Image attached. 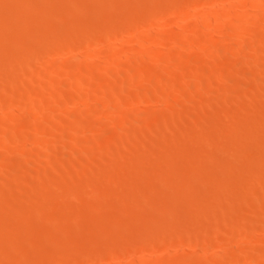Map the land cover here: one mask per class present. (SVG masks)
<instances>
[{
	"label": "rangeland",
	"instance_id": "rangeland-1",
	"mask_svg": "<svg viewBox=\"0 0 264 264\" xmlns=\"http://www.w3.org/2000/svg\"><path fill=\"white\" fill-rule=\"evenodd\" d=\"M3 1H4V4H2L3 3ZM12 1V2H11ZM22 1V2H21ZM42 1H43V3H42ZM42 1H39V0H0V24H1V29H0V33H1V35L3 34H5L4 36L2 35H0V53H2V54H4L5 56L6 55H8V56H6L5 58H3L2 57V59H1V54H0V99L1 100H3L2 102H1V100H0V102H1V104H0V106H5V108H6V103H8L9 104V102H11V100H12V97L13 98H15L16 96H18L19 94H17V95H15L14 93H12V92H15L16 93V91H19V89H21L22 88V86H23V82L25 81H29V79H30V77L31 76H27V74L25 75V76H27V78L26 77H24L25 79L22 81V78L20 77V75H17V73L18 74H20V73H22V71H23V69H24V67L26 66V68H28V66H30V67H32V69H30L31 71V75H32V73H33V77L32 78H34V75H35V79L33 80L32 78V80H31V82L30 83H32V85H33V82L35 83V80L37 79V80H39V75L41 76L42 75V73H43V75L41 76V78L43 77L44 78V76L46 75L47 76V79H48V75H50L49 77H51V78H53V77H56V76H52V73H57V72H55V69H57L55 66L56 65H61V64H63L64 63V65H65V67H66V71L67 72H63L64 74L61 76L60 75V78H59V80H60V82L61 83H63V84H61V86L62 87H64V88H62L63 89V92H64V94L63 93H61V94H63L64 96H62L61 94H59V95H61V96H59V97H57L56 98V96H52V95H50V94H48V92L49 91H47V92H45L44 91V95H45V100L46 101H44L43 100V108L42 109H40V110H42V111H40L39 110V112H42L43 114H37L36 112H35V114H37V116H36V118H35V116L33 115L34 114V111H33V114H31V111H29L30 109H31V107H28V111L26 112V109L24 108V107H26V106H24L23 107V105H21V107L20 108H18L19 106H20V104H18V107H16V104H13V102H15L14 101V99H13V102H11L12 103V106L14 107V108H12V110L13 109H16V108H18V110H20V111H18V115L16 116V118H15V120L13 121H10L11 120V118H9L10 120H7L8 118H5V116L7 117V114L4 112V110H2V109H4L3 107H0L1 109H0V127H1V129H2V126H4V125H1V121L2 120H4L3 121V123H5V125H6V122L5 121H8V122H12V126L10 125V124H8V125H10V128L12 129L13 128V130H15L16 129V131H14V133L16 132L17 134H21L20 136L23 138H18V137H11L10 139V142H11V144H10V142H9V146H10V151H13L12 152V154L10 155L11 157H8L7 159H6V157H5V159L4 160H2L1 159V162H0V167H1V169H0V174H1V172H2V177H0V191L2 192V194H3V196H4V194H5V196H4V198H1V197H3L2 196V194H0L1 195V199H0V252H2L1 254H0V264H53V263H55V264H68V263H70V264H83L82 262H84V264H88V262H92V263H89V264H102V263H104V264H136V263H138L139 261H141V262H144V263H142V264H148V263H150V264H167L168 262V264H173L174 263V261H177V264L179 263L178 261H183L182 259H180V257H181V255H182V257H183V259H185V256H191L192 255V258L195 256V257H197L199 260H200V262L202 261V264H205V262H206V260L208 261V259H211V257H212V255L211 254H213V255H218V256H216V257H214V259L215 258H218V261H217V259H215V261H213V263L212 264H214V262H215V264L217 263V264H227V262H228V264H236L237 263V261H238V263L237 264H250L249 263V261H248V256H249V252H250V254H253V252L256 254L258 251H259V249H260V247H261V249H260V251L258 252L259 253V255H258V253L256 254L257 256H259L258 257V262H260V263H258L257 262V264H262V262L264 263V252H263V254H262V251L261 250H263L264 251V226L262 225L263 223H264V217H263V220L261 221V219H260V217L257 219H255L254 217H256V215H257V217H258V215H264V203H263V201H264V186H262L261 185V183L264 185V175H262V174H260L261 172L262 173H264V170H262L261 169V171L259 170L260 168H263L264 169V113H261L262 111L264 112V89H262L264 86V78H261V77H264V63H263V65L261 64L263 61H264V53L262 52L263 50H264V48H263V45H261V44H264V42H261V40H259L258 39V46H256V44H255V38H256V40H257V36L255 37H250L251 38V40H248V39H250V38H248L246 41H248V43L246 42V41H244L243 43H239L238 41H237V39H238V37L241 35V32H239L238 30H240L239 28H236L235 29V27H236V25H235V27H232V23H234L235 22V19H234V17L232 16V18H231V11L230 10H232L233 9V7L230 5V3H232V5L234 6V4L236 3L237 5H238V3H239V5H241V3H243L240 7H238L237 5L236 6H234V8L236 9V10H240V13L243 11V12H245V11H247V10H251V11H253L254 9H253V4L255 3V0L253 1V0H247V1H240V2H232V1H234V0H232V1H229V0H224V1H222L221 0V2H220V0L215 4V2H216V0H214V2H212V0H203V2L200 0V2H199V0H198V2H195V1H197V0H138L139 2L138 3H140V1H141V3H140V5L142 6H139V5H137L138 3H137V0H135L136 1V3L135 2H133V0H122V1H120V0H100V1H102L101 3V6H98L99 4H100V2L98 1V0H96V1H94V0H91V2H89L88 0H77V1H80V2H76V0H71L72 2V4H68V1L66 2L65 0H42ZM50 1V2H49ZM63 1L64 2H66V3H63ZM94 1V2H93ZM127 2V3H124V5H126V7H128V8H124V5L122 4L123 2ZM156 1V2H155ZM162 3H161V2ZM169 1V2H168ZM173 1V2H172ZM183 1H184V3H183ZM210 1V2H209ZM230 3H229V2ZM251 1H253V2H251ZM263 1V0H262ZM2 2V3H1ZM14 2V3H13ZM31 2H33V3H31ZM44 2H45V4H44ZM70 2V1H69ZM75 2V3H74ZM92 2H93V4H92ZM96 2V3H95ZM149 2H154V3H149ZM165 2V3H164ZM172 2V3H171ZM190 2V3H189ZM207 2V3H206ZM209 2V3H208ZM219 2H220V4L223 6L222 7V9L221 10H224V12L223 11H219V13L221 12H223L224 13V15L225 16H228V17H226V18H224L225 16L223 15V14H217V18H215L212 14H211V12L212 13H216L217 11H213L214 9V7H216V6H218L219 5ZM224 2H228V3H224ZM252 3V4H250V3ZM25 3H27V4H29L30 3V5H26ZM85 3V4H84ZM107 3H112V6L114 5V11L113 10H109V7L110 8H113V7H111L110 6V4H107ZM115 3V4H114ZM169 5H167V4ZM175 3H176V5H175ZM205 5V7H203L204 5ZM211 3V4H210ZM264 3V1L262 2V4ZM5 4H8L7 6L5 5ZM55 4V5H54ZM107 4V5H106ZM129 4H130V6H129ZM135 4H136V6H135ZM151 4V5H150ZM159 4V5H158ZM180 4V6L181 7H179V6H177V5H179ZM183 4V5H182ZM189 4V5H188ZM249 4L251 5V6H249ZM2 5H3V7H2ZM44 5V6H43ZM72 5V6H71ZM85 5V6H84ZM116 5V6H115ZM132 5H134V6H132ZM161 5V6H160ZM165 5V6H164ZM166 5H167V7H166ZM195 5H196V7H195ZM203 5V6H202ZM207 5V6H206ZM225 5H227V6H225ZM247 5V6H246ZM264 5V4H263ZM262 5V6H263ZM6 6V7H5ZM13 6V7H12ZM31 8H30V7ZM33 6V7H32ZM53 6V7H52ZM75 6H77V7H75ZM109 6V7H108ZM132 6V7H131ZM157 6V7H156ZM176 6H177V8H176ZM211 8H210V7ZM82 7V8H81ZM85 7H86V9H85ZM96 8V10L94 9V10H92V8ZM119 8V10L121 9V8H124V10H120L119 12H117L118 11V8ZM159 7L160 8H162V9H159ZM165 7V8H164ZM171 7V8H170ZM193 7H195V8H193ZM201 7V8H200ZM225 7V8H224ZM227 7V8H226ZM238 9H237V8ZM249 7V8H248ZM264 7V6H263ZM263 7H261L260 9H258V10H256L257 11V13H259L258 11L260 10V14H263L262 12H264L263 11ZM2 8V9H1ZM41 8V9H40ZM108 8V9H107ZM146 8V9H145ZM164 8V9H163ZM173 8V9H172ZM174 8L176 9V11H177V13L179 12V15L177 14V13H175L176 11L174 10ZM184 8V9H183ZM196 8H198V9H196ZM208 8V9H207ZM229 8V9H228ZM232 8V9H231ZM248 8V9H247ZM251 8V9H250ZM12 9V10H11ZM19 9V10H18ZM27 9V10H26ZM32 10V12H30V10ZM34 9V10H33ZM35 9L38 11V13L37 12H33V11H35ZM44 9H46V10H44ZM52 9V10H51ZM74 9H76L75 11H74ZM79 9H81V10H83V9H85V10H83V11H81L80 10V12H84L85 13V15H81L82 17H80V13H77V14H79V15H77L76 14V12H78L77 10H79ZM92 11H91V10ZM99 9H101V11H99ZM131 9V10H130ZM134 9V10H133ZM169 9H171V10H169ZM181 9V10H180ZM195 9V10H194ZM205 10L204 12L203 11H201V10ZM210 9V10H209ZM227 9V10H226ZM244 9H245V11H244ZM7 10V11H6ZM9 10H11V13H9ZM59 10V11H58ZM105 10V11H104ZM117 10V11H116ZM138 10V11H137ZM150 12H149V11ZM160 10V11H159ZM163 10V11H162ZM173 10V11H172ZM179 10V11H178ZM184 10H186L187 12H185ZM195 11L196 13H194L193 11ZM207 10V11H206ZM13 11V12H12ZM44 11H46L45 13H43ZM58 11V12H57ZM67 11L69 12V14L67 13ZM93 11H95V13H94V15H92V13H93ZM97 11V12H96ZM103 11V12H102ZM108 11V12H107ZM130 11V12H129ZM170 11V12H169ZM175 11V12H174ZM226 11V12H225ZM3 12V13H2ZM5 12V13H4ZM7 12H8V14H7ZM30 12V13H29ZM62 12V13H61ZM92 12V13H91ZM133 12V13H132ZM138 12V13H137ZM159 13V15L160 14H163L162 15V17H158L159 19H157V21L154 23L155 25H152V27H150V26H147L146 24L148 23V22H146L145 23V21H148V15H150L151 13H152V15L154 14V13ZM200 12H202L201 14H199ZM230 12V13H229ZM239 11H237V13H238ZM13 13V17H14V19H16L18 22H14V24L12 23V21H14V19L12 18V16H11V14ZM24 13V14H23ZM26 13H28V14H26ZM33 13V14H32ZM37 13V14H36ZM43 13V14H42ZM46 13H47V15H46ZM70 13L72 14V16L70 15ZM83 13V14H84ZM91 13V14H90ZM103 13H106V14H103ZM110 13V14H109ZM124 13H127L128 15H129V17L127 16V14H124ZM157 13V14H158ZM169 13V14H168ZM172 13V14H171ZM198 13V14H197ZM204 13V14H203ZM208 13V14H207ZM227 13V14H226ZM256 12H255V14H257ZM4 16H3V15ZM6 14V15H5ZM43 16H42V15ZM86 14H88V15H86ZM132 14V15H131ZM139 14H142V15H139ZM229 14V15H228ZM239 14V13H238ZM31 16V19H30V16ZM33 15V16H32ZM35 15V16H34ZM40 15V16H39ZM46 15V16H45ZM51 15H55L57 18H60V20H58L56 17H54V18H52L51 17ZM58 15H59V17H58ZM70 15V16H69ZM77 15V16H76ZM91 15V16H90ZM106 17H105V16ZM121 16L120 17V19H119V16ZM125 15V16H124ZM131 15V16H130ZM135 15V16H134ZM139 17H138V16ZM173 17H172V16ZM178 15V16H177ZM194 15H196V17L194 16ZM201 15H204V17L205 18H207V19H210V16H212L211 17V19L212 20H208L207 21V19H205V21H207V22H209L210 21V23H212V24H214V22H215V25H216V23H217V25L218 24H220V23H222V24H226V22L228 21V24H226L228 27L231 25V30H228V31H226L227 33H226V35H228V36H226L225 34H222V35H220V34H216L215 32H214V30L212 31V29H213V27H207V28H205L204 30H205V32H203V33H201V34H199V33H197V34H199L198 36H197V34L195 33V34H193V33H191V31H192V29L194 28V27H196V26H198V25H200V24H202V23H200V17H201ZM218 15H220V17L218 16ZM259 15V14H258ZM19 16H21V17H19ZM26 16V17H25ZM37 16V17H36ZM42 16V17H41ZM48 16H49V18H48ZM64 17L66 20H64V18H61V17ZM66 16V17H65ZM89 16V17H88ZM101 16V17H100ZM142 16V17H141ZM161 16V15H160ZM223 16V17H222ZM260 16V15H259ZM257 17V16H255L254 18H253V21H254V19H255V21L253 22L252 21V19L248 22V26H249V24H251V26L253 27V26H255V29H256V25H258L259 24V27L257 26V28H258V31H260V29H261V27H263L262 29H263V31H264V24L262 23L263 22V20L261 21L260 19V17ZM263 16V15H262ZM6 17V18H5ZM33 17L35 18V20L33 19ZM88 17V18H87ZM92 17H99L97 20H96V18H95V20H94V18H92ZM147 17V18H146ZM149 17H151V15L149 16ZM165 17V18H164ZM167 17V18H166ZM169 17V18H168ZM172 17V19H171V21H170V18ZM179 17L181 18V17H183V18H181V19H179ZM21 18V19H20ZM27 18H29V19H27ZM51 18V19H50ZM101 18V19H100ZM108 18V19H107ZM117 19V20H114V22L111 20V19ZM133 19V20H127V19ZM146 18V20H144ZM202 19H203V16L201 17ZM220 18V19H219ZM232 20H230V19ZM22 19L24 20V21H27V26H26V28L28 27V30L26 29V28H24L23 26H25V22L23 21L22 22ZM50 19V20H49ZM63 19V20H62ZM85 19V20H84ZM90 19V20H89ZM122 19V20H121ZM140 19V20H139ZM166 21H165V20ZM202 19H201V22H202ZM204 19H203V21H204ZM213 19H216V20H213ZM225 19V20H224ZM258 19V20H257ZM5 20H7V21H5ZM8 20H9V22H8ZM47 20H48V25L49 26H52V27H49V28H47ZM52 20V21H51ZM57 20V22H55ZM62 20V21H61ZM68 20V21H67ZM144 20V21H143ZM168 20V21H167ZM222 20V21H221ZM29 21V22H28ZM31 21V22H30ZM36 21V22H38V24H35L34 22ZM59 21V22H58ZM70 21V22H69ZM74 21V22H73ZM76 21V22H75ZM99 21V22H98ZM110 21V22H109ZM119 21H121V22H119ZM125 21H127V22H125ZM158 21H159V23H158ZM161 21H162V23H161ZM211 21H213V22H211ZM226 21V22H225ZM230 21L232 22L230 25H229V23H230ZM260 21V22H259ZM3 22V23H2ZM45 22V24H43ZM52 23L53 22V24H50V23ZM63 22V23H62ZM81 22V23H80ZM83 22V23H82ZM93 22V23H92ZM131 22V23H130ZM134 22V23H133ZM165 22V23H164ZM258 22V23H257ZM5 23H7L6 25H4ZM23 23V24H22ZM42 23V24H41ZM58 23V24H57ZM59 23H61V24H64V25H60ZM67 25H66V24ZM102 23V24H101ZM119 23V24H118ZM120 23H121V25H120ZM142 23H143V25H142ZM145 23V24H144ZM157 23H158V25H157ZM204 23V22H203ZM252 23H255V25L254 24H252ZM261 23V24H260ZM15 24H17V25H15ZM35 24V25H34ZM40 24V25H39ZM76 24V25H75ZM80 24H82V25H80ZM97 24V25H96ZM114 24H116V25H114ZM127 24V25H126ZM131 24V25H130ZM135 24V25H134ZM163 24V25H162ZM235 24V23H234ZM11 25V26H10ZM21 25V27L20 28H18L19 26ZM23 25V26H22ZM60 25V26H59ZM68 25H69V27H68ZM94 25V26H93ZM103 25V26H102ZM109 25H112V27H110ZM124 25V26H123ZM130 25V26H129ZM133 25V26H132ZM137 25V26H136ZM143 27H141V26ZM162 27H164V29L163 28H161V26ZM194 25H196V26H194ZM263 25V26H262ZM5 26L7 27V28H9L8 30H6L5 29ZM10 26V27H9ZM12 26H14L13 28H11ZM30 26H32V27H30ZM34 26V27H33ZM44 26V27H43ZM46 26V27H45ZM63 26H65V28L63 27ZM84 26H85V28H84ZM89 26V27H88ZM102 26V27H101ZM127 26V27H126ZM137 27L136 28V30H138V34H139V32H142L143 30H144V32H146L147 30H149V31H147V32H149L150 33V31L152 32V30H153V32H155V34L157 35V31H166V34H167V36H169V34H171L172 32V34H176V35H178V34H180V32H181V36H184L187 32V35H185V39H186V43L183 45V46H181V47H183V49L181 48V47H179L180 45H178L175 41H170V40H172V39H170V38H168V37H163V36H166V35H163L162 37L160 36V35H155L156 37V39L154 38V42L152 41V42H149L150 44H147V45H145V44H142V43H140L141 42V40H140V38L137 36L136 37V35H135V37H133V39H136V41L134 40L133 41V39L131 38L130 39V37H131V33H129L131 30H128V29H130L131 27ZM139 26V27H138ZM144 26H146V27H144ZM226 26V27H227ZM234 26V25H233ZM17 27V28H16ZM37 27V28H36ZM55 27H57V28H55ZM75 27V28H74ZM103 27H105V28H103ZM118 27H120V28H118ZM126 27V28H125ZM130 27V28H129ZM148 27V28H147ZM156 27L157 28V30H155L154 28ZM161 29V30H159V28ZM228 27H227V29H228ZM30 28V29H29ZM52 28H53V31H51L52 30ZM55 28V29H54ZM61 29V30H58V29ZM64 28V29H63ZM67 28V29H66ZM72 28V29H71ZM88 28V29H87ZM122 28V29H121ZM141 28V29H140ZM150 28V29H149ZM151 28H152V30H151ZM190 28V29H189ZM192 28V29H191ZM232 28H233V30H232ZM2 29L4 30L3 31V33L1 32L2 31ZM12 29V30H11ZM27 30V32L25 31V30ZM57 29V30H56ZM81 29V30H80ZM105 31H104V30ZM107 29V30H106ZM127 29V30H126ZM186 29H188V30H186ZM210 29H211V31H210ZM261 29V30H262ZM39 30V32H40V34H38L37 33V31ZM46 30V31H45ZM54 30H56L55 31V33H56V35H54L55 33H54ZM69 32H68V31ZM89 30V31H88ZM203 30V31H204ZM207 30H208V32H207ZM257 30V29H256ZM18 31V32H17ZM43 31H45V32H43ZM48 31H50V32H48ZM59 31V32H58ZM61 31H63V33L61 32ZM71 31V32H70ZM77 32V35H76V32ZM103 31V32H102ZM108 31H110V32H108ZM124 31V32H123ZM184 31H186V32H184ZM232 31V32H231ZM10 32H13V34L12 33H10ZM26 32V33H25ZM46 32H48V34H50V35H48ZM66 32V33H65ZM74 32V33H73ZM88 32H90V33H88ZM158 32V33H159ZM168 32V33H167ZM171 32V33H170ZM210 32V33H209ZM32 33V34H31ZM45 33V34H44ZM58 33V34H57ZM69 33H70V35H69ZM79 33V34H78ZM82 33V34H81ZM116 33V34H115ZM182 33H183V35H182ZM191 34V36H192V38L194 37V41H195V43L193 44V43H191V41H189L190 39L192 40V38H190L189 39V37H190V35H188V34ZM204 33H205V35H204ZM206 33H209V34H211L212 36V39L213 38H216V39H213V40H217V42L215 41V44L217 45V43L218 44H226V45H228L227 47H224V49L222 50L223 52V54H216L218 51H215V50H217V49H215V47H213L215 50H213V48H212V45L211 44H214V41L211 39V37L209 36V34H206ZM240 33V34H239ZM8 34V35H7ZM11 34V35H10ZM27 34H29L28 36H27ZM53 34V35H52ZM88 34V35H87ZM90 34H91V36H90ZM106 34V35H105ZM109 34V35H108ZM152 34H154V33H152ZM165 34V33H164ZM203 34V35H202ZM216 34V36H214ZM239 34V35H238ZM27 36V37H30V38H27L26 40L28 41H25V42H27V43H29V45L28 44H22V43H19L18 45H23V46H21L20 45V47L17 45L16 46V49H17V47L19 48V49H17L16 51H15V47L13 48V47H11V44L12 45H15V44H13V42L12 41H15V40H12V39H15V36L17 37V36H19V40H21V38H20V36L22 37V36ZM36 35V36H35ZM59 35L61 36V37H59ZM66 35V36H65ZM208 35V37H210V39L212 40V42H211V40L209 39V38H207V39H204V38H206V36ZM224 35V36H223ZM237 35H238V37H237ZM6 36V37H5ZM13 36V37H12ZM23 36V37H24ZM25 36V37H26ZM45 36V37H44ZM49 36V37H48ZM50 36H52V37H50ZM56 36H58V37H56ZM62 36H63V39H61L62 38ZM65 36V37H64ZM69 36V37H68ZM72 36V37H71ZM78 36V37H77ZM80 36H81V39H80ZM90 36V37H89ZM98 36V37H97ZM105 36V37H104ZM108 36L110 37V38H108ZM133 36V35H132ZM171 36V35H170ZM218 36H220V38L218 37ZM31 37H34L36 40L35 41H37V44H34L35 43V41L33 42V40H34V38H33V40L31 39ZM75 37V38H74ZM77 37V38H76ZM114 39H113V38ZM159 37V38H158ZM198 39H197V38ZM204 37V38H203ZM224 38L223 40H222V38ZM9 38H11V39H9ZM51 38V39H50ZM53 38H54V41H53ZM90 38V39H89ZM102 38V39H101ZM161 38V39H160ZM163 38V39H162ZM199 38L200 39H202L203 38V42L204 43H206V46L207 47H209L210 45V47H211V51H210V48H206L207 49V53H206V51H204V49L205 48H203L202 46H204V44H200V41H202V40H199ZM231 38V39H230ZM5 39L7 40V41H5ZM24 39V38H23ZM30 39V40H29ZM39 39V40H38ZM47 39V40H46ZM77 39V40H76ZM78 39H80V40H78ZM111 39H113V40H111ZM166 39V40H165ZM195 39H197V41L195 40ZM229 39V40H228ZM8 40H10L9 42H8ZM18 39L16 40V41H18V42H20ZM61 40H62V42H61ZM72 40V41H71ZM84 40V41H83ZM110 40V41H109ZM138 40L140 41V42H138ZM156 40V41H155ZM158 40V41H157ZM159 40H163V41H165V42H163V43H166V44H163V43H161ZM205 40H207L206 42H205ZM221 40V41H220ZM226 40V41H225ZM228 40V41H227ZM22 41V40H21ZM47 41V42H46ZM50 41V42H49ZM52 41V42H51ZM66 41V42H65ZM87 41L88 42H92V45H93V48H94V50L93 51H91V52H93V55H95V54H97L98 55V59H99V56H100V58L102 59V55H100V54H103L106 50L105 49H107L110 45V47H112L113 45H116L117 44V42H118V46H119V44H120V47H121V45L124 47V48H122L121 50H123V52H125V50L126 51H128V53H129V56L127 57V54H126V57H125V55L123 56V57H120V58H118V60H120L121 59V61H118L117 60V62L116 63H118V64H115V66H113V68H114V71L112 70V72H114L113 74L111 73V75L108 77V85H107V90L108 89H110V90H108L109 91V93H110V96H109V94L108 93H106L107 95L106 96H104L106 99H102V104L101 105H97V104H95L94 102V100H93V98H92V94H94V93H96L95 92V90L96 89H99L98 88V86L97 85H102V83H101V81L103 82V79H102V75H103V72H102V74H101V72L99 73V74H101L100 75V77H101V80H100V78L99 77H97V76H95L94 77V79L92 78V79H90V78H88L87 79V82H85L84 81V83H82V84H80V81L78 80V78H77V80H76V76H74V77H72V75H71V72H69L70 70H69V68L70 69H72V73L73 72H75L74 71V67L78 64V62H80V61H87V60H92V62H95V60H93V59H96L94 56L92 57L91 55H86V54H92V53H90V50L89 49H87L88 47H86L87 45H88V43H87ZM189 41V42H188ZM236 41H237V43H236ZM249 41H251V43L249 44ZM12 42V43H11ZM44 42V43H43ZM53 42H54V44H53ZM57 42V43H56ZM84 42V43H83ZM85 42L87 43V44H85ZM111 42V43H110ZM156 42V43H155ZM175 42V43H174ZM196 42H198V43H196ZM209 42V43H208ZM245 42H246V44H245ZM253 42V43H252ZM256 42V43H257ZM40 43V44H39ZM41 43L42 44H44V45H42L41 46ZM64 43V44H63ZM68 43H70L69 45H68ZM140 43V44H139ZM168 43V44H167ZM39 44V45H38ZM49 44V45H48ZM52 44V45H51ZM57 44V45H56ZM66 44V45H65ZM74 44V45H73ZM79 44V45H78ZM153 44V45H152ZM198 44H200V45H198ZM222 45V46H225V45ZM4 45V46H3ZM26 45V46H25ZM61 45V46H60ZM72 45H73V48H72ZM178 45V46H177ZM188 45V47H186ZM202 45V46H201ZM209 45V46H208ZM32 46V47H31ZM44 46V47H43ZM80 46V47H79ZM97 48H96V47ZM105 46H107V47H105ZM143 46V48H140V47H142ZM148 46V47H147ZM175 46V47H174ZM189 46H191V48L189 47ZM197 46V47H196ZM206 46H204V47H206ZM221 46V47H222ZM254 46H255V48H254ZM6 47V48H5ZM22 47V48H21ZM38 47V48H37ZM42 47L44 48V49H46V50H44V49H42ZM57 47V48H56ZM62 47V48H61ZM139 47V48H138ZM200 47H202V48H200ZM228 47H229V49H228ZM261 47V48H260ZM2 48H4V49H2ZM12 48V49H11ZM52 48V49H51ZM82 48V49H81ZM101 48H102V50H101ZM126 48V49H125ZM174 48H175V50H174ZM190 48V49H189ZM192 48H194V49H192ZM197 48V49H196ZM226 48H227V51H226ZM7 49V50H6ZM13 49H14V51H13ZM30 52V51H34V53L32 54V52H30V53H28V51ZM32 49H34V50H32ZM59 49V50H58ZM71 49V50H70ZM100 49V50H99ZM129 49V50H128ZM138 49V50H137ZM258 49V50H257ZM259 49H261V50H259ZM3 50V51H2ZM6 50V51H5ZM52 50V51H51ZM55 50V51H54ZM75 50V51H74ZM78 50H79V52L81 53H79L78 54ZM86 50H88V52L86 51ZM132 50H134L136 53H137V55H136V53L134 52V51H132ZM172 50H174V51H172ZM180 50V51H179ZM191 50V51H190ZM213 50V51H212ZM13 53H15V57H16V55H17V61L15 60L16 58L14 57V56H12L13 58H14V60L15 61H13V60H9V59H7L8 57H9V55H11V54H13ZM19 51V52H18ZM77 51V52H76ZM85 51V52H84ZM99 51V53H97ZM130 51V52H129ZM172 51V52H171ZM178 51V52H177ZM183 51V53H181ZM195 51V52H194ZM209 51V52H208ZM221 51V50H220ZM220 51L218 52V53H220ZM232 52V54H229V53H231ZM258 53H257V52ZM263 53H261V52ZM7 52V53H6ZM8 52L10 53L11 52V54H8ZM19 53V54H21V55H18V54H16V53ZM56 52V53H55ZM101 52V53H100ZM170 52H171V55H168L167 56V54H170ZM173 52H175V53H173ZM185 52L186 53H188V52H192L193 54H186V55H182V54H185ZM215 52V53H214ZM255 52V53H254ZM260 52V53H259ZM58 53V54H57ZM60 53V54H59ZM73 53H75V54H77V55H79V58H80V61H79V59L78 60H73V59H71V56L73 55ZM95 53V54H94ZM132 53V54H131ZM199 54L198 56L196 55V54ZM210 53V54H209ZM215 54V56H216V58L213 56V54ZM23 54H26V55H24V57L23 58H25V60H26V58H27V56L28 57H30V58H34V56H35V54H36V58H37V60L36 59H33L31 62H34V65L32 66V64L33 63H31V64H29L28 62H26L25 60H23V62L25 63V64H27L28 63V66L27 65H25L23 62H22V60H21V58H19L18 56H23ZM28 54H30V55H28ZM152 54V55H151ZM172 54H173V56H172ZM203 54H205V55H203ZM212 54V55H211ZM229 54V57L227 56ZM253 54H257L256 56H253ZM259 54L262 56H259ZM96 55V56H97ZM132 55V56H131ZM149 55V56H148ZM178 56V59L180 60V58H182V60H184V58H185V60L187 61L189 58L191 59V60H189L188 62L189 63H191L192 65H188V66H186L185 67V65L184 66H182V68H180V66L182 65L181 64V60H180V62H179V60H178V63H180L179 65H178V63H177V61H176V63H174L175 62V60H173V61H169V63H167V61H165V60H167V59H169V57L170 58H172V57H174V56ZM179 55H181V57L179 56ZM190 55V56H189ZM196 55V56H195ZM213 56V59H217V60H215L216 61V64L218 65L220 62H221V64H219L218 65V67L220 66V67H222V68H224L227 64H228V66H229V64H230V66H232V68L230 67V68H228V69H230V71L229 72H227L226 74H224L223 72H222V68H220L219 67V69H218V67H217V71H216V73H214L213 72V69L212 68H214V66H212V64H210V63H212V58L210 59L211 60V62L207 59V58H209V57H207V56ZM236 55V56H235ZM26 56V57H25ZM32 56V57H31ZM69 56V57H68ZM86 56H89V57H86ZM139 58H137V57ZM142 56H144L145 57V60H146V64L148 63L147 61H149V63H150V65H151V61L152 60H154V57L156 58L155 59V62L153 61V65L154 66H156V62L158 63L159 62V64H158V66H156V67H154V69L152 68L153 67V65H149V66H147V65H143V66H141V71H138V70H140V69H137V68H134V69H137L136 71H133V67L134 66H136V64H138L139 62H141V63H143V62H145V61H143L144 60V58L142 57ZM152 56V57H151ZM156 56H158V57H156ZM166 56V57H165ZM183 56V57H182ZM191 56L192 57H194V58H197V59H195V61L196 60H198L197 62H194V58H191ZM206 57V59L204 58V59H202L203 57ZM217 56H219L218 58H217ZM225 57V58H223V57ZM259 56V57H258ZM65 57H67V58H65ZM136 57V58H135ZM147 57V58H146ZM150 59H149V58ZM164 57V58H163ZM188 57V59H186ZM236 57H238V58H236ZM253 57H255L256 59H254ZM260 57H261V59H262V62L260 63V61L261 60H259L260 59ZM11 58V57H10ZM19 58V59H18ZM39 58H41V59H39ZM44 58H46V60L44 59ZM61 58V59H60ZM62 58H63V60H65V61H62ZM68 58H70V59H68ZM104 58V57H103ZM142 58V59H141ZM163 58V59H162ZM167 58V59H166ZM177 58V57H176ZM175 57L173 58V59H176ZM227 58L228 59H230V58H232L234 61V64H236L237 62H241V63H239V64H241L240 66L242 67H244V69L247 71V73H245L244 74V72H246V71H244V70H239V72H242V73H239V72H237V71H235V70H237V69H239V68H241V67H239V65L236 67V66H234V64L232 63V61H231V59H230V62L231 63H229V61L227 60ZM248 60H247V59ZM4 59H6V60H4ZM50 59V60H49ZM58 59V60H57ZM82 59V60H81ZM105 59V61H106V58H104ZM103 59V60H104ZM157 59H159V60H157ZM165 59V60H164ZM193 59V60H192ZM199 59H201V61H200V63H203V62H208V64H207V67H211L212 66V68H209L210 70L212 69V71H211V73H210V70H207L206 69V71L209 73V74H207V72H206V74H201V76H200V78L198 79L197 77V72H195L196 71V68H197V65H196V68H195V64L194 63H197L198 64V62H199ZM226 59V60H225ZM240 59V60H239ZM250 59V60H249ZM257 59L259 60V61H257ZM35 60L37 61V62H35ZM42 62H41V61ZM49 61V63H47L48 61ZM205 60H208V61H205ZM222 60H223V63H222ZM237 60V62L235 63V61ZM244 60H246V61H244ZM256 62H255V61ZM8 61H11V63L10 62H8ZM20 61V62H19ZM73 61V62H72ZM97 61H99L98 63H100L101 62V65H103L102 66V68L100 67L101 65L99 64L98 65V63L96 64V62ZM96 62H95V64L98 66V68H100L102 71H104L105 69H106V66H108L107 65V63L106 62H104V63H106L105 65H104V63H102L103 61L102 60H97ZM161 61H165V62H161ZM193 63H192V62ZM226 61H228V63L226 64ZM244 61V62H243ZM251 61H254L255 63H253V65H252V63H251ZM4 62V64H2ZM16 62V63H15ZM40 62V64L41 65H39L38 63ZM51 62V63H50ZM69 62V63H68ZM75 62H77L76 64H75ZM88 62V61H87ZM91 62V61H90ZM108 62V61H107ZM121 62V63H120ZM134 62H136V63H134ZM171 62V63H170ZM174 63V66H175V64L179 67H173L172 68V66H173V63ZM224 62H225V64H224ZM251 63V64H249V63ZM9 63H10V66H12V68H13V70L10 68L9 69ZM19 63H21V64H19ZM45 63V64H44ZM161 63V64H160ZM167 63V64H166ZM213 63H215L214 61H213ZM247 63H248V65H247ZM257 63H260L261 65H262V67L260 68L259 66H261V65H258ZM13 64H15L14 66H15V68H14V66H13ZM18 64L21 66H18ZM36 64V65H35ZM48 64V65H47ZM132 64H135V65H133L132 66ZM188 64V63H187ZM186 64V65H187ZM210 64V65H209ZM223 64V65H222ZM232 64V65H231ZM2 65V66H1ZM3 65H4V67H3ZM23 65H24V67H23ZM47 65V66H46ZM69 65V66H68ZM165 65V66H164ZM168 65V66H167ZM172 65V66H171ZM222 65V66H221ZM250 65H252L253 66V68H250L251 66ZM256 65V66H255ZM258 65V66H257ZM44 68H43V67ZM72 66H73V68H72ZM160 66H162V67H160ZM227 66V67H228ZM2 67V68H1ZM5 67H7V68H5ZM23 67V68H22ZM34 67H37L35 70H34ZM47 67V68H46ZM50 67V68H49ZM53 67V68H52ZM54 67H55V69H54ZM69 67V68H68ZM77 67V66H76ZM75 67V68H76ZM147 67H150V68H148L147 69ZM166 67H168L169 69H166ZM183 67H184V70H183ZM189 67V68H188ZM239 67V68H238ZM243 67H242V69H243ZM254 67H256V68H254ZM20 68H22V70L20 69ZM40 68V69H39ZM52 68V69H51ZM162 68V69H161ZM173 69L174 70V72L176 71V73H174L173 72V70H172V72L170 71L171 69ZM187 68V69H186ZM225 68L223 69L224 70V72H225ZM258 68H259V70L261 71H259L258 70ZM6 69V70H5ZM14 69H18V71L17 70H15L14 71ZM43 69H45L46 70V72H43L44 70ZM104 69V70H103ZM144 69V70H143ZM159 71H158V70ZM220 69H221V71H220ZM235 69V70H234ZM248 69H250L251 71L249 72V70ZM255 69V70H254ZM11 70V71H10ZM25 70V69H24ZM37 70H38V74H37V76H36V73H37ZM40 70V71H39ZM48 70V71H47ZM52 70H53V72H52ZM100 70V71H101ZM148 70H150V71H148ZM181 70H182V74H181ZM187 70V71H186ZM193 70H194V74H195V76L194 75H187V73H188V71H192L191 73H193ZM19 71H20V73H19ZM34 71V72H33ZM138 71V72H137ZM254 71H256V74H255V78H258V79H256V81H253V76L251 75L252 73H254ZM8 72V73H7ZM10 72H11V74L12 73H15V75H17L18 77H16L17 78V80H16V78L13 80V76H15L14 74H12V76H11V74H10ZM17 72V73H16ZM28 72H29V70H28ZM36 72V73H35ZM48 72V73H47ZM131 72V73H130ZM137 74H136V73ZM179 72V73H178ZM214 74H213V73ZM218 72V73H217ZM222 72V73H221ZM23 73H24V71H23ZM134 73V74H133ZM161 73H165L164 75L163 74H161ZM191 73H188V74H191ZM251 73V74H250ZM105 74V73H104ZM132 74V75H131ZM159 74H161V75H159ZM172 74H175V76L174 75H171ZM183 74H184V76H183ZM240 74V75H239ZM249 74V75H248ZM260 74H262V76L260 75ZM2 75V76H1ZM5 75V76H4ZM6 75H9L8 76V79H7V76ZM53 75H55V74H53ZM57 75V74H56ZM75 75V74H74ZM77 75V74H76ZM121 75H123V76H121ZM132 76V78L134 79V81H135V78H136V80H138V81H135V83H134V85L133 86H128V88L127 87H122V89H124V91L122 92L121 90L122 89H119V88H121V87H119L118 88V86H117V88L118 89H116V78H117V81L118 80H120L119 78H123L124 76ZM135 75V76H134ZM168 76V75H170V76H168L169 77V80H172L171 82L169 81H167L168 83H166L165 85H163L164 83H162V87L160 88V87H158L157 85V87H152V86H154L156 83L158 84L159 82H156V83H152V82H155L156 80H160V78H161V76H162V78H164L165 76ZM203 75V76H202ZM223 75H225L224 77H223ZM244 77H243V76ZM246 75L248 76V78L246 77ZM259 75H260V77H259ZM45 76V77H46ZM104 76V75H103ZM113 76V77H112ZM119 76V77H118ZM121 76V77H120ZM210 76H213L212 78H210L209 79V77ZM249 76L251 77V78H249ZM11 77H13V78H11ZM28 77H29V79H28ZM112 77V78H111ZM116 77V78H115ZM158 77V78H157ZM168 77H166V79L168 78ZM176 79H175V78ZM193 77V78H192ZM203 77H207L205 80H204V78ZM236 77H238V78H236ZM242 77V78H241ZM1 78H3V79H1ZM115 78V79H114ZM161 78V79H162ZM171 78V79H170ZM173 78V79H172ZM213 78H215V79H213ZM233 78H235V79H237V81H235ZM240 78H241V80H240ZM21 79V80H20ZM46 78H44V79H40V80H46V81H48ZM54 79V78H53ZM111 79V80H110ZM175 79V80H174ZM178 79H179V81H181V82H179L178 81ZM191 80V81H189V80ZM202 79V80H201ZM213 79V80H212ZM223 79V80H222ZM232 79L234 80V81H232ZM242 79L244 80L243 82H242ZM4 80H5V82H4ZM13 80V81H12ZM17 81L18 83H14V81ZM52 80V79H51ZM100 80V81H99ZM115 80V81H114ZM153 80H155V81H153ZM158 80V81H159ZM173 80H174V82L175 83H173ZM220 80V81H219ZM262 80V81H261ZM2 81V82H1ZM10 81H11V83H10ZM22 81V82H21ZM33 81V82H32ZM77 81H78V83H77ZM177 81V82H176ZM183 81V82H182ZM187 81V82H186ZM189 81V82H188ZM211 81L213 82V84L211 83ZM216 81V82H215ZM218 81V82H217ZM260 83H259V82ZM16 85V88H17V90L14 88L15 86H14V84ZM25 82H24V86L26 85L25 84ZM73 82H75L74 83V85L72 86V83ZM144 82V83H143ZM145 82H146V84H145ZM203 82H206V83H203ZM215 82V83H214ZM239 82H241L240 84H239ZM250 82V83H249ZM255 82L257 83V84H255ZM86 83V84H85ZM140 83V84H139ZM148 83V84H147ZM177 83H179V84H177ZM196 83V84H195ZM232 83H234V84H236V86L233 84L232 85ZM2 84V85H1ZM10 84V85H9ZM28 84V83H27ZM136 84H138V85H136ZM144 86H143V85ZM150 84H152V85H150ZM160 84V83H159ZM173 84H175L177 87H179V88H176V86L175 85H173ZM181 84H183V86L185 87H183ZM190 86H189V85ZM194 84V85H193ZM197 84H198V86H197ZM204 84H205V86H206V84H208V86H206V87H204ZM251 84V85H250ZM253 84V85H252ZM259 84H262V86L261 85H259ZM12 85V86H11ZM75 85H77V87L75 86ZM84 87H82V86ZM109 85H111L109 88H108V86ZM142 86L143 87V89L141 88V87H139V86ZM146 85H149V86H146ZM172 85H173V87H172ZM201 85V86H200ZM226 87H225V86ZM253 86L256 90H257V93H256V90L255 89H253V87L251 88L250 86ZM255 85V86H254ZM23 86V87H24ZM47 86H50V84H47ZM78 86H81V87H79L78 88ZM113 86H114V88H113ZM191 86H192V88L194 87L195 88V86H196V90H197V87H198V89H200L201 87H203V88H201V89H204L205 88V90H206V88L208 87V91H204L203 90V95H199L198 96V93H197V91H195V90H193L192 88H191ZM200 86V87H199ZM235 86V87H234ZM6 87H7V89L9 90H7L6 89ZM12 87V88H11ZM19 87H21V88H19ZM71 87H74V88H76V89H72ZM94 87L96 88V89H94ZM145 87H148V89H146ZM168 89H167V88ZM221 87H225V89H227V90H225V89H220ZM234 87V88H233ZM261 87V88H260ZM1 88H2V90H1ZM81 88V89H80ZM144 88L146 89V90H149V92L150 91H152V93L150 92V94L152 95V94H156V96L154 97V95H152V98H153V100H151V101H147L146 102V100H143V98H140L139 96L142 94H140V92L142 91L143 92V90H144ZM150 88V89H149ZM167 89V91H166V89ZM190 88H191V90H193L192 92H191V90H190ZM12 89H15V90H12ZM23 89V88H22ZM84 90L83 92H85V96H83V97H81V98H79L80 96H79V91L80 90ZM88 89V90H87ZM141 89V90H140ZM154 89V90H153ZM161 89V90H160ZM187 89V90H186ZM232 89H233V91H232ZM250 89V90H249ZM252 89H253V91H252ZM46 90V89H45ZM48 90V89H47ZM50 90V89H49ZM89 90H90V95H91V98H92V100L93 101H91V98H90V95L88 94L89 93ZM161 91L160 92V94H162V96H163V93L164 92H168V94H170L171 92H172V90L174 91V94H175V96H174V94H170L169 96H168V98H169V100H168V102L167 101H165V100H163V99H168V98H166L165 96V98L164 97H162V96H159V93L157 92V91ZM162 90L164 91V92H162ZM189 90V91H188ZM221 90V91H220ZM225 90V91H224ZM2 91H4V92H2ZM10 91H12V92H10ZM21 92L23 91V90H20ZM20 91H19V93H20ZM88 91V92H87ZM99 91V90H98ZM111 91H113V92H111ZM114 91L116 92V93H114ZM154 91V92H153ZM194 91H195V93H194ZM200 91H202V90H200ZM199 91V92H200ZM230 92V94H229V92ZM232 91V92H231ZM247 91V92H246ZM10 92V93H9ZM66 92V93H65ZM67 92H69V93H67ZM78 92V93H77ZM206 92H208L209 94H206ZM219 92V93H218ZM225 92H227L228 94H226ZM245 92V93H244ZM250 92H251V94H250ZM112 93H114L115 95H113ZM117 93H118V96L120 97V99H119V97H116V95H117ZM225 94V96H227V98L225 97V96H223V98L225 97V100L222 98V96L221 95H223V94ZM10 94H12V96L10 95ZM14 94V95H13ZM86 94H88V95H86ZM139 94V95H138ZM186 94V95H185ZM200 94V93H199ZM216 94V95H215ZM218 94V95H217ZM250 96H249V95ZM255 96H253V95ZM258 94V95H257ZM3 95V96H2ZM43 95V96H44ZM95 95V94H94ZM121 95V96H120ZM171 95H173V96H171ZM197 95V96H196ZM240 95V96H239ZM248 97H247V96ZM11 96V97H10ZM75 96H76V98H75ZM108 96V97H107ZM157 96H159V98L157 97ZM186 96V97H185ZM200 96H202V98L204 97V99H202V98H200ZM205 96H209V99L207 98V97H205ZM218 96V97H217ZM252 96V97H251ZM9 97V98H8ZM89 99H88V98ZM122 97V98H121ZM139 99V100H137V98ZM175 97L177 98V99H175ZM197 97V98H196ZM211 97V98H210ZM213 97V98H212ZM239 97V98H238ZM244 97V98H243ZM250 97V100L248 99ZM253 97H254V99H253ZM110 98H112V100L110 99ZM158 98L159 100H161L160 98H162V100H163V102L165 101L166 103H168V104H166V103H163L162 101H158V99L156 100V99ZM171 98V99H170ZM181 99L182 98V100H183V103H181L182 102V100L180 101L179 99ZM185 98L186 99H188V100H185ZM207 98V99H206ZM214 98H216V99H214ZM219 98V99H218ZM228 98H231V99H228ZM252 98V99H251ZM16 99H17V97H16ZM15 99V100H16ZM77 99H81L80 101L79 100H77ZM85 99V100H84ZM110 99V100H109ZM115 99V100H114ZM142 99V100H141ZM145 99V98H144ZM201 99V100H200ZM221 99V100H220ZM227 99H228V101H229V103L227 102ZM240 99V100H239ZM246 99H248L247 101H246ZM10 100V101H9ZM106 100H108L106 103H105V101ZM114 100V101H113ZM176 100V101H175ZM180 102H179V101ZM184 100H185V102H184ZM207 100V101H206ZM218 100H220V102H221V104L220 105H218L219 103L217 102ZM252 100V101H251ZM9 101V102H8ZM17 101V100H16ZM104 101V102H103ZM111 103H110V102ZM113 101V102H112ZM203 101V102H202ZM206 101V102H205ZM225 101V102H224ZM235 101H237V102H235ZM241 101H242V103H241ZM243 101H245V102H243ZM5 102V103H4ZM85 102V103H84ZM109 102V103H108ZM118 102V103H117ZM170 102H171V104H170ZM173 102V103H172ZM201 102H202V104L204 105V106H202V104H201ZM252 102H254V103H252ZM2 103H4V104H2ZM82 103H84V104H82ZM95 105H94V104ZM98 103V104H99ZM115 105H114V104ZM117 103V104H116ZM175 103H176V106H175ZM192 103H194V104H192ZM231 103V104H230ZM245 103H247V107L245 106ZM250 103H251V105H250ZM56 104V105H55ZM81 104H82V106H83V109H82V107H81ZM113 104V105H112ZM172 104H174V106L172 107L171 105ZM210 104V105H209ZM214 104V105H213ZM240 105V106H238V105ZM51 105V106H50ZM60 105V106H59ZM110 105V107H108ZM169 105V106H168ZM179 105H181L182 107L180 108V106ZM185 105V106H184ZM189 105V108L188 107H186V106H188ZM241 105H244V107H246L245 109L241 106ZM9 106V105H8ZM7 106V107H8ZM45 106H47V107H45ZM54 106H55V108H54ZM57 106V107H56ZM64 107V109H63V107ZM91 106H92V108H91ZM97 106V107H96ZM183 106H184V108H183ZM206 106V107H205ZM209 106H210V108H209ZM226 106V107H225ZM255 106V107H254ZM16 107V108H15ZM23 107V109L21 110V108ZM52 107H53V109H52ZM66 107H69L68 109H66ZM80 107V108H79ZM88 107H90L89 109H87ZM168 107V108H167ZM174 108V109H172V108ZM193 107V108H192ZM233 107V108H232ZM254 107V108H253ZM261 107H263V108H261ZM10 108V109H11ZM27 108V107H26ZM62 108V109H61ZM169 108H170V110H169ZM180 108V109H179ZM197 108V109H196ZM225 108H228V112H229V114L227 113V112H225L226 111V109ZM239 108V109H238ZM252 108H253V112H252ZM258 109V111L256 110L255 111V109ZM262 110H261V109ZM8 109V108H7ZM10 109H8V110H10ZM66 109V110H65ZM71 109H73L74 111V113L73 114H75V115H77V111H76V109L77 110H79V109H81V110H79V112H78V114H80V116L82 115L81 113L83 112H85L84 113V115L85 114H88V115H86V116H84V115H82L81 117H82V119L84 120V118H87V119H89V121H88V123L85 125V124H83V122L82 123H80L81 122V120L79 121L77 118H79V117H76L75 115V117L76 118H74L75 119V121L76 120H78L79 121V123L76 121V123H78V124H80V126H81V124H83V127H81L79 130H81L82 128H84V130L82 131L81 130V132L79 133V134H77V135H74V136H76V137H71V135L69 136V135H67L66 133V135H64V133L63 134H60V135H56L55 137L54 136H52L51 134L49 135V134H47L48 136V138L46 137V132H43L44 133V135H43V137L41 138V136H40V139L43 141V142H45V143H43L44 145H45V147H46V151H45V153H44V145L42 144V143H39L40 145L42 144L43 146L41 147L39 144H36V142H32V140H29V139H31V138H33L32 137V135H31V133L29 134V132H27L25 135V137L24 136H22V129L24 128V130H26L27 129V126L26 125H29L30 123L32 124L34 121V119H35V123L37 122H39L40 121V123L42 122L43 123V121L45 120V121H47L46 119H48V121L46 122V124L48 123L49 124V120H50V122H53V121H55V119H56V122H58L57 120H59V123L60 122H62L61 123V125L63 126V127H65V129H66V127L68 126V123H67V121L68 120H72L73 121V118L72 117H70V115L71 114H69V112L71 111L72 112V110ZM110 109H112V110H110ZM138 109H139V112H138V114L140 115V116H143V117H139V115L137 114H133V111L136 113V111H138ZM142 111H141V110ZM171 109H172V113H174L173 112V110H175V113L173 114L174 116H172V114H170L171 113ZM179 109V110H178ZM190 111H189V110ZM221 109H225L224 111H222ZM243 109V110H242ZM249 110V111H247V110ZM33 110V109H32ZM61 110H63V111H61ZM69 110V111H68ZM87 110H88V113H86L87 112ZM184 110H185V112H184ZM204 110V111H203ZM209 110V112H206V111H208ZM233 110H234V112H233ZM239 110V111H238ZM247 112H246V111ZM250 110H251V113H250ZM64 111H66V113H64ZM93 111V112H92ZM96 111V113H94ZM221 111V112H220ZM254 111H255V113H254ZM4 112V113H3ZM70 112V113H71ZM142 114H141V113ZM190 112H192V113H190ZM195 112H197V113H195ZM218 112V120H216L217 122H215L214 120L216 119V117L217 116H215L216 114H213V113H217ZM220 112V113H219ZM231 112H233L232 114H231ZM241 112V113H240ZM246 112V113H245ZM256 112H258V113H256ZM19 113H20V115H22V117L19 115ZM26 113H28L29 114V116H26L27 114ZM127 113V114H126ZM182 114L183 113V116H182V118H180L179 119V117H180V115L179 114ZM203 113V114H202ZM261 113V114H260ZM5 114V115H4ZM64 114H66V115H68L70 118H72V119H70V118H68L66 115H64ZM109 114V115H108ZM125 114V117L127 118L126 120H125V118H124V115ZM178 114V115H177ZM198 114H199V116H198ZM211 114V115H210ZM222 114V115H221ZM236 114H237V118H236ZM240 114V115H239ZM241 114H242V116H241ZM247 114L249 115V116H247ZM3 115H4V117H3ZM94 115V117H92ZM111 115H112V118H110L111 117ZM113 115H114V117H113ZM176 115V116H175ZM209 115V116H208ZM232 115H235V117L234 116H232ZM256 115V116H255ZM259 115V116H258ZM31 116V118H29L28 119V117H30ZM32 116H34V117H32ZM44 116V117H43ZM45 116H46V118H45ZM51 116V117H50ZM71 116H73V115H71ZM109 116V117H108ZM120 116H122V120L123 121H120ZM135 116H137V117H139V118H143V120L144 121H142L141 120V122H138L137 123V121L139 120L140 121V119L139 118H137V119H133ZM164 116V118H165V121H162V117ZM172 116V118H170ZM178 116V117H177ZM190 116H192L193 118H191ZM214 116H215V118H214ZM225 116H227V117H225ZM246 116V117H245ZM254 116V118H252ZM25 117H27V118H25ZM41 117V118H40ZM58 117V118H57ZM60 117V118H59ZM67 117V118H66ZM91 119H90V118ZM96 117H98V118H96ZM130 117V118H129ZM156 117V118H155ZM159 117V118H158ZM173 117H175V120H177V121H175V120H173L174 118ZM177 117V118H176ZM195 117V118H194ZM229 117H234L235 119H231L233 122H231V121H229ZM45 118V119H44ZM62 118V120H64L65 121V123H64V121H60V119ZM115 118V119H114ZM129 118V119H128ZM155 118V119H154ZM161 118V119H160ZM200 118V119H199ZM202 118V119H201ZM211 118H213V119H211ZM222 119V120H220V119ZM229 118V119H228ZM240 118V119H239ZM250 118H251V120H250ZM17 119V120H16ZM29 120V122H28V120ZM38 119H41V120H43V121H41V120H39L38 121ZM52 119V120H51ZM86 119V120H87ZM96 120L95 122H94V120ZM113 119H114V121H115V123H114V121H113ZM160 119V120H159ZM183 120V122H182V120ZM189 119V120H188ZM238 119V120H237ZM243 119V120H242ZM246 119H247V121H246ZM254 119V120H253ZM67 120V121H66ZM91 120H93V122L91 121ZM127 120H129V121H127ZM146 120V121H145ZM164 120V119H163ZM168 122H167V121ZM192 120V121H191ZM199 120V121H198ZM209 120H211V122H209ZM213 120V121H212ZM224 120H225V123H224ZM235 120H236V122H235ZM241 120H242V122H241ZM257 120V121H256ZM260 120V121H259ZM71 121V122H72ZM75 121L74 122H72V123H74V124H76L75 123ZM118 121H120L119 122V126H118ZM126 121V122H125ZM190 123H189V122ZM195 121L198 123V122H200V123H198L199 125H200V127H199V125L197 126V124H195ZM204 121H205V123H204ZM221 121V122H220ZM244 121H246V122H244ZM7 122V123H8ZM14 122V123H13ZM16 122V123H15ZM28 122V123H27ZM69 122V121H68ZM92 122V124H90ZM97 122V123H96ZM103 122H106L105 124L103 123ZM135 122V123H134ZM155 122H157L158 124H160V125H158L157 123V125H158V127H159V129H160V132L163 134V136L165 135V137H164V139L162 138V134L159 132V130H158V127L156 128L155 126H156V124H155ZM165 122H166V124H167V126H169V127H166L165 126ZM174 122H176V123H174ZM179 122V123H178ZM186 122V123H185ZM188 122V123H187ZM240 122V123H239ZM250 122V123H249ZM253 122V123H252ZM261 122L263 123V124H261ZM35 123H33L34 124V126H35ZM72 123H69V125L71 124L72 125ZM103 123V124H102ZM107 123H108V125H107ZM123 123V124H122ZM128 123V124H127ZM137 123V124H136ZM139 123H141L140 125H139ZM204 123V124H203ZM207 123V124H206ZM214 123L216 124L217 123V125H214ZM219 123H221V124H219ZM247 123V124H246ZM14 124H16V125H14ZM44 125H45V123H43ZM89 124V125H88ZM102 124V125H101ZM121 124H122V127H121ZM178 124L180 125V126H178ZM185 124V125H184ZM192 124V125H191ZM210 124V125H209ZM223 124V125H222ZM224 124H226V125H224ZM227 124H229V125H227ZM233 124H234V127H238L237 129L236 128H232L231 126H233ZM70 125V126H71ZM84 125L86 126V127H84ZM103 125H105V128H106V130H105V128H104V130L102 129L104 126ZM124 125H127L126 127H129V128H125V126ZM131 125V126H130ZM178 126V128H177V126ZM193 127V128H191V126ZM202 125V126H201ZM219 125V126H218ZM231 125V126H230ZM236 125V126H235ZM239 125H241V126H239ZM248 125V126H247ZM252 127H251V126ZM14 126H15V128H14ZM26 126V127H25ZM33 126V125H32ZM33 126V127H34ZM79 126V127H80ZM102 126V127H101ZM141 126V127H140ZM185 126V127H184ZM195 126V127H194ZM213 126V127H212ZM254 126H255V128H254ZM28 127H31L30 125L28 126ZM48 127H50V126H48ZM108 127H109V129H108ZM116 127H119V129L121 128H123V130L121 131V129L119 130V132H118V129L116 128ZM135 127V128H134ZM138 127V128H137ZM161 127V128H160ZM203 127V128H202ZM227 127V128H226ZM228 127H230V128H228ZM242 129H241V128ZM262 127V128H261ZM9 127H8V130H11ZM19 128V129H18ZM69 128V127H68ZM67 128V130H70V129H68ZM141 128V129H140ZM170 128H172V129H170ZM182 128V129H181ZM187 128V129H186ZM202 128V129H201ZM217 128V129H216ZM222 128V129H221ZM30 128H28L27 130H29ZM117 129V130H116ZM130 129V130H129ZM133 129H136V130H133ZM165 131H163V130ZM178 129H180V130H178ZM193 129H196V130H193ZM211 129V130H210ZM225 129H229V130H226V132L227 133H224L225 132ZM236 129V130H235ZM251 129H252V131H251ZM258 129H260V130H258ZM18 130H22L21 131V133H18L19 131ZM73 130V129H72ZM78 130V129H77ZM78 130V131H79ZM128 131V133L126 132V131ZM131 130H132V132H131ZM156 132H155V131ZM172 130V131H171ZM176 130V131H175ZM188 130V131H187ZM201 130V131H200ZM255 130V131H254ZM262 130V131H261ZM12 131V130H11ZM78 131H74L73 130V132H74V134H76ZM102 131L103 132H105V134L103 133L102 134ZM112 131V132H111ZM163 131V132H162ZM209 131V132H208ZM234 131V132H233ZM245 131V132H244ZM248 131V132H247ZM13 132V131H12ZM12 132H10L11 134H13ZM24 132V131H23ZM65 132H67V131H65ZM69 132V131H68ZM72 132V131H71ZM83 132V133H82ZM156 133V134H158L157 135V137H156V134H153V133ZM187 132H188V134H187ZM193 134H192V133ZM196 132V133H195ZM208 132V133H207ZM216 132V133H215ZM219 132V133H218ZM230 132H232V134L233 135H230ZM236 132V133H235ZM259 132V133H258ZM15 133V134H16ZM32 133H33V131H32ZM48 133V132H47ZM82 133V134H81ZM111 133V134H110ZM135 133V134H134ZM141 133V134H140ZM143 133H145V135L143 134ZM149 135H147V134ZM165 133V134H164ZM184 133H185V135H184ZM189 133H191V134H189ZM203 133H205V135L203 134ZM241 133H242V135H241ZM255 135H254V134ZM258 133V134H257ZM16 134V135H17ZM120 134V138H119V135ZM124 136H122V135ZM128 136H127V135ZM173 135V136H171V135ZM219 134V135H218ZM227 134V135H226ZM78 135H81V136H78ZM106 137H105V136ZM185 137H184V136ZM194 135V136H193ZM212 135H213V138H212ZM218 135V136H217ZM246 135V136H245ZM254 135V136H253ZM256 135H258V136H256ZM263 137H262V136ZM28 136H29V139L27 140V138H28ZM73 136V135H72ZM77 136H78V138H77ZM96 136H99V138H97ZM104 136V137H103ZM113 136H115V138L117 139V140H115V138L113 139ZM123 138H122V137ZM137 136V137H136ZM138 136H139V138H138ZM144 136V137H143ZM158 136H159V138H158ZM220 136H221V138L222 139H219L220 138ZM240 136V137H239ZM252 136V137H251ZM259 136H261V137H259ZM47 138V140H46V138ZM96 138V139H94V141L97 143H95V142H93L92 141V139L93 138ZM127 137H129V139L127 138ZM152 137H155V138H152ZM175 139H174V138ZM192 137V138H191ZM208 139H206V138ZM234 137V138H233ZM239 139H238V138ZM248 137V138H247ZM251 137V138H250ZM0 138H1V136H0ZM16 138H18V140L16 139ZM26 138V139H25ZM75 139L74 141H73V143H72V139ZM106 138H107V142H106ZM109 138V139H108ZM138 138V139H137ZM150 138V139H149ZM157 138V139H156ZM174 140H173V139ZM226 138V139H225ZM227 138H228V140H227ZM235 138H236V140H235ZM258 138V139H257ZM22 139V140H21ZM43 139H45V140H43ZM80 139H81V141H80ZM100 139V140H99ZM120 139V140H119ZM187 139V140H186ZM215 139H217V141L215 140ZM255 139H257V142H256V140ZM77 140V141H76ZM88 142H87V141ZM103 140V141H102ZM115 140V141H114ZM124 141V143H123V141ZM127 140V141H126ZM130 140V141H129ZM136 142H135V141ZM140 140V141H139ZM146 140H147V144H146ZM153 140V141H152ZM156 140V141H155ZM158 140V141H157ZM163 140V141H162ZM202 140H204L202 143H201V141ZM242 140V141H241ZM251 140V141H250ZM30 141V142H29ZM42 141H40V142H42ZM46 141L48 142V143H46ZM97 141H99L100 142V144L97 142ZM105 141V142H104ZM134 143H133V142ZM143 142V143H140V142ZM145 141V142H144ZM150 141V142H149ZM160 141V142H159ZM167 143H166V142ZM174 141H176V142H174ZM181 141V142H180ZM215 141H216V143H215ZM223 141H225V142H223ZM231 141H232V143H233V147H232V143H231ZM239 141H241V142H239ZM262 141H263V143H262ZM13 142H14V144H13ZM80 142V143H79ZM91 142V143H90ZM121 144H124V145H121V146H119L120 145V143ZM128 143V145H127V143ZM164 142V143H163ZM168 142H171V145H170V143H168ZM185 142H186V144H185ZM210 144H209V143ZM217 142H220V144L219 143H217ZM247 142H248V144H247ZM261 142V143H260ZM74 143H75V145H74ZM87 143H89V144H87ZM119 143V144H118ZM136 143H138V144H136ZM155 144V146H154V144ZM158 145H157V144ZM162 143V144H161ZM165 143H166V145H165ZM182 143H184V144H182ZM189 143V144H188ZM195 143H198V144H195ZM226 143V144H225ZM250 143V144H249ZM35 144V145H34ZM47 144V145H46ZM100 146H99V145ZM130 144V145H129ZM217 144V145H216ZM221 144H223V145H221ZM242 146H241V145ZM245 144V145H244ZM70 145H71V147H70ZM74 147H76L74 150H73V146ZM103 145V146H102ZM108 145V148H104V146H107ZM110 145H112V146H110ZM118 145V146H117ZM133 145V146H132ZM138 147L137 149V151H136V146ZM143 145H145L146 147H149L150 148V150H149V148H147L146 149V147H144ZM180 145V146H179ZM217 147H216V146ZM226 145H228V147L226 146ZM236 145H238V147L239 148H237V146ZM240 145V146H239ZM48 146V147H47ZM97 146L98 147H100L99 149L97 148ZM122 146H123V148H122ZM164 146H166V147H164ZM176 146V147H175ZM182 146V147H181ZM216 148H215V147ZM231 146V147H230ZM88 147H90V149H92V150H90ZM122 148L121 150L122 151H124L123 153H122V151H120V153H118L119 152V150L117 151V148ZM161 147H162V149H164V150H162L161 149ZM204 147V148H203ZM211 147V148H210ZM244 147V148H243ZM247 147H248V149H247ZM256 147L258 148V149H256ZM32 148H34V150H31ZM39 148V149H38ZM85 148H88V149H85ZM131 150H130V149ZM144 148L147 150L146 151V154L144 153ZM154 148V149H153ZM180 148V149H179ZM195 148V149H194ZM210 148V149H209ZM222 148V149H221ZM236 148V149H235ZM241 148V149H240ZM27 149H30L29 151L27 150ZM48 149V150H47ZM96 149V150H95ZM100 149H101V151H100ZM105 149H108V150H105ZM178 149L180 150V151H178ZM194 149V150H193ZM198 149V150H197ZM214 149V150H213ZM253 149H254V151H253ZM14 150H16V151H14ZM17 150H18V152H17ZM25 150L27 151V152H25ZM38 152H37V151ZM77 150H79V152L77 151ZM87 150H90V151H88L87 152ZM129 150V151H128ZM144 150V151H143ZM153 150H154V152H153ZM173 150V151H172ZM202 150V151H201ZM204 150H205V152H207V155H206V153L204 152ZM208 150V151H207ZM217 150H220V151H217ZM230 150V152H228ZM233 150V151H232ZM235 150V151H234ZM242 150V151H241ZM248 151L247 153L248 154H246V151ZM41 151V152H40ZM86 151V152H85ZM106 151V152H105ZM110 151H112V153H114V154H116V155H114V154H112ZM116 151V152H115ZM134 153H133V152ZM156 151V152H155ZM160 151V152H159ZM194 151H195V155L194 154H192V153H194ZM244 151V152H243ZM30 152V153H29ZM33 154H32V153ZM36 152H37V154L39 153L40 155H35L36 154ZM43 152V153H42ZM49 152V153H48ZM88 153V155L87 154H85V153ZM89 152H90V154H89ZM130 152V153H129ZM135 152L136 153H138V155H139V157H137L138 155L137 154H135ZM151 152V153H150ZM168 152V153H167ZM189 152V153H188ZM240 152V153H239ZM260 152V153H259ZM21 153V154H20ZM59 153V154H58ZM66 155H65V154ZM76 153V156H77V158H78V156H79V158L78 159H81L82 161H80V160H78L77 158H75L76 156H74V154ZM97 153V154H96ZM100 153H102V154H100ZM110 153V154H109ZM130 154V156L128 155V154ZM153 153V154H152ZM217 153V154H216ZM238 153V154H237ZM245 153V154H244ZM252 153H254V155H252ZM257 155H256V154ZM9 154H10V152H9ZM14 154V155H13ZM47 154V155H46ZM79 154V155H78ZM120 154V155H119ZM147 154H150V155H148V156H145V155H147ZM171 154V155H170ZM199 154L201 155V157H199ZM223 154V155H222ZM229 154H231V155H229ZM262 154V155H261ZM24 157V158H28L29 160L27 161V159H25L24 161H23V159L24 158H22V156ZM24 155H26V157L24 156ZM29 155V156H28ZM92 155V156H91ZM96 155V156H95ZM98 155L99 156H101V158H99L98 157ZM191 155V156H190ZM194 155V156H193ZM221 155V156H220ZM233 155H235V157L233 156ZM240 155V156H239ZM260 155V156H259ZM31 156V157H30ZM66 156H69V157H71V158H69V157H66ZM82 156H85L86 158L88 157V161L86 160V158L84 159ZM95 156V157H94ZM103 156V157H102ZM116 156H117V158H116ZM122 156H124V158H122ZM132 156V157H131ZM133 156H135V157H133ZM141 156V157H140ZM172 156V157H171ZM192 156H193V158H192ZM212 156V157H211ZM234 158H236V159H234ZM242 156V157H241ZM257 156H259V158L257 157ZM19 157V158H18ZM34 157H36V159L34 158ZM38 157V158H37ZM40 157V158H39ZM108 157V158H107ZM178 157V158H177ZM222 157V158H221ZM243 157L244 158H246V157H248V158H246V159H243ZM251 157H253V159L251 158ZM21 158V159H20ZM59 158V159H58ZM83 158V159H82ZM111 158H112V160H111ZM117 160H116V159ZM131 158H132V160H131ZM140 159V161H139V159ZM163 158V159H162ZM166 158V159H165ZM173 158V159H172ZM181 158V159H180ZM188 158H189V160H190V162H189V160H188ZM196 158V159H195ZM199 158H200V161H199ZM219 158V159H218ZM227 158V159H226ZM21 160V161H19V163L21 164V165H17V164H19L18 163V160ZM65 159V160H64ZM68 159H70V161L71 162H69L68 161ZM75 159V160H74ZM103 159V160H102ZM124 159V160H123ZM129 159H130V161H129ZM213 159V160H212ZM218 161H217V160ZM238 159V160H237ZM261 159H262V161H261ZM55 160V161H54ZM73 160V161H72ZM76 160H78V162H76ZM84 160V161H83ZM105 160V161H104ZM153 160V161H152ZM164 162H166V163H164ZM173 160V161H172ZM197 160V161H196ZM229 160V161H228ZM246 160V161H245ZM250 160V161H249ZM64 163H63V162ZM68 161V162H67ZM80 161V162H79ZM108 161H110V162H108ZM115 161V162H114ZM119 161V162H118ZM126 161H128V163L127 164H125V162ZM180 161V162H179ZM193 161V162H192ZM206 161V162H205ZM238 161V162H237ZM239 161H240V163H239ZM251 161H253V162H251ZM257 162V166H256V162ZM261 161V162H260ZM62 162V163H61ZM72 162H75L76 164H77V166L75 165V163H73L75 166H73V164H72ZM98 162V163H97ZM106 163V165H105V163ZM117 162V163H116ZM120 162H121V164H120ZM132 162H134V163H132ZM176 162V163H175ZM181 162H183V163H181ZM199 162L200 163H202V164H199ZM209 162V164H207ZM32 165H31V164ZM64 164V166L67 168H65L66 170H64L63 169V167H61V166H63V165H61L60 167L62 168V169H60V170H63V172H58L59 171V169H58V167H59V164ZM88 163H89V165H88ZM97 165H96V164ZM108 163V164H107ZM114 163V164H113ZM123 163V164H122ZM132 164V166H131V164ZM167 163H168V165H167ZM175 163V164H174ZM197 163V164H196ZM212 165H211V164ZM221 163V164H220ZM250 163H252L251 164V166H250ZM16 164V165H15ZM34 164V165H33ZM83 164V165H82ZM98 164L100 165V169L98 170ZM110 164V165H109ZM115 164H117V165H115ZM148 164V165H147ZM150 164V165H149ZM153 164V165H152ZM162 164V165H161ZM165 164V165H164ZM188 164V165H187ZM193 164V165H192ZM196 164V165H195ZM218 164V165H217ZM232 164H234V165H232ZM236 164H238V165H236ZM243 166H242V165ZM260 164V165H259ZM263 166H262V165ZM44 165V166H43ZM47 165V166H46ZM90 165H92L91 167H90ZM104 165V166H103ZM134 165V166H133ZM147 165V166H146ZM157 165V166H156ZM179 165H180V167H179ZM185 165V166H184ZM200 165V166H199ZM205 165H206V167H205ZM208 165H210L211 166V168L212 169H214V170H212ZM219 165H222V166H219ZM252 165H253V167H252ZM22 166V167H21ZM23 166H25V170L26 171H23V170H20L21 168L22 169H24V167ZM34 166H36V168L39 170L40 169V172H38V171H35L36 170V168L34 167ZM56 166V169H53L54 167ZM137 166H138V168H137ZM140 166V167H139ZM143 166V167H142ZM174 166V167H173ZM193 166V167H192ZM228 166V167H227ZM232 168H231V167ZM234 166V167H233ZM18 167H20V169H18ZM34 167V168H33ZM77 167V168H76ZM91 169H90V168ZM109 167V168H108ZM114 169H113V168ZM153 167V168H152ZM166 167V168H165ZM168 167V168H167ZM188 167V168H187ZM200 167V168H199ZM203 167H205V168H203ZM209 167V168H208ZM219 167L221 168V167H223V168H221V169H219ZM237 167V168H236ZM2 168H4V170H2ZM77 170H76V169ZM118 168V169H117ZM132 168V169H131ZM137 168V169H136ZM140 168V169H139ZM154 170V174H153V170ZM160 168V169H159ZM163 168V169H162ZM195 168V169H194ZM200 169V171H199V169ZM229 168H230V170H229ZM245 168H247V169H245ZM255 168H257L256 169V172H259L258 174L259 175H256V176H252L253 175V173H252V171L254 172V170H255ZM7 169V170H6ZM11 169V170H10ZM14 169V170H13ZM15 169H17V170H19V171H17V170H15ZM45 169H47V170H50V171H48V174H47V172H45ZM124 169V170H123ZM145 169H147V170H145ZM174 169H176V171H174ZM189 169V170H188ZM202 169V170H201ZM207 169V170H206ZM219 169V170H218ZM223 169V173L222 172H220V170H222ZM227 169V170H226ZM240 171H239V170ZM244 171H243V170ZM252 169V170H251ZM13 170V171H12ZM54 170V171H53ZM92 170H94L93 172H94V174L92 173ZM116 170H118V172H119V174H118V172L116 171ZM131 170H133V171H131ZM137 170V171H136ZM158 170V171H157ZM163 170H165V171H163ZM177 170H178V172H177ZM181 170V171H180ZM194 170H198L199 172H196V171H194ZM226 170V171H225ZM229 170V171H228ZM241 170H242V172H241ZM249 170H250V172H249ZM259 170V171H258ZM9 171V172H8ZM15 171V172H14ZM44 171V172H43ZM77 171V173H75ZM128 171V172H127ZM129 171H131V173L132 174H130V172ZM180 171V172H179ZM188 171H189V173H188ZM202 171V172H201ZM206 171V172H205ZM228 171V172H227ZM234 171L235 172H237V173H234ZM38 172V173H37ZM97 172V173H96ZM106 172V173H105ZM124 172V173H123ZM139 172V173H138ZM157 172V173H156ZM170 172V173H169ZM185 172V173H184ZM212 172L214 173V174H212ZM218 172V173H217ZM231 172H233V173H231ZM240 172V173H239ZM5 173V174H4ZM13 173V174H12ZM18 173V174H17ZM24 173V174H23ZM79 173V174H78ZM109 173V174H108ZM138 173V174H137ZM176 173V174H175ZM177 173H179V175L177 174ZM195 173V174H194ZM201 173H203L204 175L202 176V174ZM220 173V174H219ZM223 175H222V174ZM230 173V174H229ZM247 173H250L249 175H247ZM7 174V175H6ZM38 174H39V176H38ZM56 174V175H55ZM81 174V175H80ZM99 174V175H98ZM126 174V175H125ZM163 175V176H161V175ZM168 174H170V175H168ZM182 174V175H181ZM187 174V175H186ZM192 174V175H191ZM201 174V175H200ZM206 174V175H205ZM209 174V175H208ZM211 174V175H210ZM237 174H239V175H237ZM241 174V175H240ZM243 174V175H242ZM254 174H256L255 172H254ZM3 175H4V177H3ZM9 175V176H8ZM15 175V176H14ZM20 175V176H19ZM48 175H49V177H48ZM53 175H55V176H53ZM80 175V176H79ZM104 175V176H103ZM110 175V176H109ZM118 175H119V179H118ZM138 175V176H137ZM155 175H156V177H155ZM189 175V176H188ZM195 175V176H194ZM233 175V177L234 178H232L231 176ZM245 175V176H244ZM31 176H35V178L34 177H31ZM100 176V177H99ZM165 176H166V178H165ZM200 176V177H199ZM210 176V177H209ZM211 176H213V177H211ZM219 176L221 177V178H219ZM247 176V177H246ZM19 177V178H18ZM24 177H25V179H24ZM27 177V178H26ZM37 177V178H36ZM39 177V178H38ZM48 177V178H47ZM86 177V178H85ZM152 177V178H151ZM158 177V178H157ZM215 177H217V178H215ZM230 177V179H228ZM254 177H256V178H254ZM261 177V178H260ZM15 178V179H14ZM21 178V179H20ZM63 178L65 179V181L63 180ZM73 178V179H72ZM85 178V179H84ZM88 178V179H87ZM98 178V179H97ZM106 178V179H105ZM179 178V179H178ZM182 178V179H181ZM184 178V179H183ZM188 178V179H187ZM194 178V179H193ZM195 178H196V181H195ZM202 178H203V181H202ZM209 180H208V179ZM243 178V179H242ZM246 178V179H245ZM259 178H260V180L262 181H260L259 180ZM33 179V180H32ZM48 179L50 180V182L51 183H49V182H47L46 183V181L45 180H47L48 181ZM87 179V181H85ZM115 180V181H113V180ZM123 179V180H122ZM130 179V180H129ZM139 179H140V181H139ZM145 179V180H144ZM148 179V180H147ZM193 179V180H192ZM205 179V180H204ZM206 179H207V181H206ZM214 179L217 183L215 184V181L212 180ZM219 179V180H218ZM227 179H228V181H227ZM255 179V180H254ZM256 179L257 180H259L260 181V184H259V182L257 183L256 182ZM16 180H17V182H16ZM119 180H120V182H119ZM135 180V181H134ZM153 180V181H152ZM160 180H162V181H160ZM165 180H166V183H165ZM171 180V181H170ZM183 180H184V182H183ZM251 180H252V182H251ZM22 181H26L25 183V187H22ZM28 181V182H27ZM40 181V182H39ZM45 181V183H43ZM58 181V182H57ZM75 181V182H74ZM79 181V182H78ZM92 181V182H91ZM94 181V182H93ZM101 181H102V183L103 184H106V185H103L102 183H101ZM133 181V182H132ZM179 181V182H178ZM187 181V182H186ZM202 181V185L201 184H198V183H200ZM240 181H243V184H240L241 182ZM248 181V182H247ZM4 182V183H3ZM66 184H65V183ZM109 182V183H108ZM115 182V183H114ZM117 182V183H116ZM125 182H126V184H125ZM137 182V183H136ZM148 183V184H146V183ZM156 182H157V184H156ZM198 182V183H197ZM209 182V183H208ZM221 182V183H220ZM231 182V183H230ZM251 182V183H250ZM59 183V184H58ZM69 183V184H68ZM83 183V184H82ZM91 183V184H90ZM162 183V184H161ZM171 183V184H170ZM180 183H181V185H180ZM184 183H185V185H184ZM205 183V184H204ZM211 183V184H210ZM223 183H225V184H223ZM239 183V184H238ZM5 184V185H4ZM9 184V185H8ZM16 184L18 185L17 187H16ZM40 184H41V186H40ZM45 184H47V185H45ZM56 184V185H55ZM77 184V185H76ZM96 184V185H95ZM118 184V185H117ZM128 184V185H127ZM132 184H133V186H132ZM137 184V185H136ZM153 184V185H152ZM173 184H175V185H173ZM220 184V185H219ZM232 184V185H231ZM246 184H248V185H246ZM3 185H4V187H3ZM21 187H20V186ZM30 185L32 186V187H30ZM62 185H64V186H62ZM68 185V186H67ZM127 185V186H126ZM135 185V186H134ZM148 185V186H147ZM157 185H158V187H157ZM163 185H165V186H167V187H164ZM170 185V186H169ZM179 185V186H178ZM187 185V186H186ZM191 185V186H190ZM194 185V186H193ZM206 186L205 188H204V186ZM219 185V186H218ZM228 188V191H226V187ZM235 185V186H234ZM238 185V186H237ZM244 185V186H243ZM45 186H47V188L45 187ZM48 186H49V188H48ZM67 186V187H66ZM141 187V188H139V187ZM168 186H169V188H168ZM174 188H173V187ZM182 186V187H181ZM193 186V187H192ZM198 186H200V187H198ZM213 186H214V188H213ZM221 186V187H220ZM229 186H231V187H229ZM237 186V188L236 189H234L235 187ZM243 186V187H242ZM249 186V187H248ZM10 187V188H9ZM19 187V188H18ZM62 187V188H61ZM76 187V188H75ZM91 187L93 188V189H91ZM113 187V188H112ZM120 187H122V188H124V189H121ZM187 187H189V188H187ZM196 187V188H195ZM211 187L213 188V190H211ZM217 187V188H216ZM246 187H248V189L246 188V190H248V191H246L245 190V188ZM251 187H253V188H251ZM262 187V188H261ZM2 188V189H1ZM8 188V189H7ZM18 188V189H17ZM22 188V189H21ZM34 190H33V189ZM37 188H38V190H37ZM55 188V189H54ZM56 188H57V191H56ZM65 188V189H64ZM85 188V189H84ZM97 188H98V190H97ZM105 188V189H104ZM108 188V189H107ZM115 188V189H114ZM132 188H135L134 189V191H133V189ZM149 188H152V189H149ZM172 188V191L170 190ZM192 188H195V189H192ZM200 188V189H199ZM204 188V189H203ZM210 188V189H209ZM221 188H223L222 190H221ZM232 188V189H231ZM242 189V190H240V189ZM249 188H251V191H249L250 189ZM261 188V189H260ZM20 189V190H19ZM132 189V190H131ZM143 189H145V191H143ZM165 191H164V190ZM189 189H191V191H189ZM209 189V190H208ZM225 189V190H224ZM244 189V190H243ZM253 189H255V190H253ZM10 190V191H9ZM33 190V191H32ZM79 190H81L80 192H79ZM103 190V191H102ZM111 190V191H110ZM118 190V191H117ZM123 190L126 192H123ZM154 190V191H153ZM160 190V191H159ZM178 190V191H177ZM183 190H185V192L183 191ZM197 190H199V191H197ZM203 190V191H202ZM224 190V191H223ZM234 190H235V192H234ZM12 191V193H10ZM42 191H44V192H42ZM56 191V192H55ZM63 191V192H62ZM78 191V192H77ZM102 191V192H101ZM146 191H148V192H146ZM188 191V192H187ZM197 191V192H196ZM205 191V192H204ZM210 191V192H209ZM211 191H213V192H211ZM223 191V192H222ZM253 191H255V193L253 192ZM0 192V193H1ZM40 192H42V194H44V195H41V193ZM48 192V193H47ZM65 192V193H64ZM92 192H94V193H92ZM98 192V193H97ZM131 192V193H130ZM134 192V194H133V197H132V193ZM181 192V194H179V193ZM192 192H194L195 194L194 195H196V196H193V199H192V195H193V193ZM198 192H199V194H201L200 196H199V194H198ZM209 192V193H208ZM229 194H227V193ZM232 192V193H231ZM245 192V193H244ZM249 192V193H248ZM250 192L251 193H253L254 194V196H260L259 198L261 199V196H262V199L260 200V199H257V197H255V199H257V201H255L254 199H253V194L251 195L250 194ZM9 194V195H7L6 196V194ZM28 193H29V195H28ZM36 193V194H35ZM52 193H54V194H52ZM59 193V194H58ZM141 195H140V194ZM149 193H150V196H149ZM154 193H156V194H154ZM169 193V194H168ZM171 193L173 194L174 193V195H171ZM244 193V194H243ZM248 193V194H247ZM46 194V195H45ZM79 194V195H78ZM90 194V195H89ZM96 194V195H95ZM99 194H101V195H99ZM115 194V195H114ZM117 194V195H116ZM136 194V195H135ZM142 194H143V196H142ZM159 194V195H158ZM179 194V195H178ZM218 194V195H217ZM225 194L227 195V196H229L228 198H227V196H225ZM236 194H237V196H236ZM255 194H257V195H255ZM39 195V196H38ZM49 195V196H48ZM52 195V196H51ZM61 195V196H60ZM67 195V196H66ZM78 195V196H77ZM118 195H119V198H117L118 197ZM146 195V196H145ZM148 195V196H147ZM185 195H187V196H185ZM208 195V196H207ZM223 195V196H222ZM232 195V196H231ZM244 195V196H243ZM9 196V197H8ZM14 196V197H13ZM56 196V197H55ZM70 196H72V197H70ZM88 196L90 197V199L88 198ZM101 196H102V198L104 197H106L107 198V200L105 199V201H103L104 200V198L102 199L101 198ZM110 196H111V198H110ZM154 196V197H153ZM165 196V197H164ZM172 199H170L169 197ZM180 196V197H179ZM182 196V197H181ZM190 196V197H189ZM206 196V197H205ZM30 197V198H29ZM52 197V198H51ZM94 197H97V198H94ZM98 197H100V199L98 198ZM140 197V198H139ZM145 197H146V200H145ZM168 197V198H167ZM178 197H179V199H178ZM196 199H199V200H197V201H194V200H196ZM199 197V198H198ZM211 197V198H210ZM231 197V198H230ZM240 197V198H239ZM16 198V199H15ZM36 198V199H35ZM51 198V199H50ZM65 198V199H64ZM69 198H72V199H69ZM77 198V199H76ZM79 198V199H78ZM85 198H86V200H85ZM121 198V199H120ZM127 198H129V199H127ZM135 198V199H134ZM139 198V199H138ZM152 198H154V199H156L155 201H154V199H152ZM174 198V199H173ZM176 198V199H175ZM202 198V199H201ZM206 198V199H205ZM208 198V199H207ZM230 198V199H229ZM234 198H238V200H235ZM247 199L246 201L245 200H243V199ZM248 198H251V199H249V200H251V201H249L248 202ZM8 199V200H7ZM41 199V200H40ZM64 199V200H63ZM68 199V200H67ZM112 199V200H111ZM151 199H152V201H151ZM177 199H178V201H177ZM190 199V200H189ZM192 199V200H191ZM216 199V200H215ZM233 199V200H232ZM6 200V201H5ZM46 200H48V202L46 201ZM51 200V201H50ZM85 200V201H84ZM90 200V201H89ZM102 200V201H101ZM109 200H111V201H109ZM127 202H125V201ZM142 200H144V202H141ZM239 200H241V202L239 201ZM243 200V201H242ZM258 200H259V202H262L263 204L262 205H259V204H261V203H259L258 202ZM60 201V202H59ZM73 201V202H72ZM89 203H88V202ZM93 201V203H91ZM124 201V202H123ZM129 201V202H128ZM150 201V202H149ZM154 201V202H153ZM160 201V202H159ZM172 201H176L175 203L174 202H172ZM182 201V202H181ZM190 201V203L189 204H187V202H189ZM192 201V202H191ZM204 201V202H203ZM205 201H207V202H205ZM209 201V202H208ZM39 202V203H38ZM47 202V203H46ZM63 202V203H62ZM114 202V203H113ZM133 204H132V203ZM137 202H139V203H137ZM185 204H184V203ZM248 202V203H247ZM253 202V203H252ZM28 203V204H27ZM42 203V204H41ZM50 203V204H49ZM53 203V204H52ZM58 203V204H57ZM69 203V204H68ZM72 203V204H71ZM83 203V204H82ZM113 203V204H112ZM125 203H126V206L125 207H122V206H124L125 205ZM131 203V204H130ZM162 203V204H161ZM174 204V205H172V204ZM191 203H193V204H191ZM216 203V204H215ZM248 204V206L247 205H245V204ZM252 205H251V204ZM256 203V204H255ZM259 203V204H258ZM31 204H33V205H31ZM53 206H52V205ZM66 204V205H65ZM68 204V205H67ZM90 204V205H89ZM97 204V205H96ZM108 204V205H107ZM112 204V205H111ZM119 204H120V206H119ZM130 204V205H129ZM143 204H144V206H143ZM146 204V205H145ZM147 204H149L150 206H147ZM154 204V205H153ZM157 204V205H156ZM161 204V205H160ZM163 204H164V207H163ZM198 204H200V206H198ZM206 204H207V206H209V207H207L206 206ZM234 204L236 205V206H234ZM242 204V205H241ZM257 206V205H259L260 206V208L257 206V208L255 207V205ZM11 205V206H10ZM22 205V206H21ZM44 205V206H43ZM65 205V206H64ZM89 205V206H88ZM96 205V206H95ZM103 207H102V206ZM136 205H137V210L135 209V207H136ZM170 205V206H169ZM191 205V207H189ZM213 206V208H212V206ZM52 206V207H51ZM65 207V209L63 208V207ZM84 206V207H83ZM131 206V207H130ZM143 207V210H140V209H138V207ZM153 207V208H150V207ZM159 208L160 207V210L162 211V214L160 215L159 213H158V211H160L159 209H157V207ZM182 206V207H181ZM193 206H195V207H193ZM36 207V208H35ZM58 209H57V208ZM80 207V208H79ZM96 207V208H95ZM99 209H98V208ZM139 207V208H140ZM149 207V208H148ZM180 207V208H179ZM186 207H187V209H186ZM197 207V208H196ZM202 207V208H201ZM204 207V208H203ZM211 207V208H210ZM215 207V208H214ZM235 207V208H234ZM243 207V208H242ZM250 207H252V208H250ZM253 207H254V210H253ZM15 210H14V209ZM56 208V209H55ZM91 208V209H90ZM120 208V209H119ZM130 210H129V209ZM132 208V209H131ZM157 209L158 211H156L155 209ZM162 208V209H161ZM189 208H190V210H189ZM233 208V209H232ZM246 208V209H245ZM256 208V209H255ZM7 209V210H6ZM52 209H54V212L52 211ZM69 209V210H68ZM77 209V210H76ZM85 209V210H84ZM95 211H94V210ZM124 209V210H123ZM133 209H134V211H133ZM147 211H146V210ZM152 209V210H151ZM155 210V212H154V210ZM170 209V210H169ZM171 209L174 211H171ZM176 209V210H175ZM182 209V211H180V210ZM197 209V210H196ZM202 209V210H201ZM236 209V210H235ZM9 210V211H8ZM49 210V211H48ZM57 210H59V211H57ZM79 210H81V211H79ZM123 210V211H122ZM132 210V211H131ZM139 210V211H138ZM167 210V211H166ZM189 210V211H188ZM214 210V211H213ZM223 210V211H222ZM234 210L238 213V214H240V215H238L236 212H234ZM249 210H253L252 212H253V214H251V211H249ZM258 212H257V211ZM259 210H260V212L261 211H263V213L261 212H259ZM26 211H28V212H26ZM52 211V212H51ZM91 213H90V212ZM99 211V212H98ZM145 211V212H144ZM160 211V212H161ZM176 211V212H175ZM178 211H180V212H178ZM184 211V212H183ZM186 211V212H185ZM200 212V213H198V212ZM208 211V212H207ZM215 211H217V212H215ZM221 211H222V213H223V215H224V218L222 217V213H221ZM227 211V212H226ZM21 214H20V213ZM39 214H38V213ZM59 212H61V213H59ZM63 212V213H62ZM69 212V213H68ZM76 212H77V215H76ZM117 212H119V213H117ZM129 213V216L127 215L128 213ZM131 212H132V216H135V217H133V218H131L132 216H131ZM134 212V213H133ZM139 212V213H138ZM147 212V213H146ZM153 212V213H152ZM158 214H157V213ZM204 212V213H203ZM213 212H214V215H213ZM226 212V213H225ZM230 212V214H227V213H229ZM257 212V213H256ZM28 213H29V215H28ZM81 213V214H80ZM93 213H94V215H93ZM107 213V214H106ZM108 213H109V216H111V217H108ZM117 213V214H116ZM123 213H125V215L128 217H126V216H124V215H122ZM143 214V215H140V214ZM145 213V214H144ZM156 213V214H155ZM165 213V214H164ZM169 213H171V216L169 215ZM178 213V214H177ZM184 213H186V214H184ZM191 213H193V215L191 214ZM197 213L199 214V215H197ZM206 213V214H205ZM243 213V214H242ZM42 214V215H41ZM61 214V215H60ZM79 214V215H78ZM100 214H102V215H100ZM114 214H116V215H114ZM153 216H152V215ZM177 214V215H176ZM201 214V215H200ZM236 214L238 215V217H236ZM242 214V215H241ZM249 214H251V216H253V223L252 224H254V222H256L255 223V225H251V226H246V229H245V227L244 228H237L238 226H234V221H237V219L236 218H239L240 219V217L242 216H246V217H248V218H251L252 219V217H249ZM12 215V216H11ZM28 215V216H27ZM35 215H36V217H35ZM37 215H40V217L39 216H37ZM62 215H63V217H62ZM73 215H74V217H73ZM76 215V216H75ZM98 215V216H97ZM136 215H139V216H136ZM146 215V216H145ZM149 215V216H148ZM151 215V216H150ZM179 215V216H178ZM206 215V217H204ZM230 215L232 216V215H234V216H232V218H230ZM48 216V217H47ZM92 217V218H90V217ZM96 216V217H95ZM100 216V217H99ZM106 216H107V218H106ZM118 216H119V219H120V221H121V225H120V221H119V219H118ZM141 216V217H140ZM143 216H144V218L146 219V217H148V219H144L143 218ZM161 216V217H160ZM164 216V217H163ZM172 216H174V217H172ZM178 216V217H182V219H181V217L180 218H178L177 217V220H175L176 219V217ZM186 218H185V217ZM202 216V217H201ZM214 216H215V218H214ZM217 216V217H216ZM227 216V217H226ZM37 217H38V219H37ZM75 217H78V219H76ZM80 217V218H79ZM85 217V218H84ZM115 217H117V218H115ZM122 217V218H121ZM137 217V218H136ZM188 217H190V218H188ZM196 217V218H195ZM201 219H200V218ZM208 217V218H207ZM226 217V218H225ZM262 217V216H261ZM31 218V219H30ZM41 218V219H40ZM54 220H53V219ZM56 218V219H55ZM71 218V219H70ZM90 218V220H88ZM96 218H98V219H100V220H96L95 221V219ZM110 218V219H109ZM115 218V219H114ZM157 218V219H156ZM160 218H161V221L162 222H164L163 224H162V222H160ZM169 218V219H168ZM191 218H193V219H191ZM206 218V219H205ZM210 218V219H209ZM218 218V219H217ZM5 219V220H4ZM19 219V220H18ZM37 221H36V220ZM42 219H44V220H42ZM73 219H75V221L76 222H74L73 221ZM101 219H103V221L101 220ZM105 219H106V221H105ZM109 219V220H108ZM128 220L129 222L127 223V221H125V220ZM130 219H132L133 221H131ZM135 219H136V221H135ZM140 219V220H139ZM141 219H144V220H141ZM153 219V220H152ZM155 219V220H154ZM167 219H168V223H170V224H168L167 223ZM197 219V220H196ZM215 219V220H214ZM222 219H226L225 220V222L227 223V224H229V227H228V225L226 224H224L225 222H223V220ZM236 219V220H235ZM238 219V220H239ZM4 220V221H3ZM22 220V221H21ZM42 220V221H41ZM62 220V221H61ZM70 222H68V221ZM125 222H123V221ZM139 220V221H138ZM164 220V221H163ZM175 220V221H174ZM179 220V221H178ZM183 220V222L181 223V221ZM193 220V221H192ZM202 221L201 223H200V221ZM203 220H204V224H203ZM220 220V221H219ZM234 220V221H233ZM257 220H260L259 222L257 221ZM3 221V222H2ZM12 221V222H11ZM53 221H55V223H53ZM88 223H87V222ZM92 221H94V222H92ZM99 221H101V222H99ZM137 221H138V223H137ZM142 221H144L143 223H142ZM174 221V222H173ZM195 221V222H194ZM211 223H210V222ZM216 221L218 222V224L216 225V226H218L221 222V224H223L224 225V227L225 228H228V232H231L230 230H232V234L231 233H229L228 234V232H225V234L223 235V237H224V239L226 240V242H227V244H229V246L230 245H233L232 247L230 246V247H227V245L225 246V240L223 239V243H220V248L219 247H216V249H218V250H216L214 247H210V244L208 245V242H206L207 240L205 239V237H206V235H210V237H211V235H213L214 236V234H216L215 233V231L217 230L216 229V227H214L215 226V223H216ZM20 222V223H19ZM48 222H50V224L48 223ZM52 222V223H51ZM104 223V225H103V223ZM146 222V223H145ZM166 222V223H165ZM179 222H180V224H179ZM186 222H187V224H186ZM189 222V223H188ZM193 222L196 224V225H194L193 226ZM205 222H207V223H205ZM220 222V223H219ZM228 222H230V223H228ZM234 224H233V223ZM263 222V223H262ZM31 225H30V224ZM60 223V224H59ZM68 223V224H67ZM74 223V224H73ZM75 223H78V227H79V229L77 228L76 229V225L77 224H75ZM82 223V224H81ZM98 223V224H97ZM111 223V224H110ZM126 223H127V225H126ZM142 223V224H141ZM150 224V225H148V224ZM154 223V224H153ZM156 223V224H155ZM171 223H172V226H171ZM173 223H174V225H173ZM184 223V224H183ZM191 223H192V225H191ZM197 223H198V225H197ZM200 223V224H199ZM53 224V225H52ZM57 224V225H56ZM63 224H65V225H63ZM100 224H102V226L100 225ZM106 224H107V226H106ZM112 224H115L114 226H117V228H114L113 227V225ZM131 226H130V225ZM177 224V225H176ZM208 224V225H207ZM233 226H232V225ZM13 225V226H12ZM20 225V226H19ZM44 225V226H43ZM46 225V226H45ZM55 225V226H54ZM59 225H61V226H59ZM81 225L83 226V228L81 227ZM98 225V226H97ZM112 225V226H111ZM123 225H125L126 226V229H127V236L125 235L126 233V231L124 230V232L122 231V226ZM132 225H133V227H132ZM137 225V226H136ZM141 225V226H140ZM143 225V226H142ZM170 226V227H167V226ZM190 226V228H189V226ZM203 225V226H202ZM212 225V226H211ZM22 226V227H21ZM102 228H101V227ZM103 226H106L107 227V230L103 227ZM120 226V227H119ZM125 226H124V228H125ZM129 226V227H128ZM146 226V227H145ZM165 226H166V228H165ZM179 226V227H178ZM197 226V227H196ZM200 226V227H199ZM38 227V228H37ZM65 227V228H64ZM87 227H88V229H87ZM99 227V228H98ZM138 227V228H137ZM145 227V228H144ZM152 227L155 229H152ZM156 227V228H155ZM175 227H176V231H174V233H173V230H175ZM185 227H186V230H185ZM231 227H233V228H235V229H233V228H231ZM12 230H10V229ZM16 228H18V229H16ZM21 228V229H20ZM25 228V229H24ZM47 228V229H46ZM57 229V230H55V229ZM97 228H98V230H97ZM129 228V229H128ZM164 228L166 229V231H164ZM169 228H171V229H169ZM184 228V229H183ZM199 228V229H198ZM213 228V229H212ZM218 228V227H217ZM229 228H230V230H229ZM237 228V229H236ZM8 229V230H7ZM51 229V230H50ZM67 229V230H66ZM71 229V230H70ZM93 229H94V231H93ZM105 229V230H104ZM108 229H109V232H108ZM120 229V230H119ZM157 229V230H156ZM173 229V230H172ZM177 229H179V230H177ZM211 230V231H208V230ZM238 229H241L242 231V233L241 232H239L240 230H238ZM59 230V231H58ZM65 232H64V231ZM70 230V231H69ZM76 230V231H75ZM90 230V231H89ZM112 230V231H111ZM119 230V231H118ZM134 232H133V231ZM139 230H141V232H139ZM183 230V231H182ZM189 230V231H188ZM191 230H194V231H191ZM196 230V231H195ZM202 232H201V231ZM225 230V231H226ZM236 230H238V231H236ZM27 231V232H26ZM50 231H51V233H50ZM67 231V232H66ZM88 231V232H87ZM97 231H98V233H97ZM107 231V233H105ZM153 235H151L149 232ZM153 233H152V232ZM157 231H159L158 233H157ZM163 231V232H162ZM178 231V232H177ZM186 231V232H185ZM244 231V232H243ZM34 232V233H33ZM46 232V233H45ZM48 232V233H47ZM55 232V233H54ZM80 232H81V234H80ZM115 232H116V234H115ZM122 232H123V234H122ZM131 232H133L134 234H132ZM196 232V233H195ZM198 232V233H197ZM200 232H201V234H200ZM207 232V234H205ZM214 232V233H213ZM237 232H238V234H237ZM29 233V234H28ZM56 233H57V236H54V235H56ZM66 234V238H65V235L64 236H62L63 234ZM69 233V234H68ZM77 233V234H76ZM88 233H89V235H88ZM91 233V234H90ZM100 233V235H98ZM105 233V237L107 238H104V239H106L105 241L103 240V241H101L102 240V238L104 237V236H102V238H98V237H101V235H103ZM119 233V234H118ZM144 234L145 236H143L142 234ZM157 233V235H154V234H156ZM183 233V234H182ZM190 233V234H189ZM193 233V234H192ZM209 233V234H208ZM211 233H213V234H211ZM35 234V235H34ZM47 234V236H45ZM49 234V235H48ZM53 234V235H52ZM60 234V235H59ZM75 234V235H74ZM97 236H96V235ZM112 234V235H111ZM115 234V235H114ZM141 234V235H140ZM159 234V235H158ZM195 234V235H194ZM199 234V235H198ZM204 234V235H203ZM246 234V235H245ZM31 235V236H30ZM40 235V236H39ZM68 235H70V236H68ZM91 235V236H90ZM93 235V236H92ZM95 235V236H94ZM107 235V236H106ZM122 235V236H121ZM147 235V236H146ZM189 235V236H188ZM191 235V236H190ZM197 235V236H196ZM227 236V238H226V236ZM231 235V236H230ZM12 236V237H11ZM74 236V237H73ZM118 236H120V237H118ZM132 236H134V237H132ZM137 236V237H136ZM143 236V237H142ZM184 238H183V237ZM199 236V237H198ZM207 236V237H208ZM230 236V237H229ZM233 236V237H232ZM22 237H23V239H22ZM45 237L47 238V239H45ZM87 237V238H86ZM93 238L92 240H91V238ZM111 237L113 238L112 240H111ZM129 237H131V239L129 238ZM140 237V238H139ZM152 237H155V238H152ZM180 237H182V238H180ZM190 237H192V238H190ZM202 237H203V239H202ZM206 237V238H207ZM8 238H10V239H8ZM14 238V239H13ZM16 238V239H15ZM83 238H84V240H83ZM97 238V239H96ZM137 238V239H136ZM139 238V239H138ZM189 238L191 239V240H189ZM196 238H198V240L196 239ZM232 238H234V239H232ZM8 239V240H7ZM29 239H31V240H29ZM54 239V240H53ZM66 239V240H65ZM69 239V240H68ZM75 239V240H74ZM121 239H124V240H121ZM127 239L130 241H127ZM147 239H149V241H147ZM151 239V240H150ZM182 239V240H181ZM196 239V242H194V240ZM206 241H205V240ZM235 239L237 240V242L235 241ZM18 240V241H17ZM26 240V241H25ZM53 240V241H52ZM60 240H62V241H60ZM78 240V241H77ZM91 242V243H93L94 245H92L91 246V243L89 244V242ZM91 240V241H90ZM154 241V243H153V241ZM184 240H186V241H184ZM235 242H234V241ZM48 241V242H47ZM67 241V242H66ZM72 241V242H71ZM93 241V242H92ZM111 241H112V243H111ZM120 241V242H119ZM123 241V242H122ZM155 241H156V243H155ZM184 241V242H183ZM188 241V242H187ZM191 241V242H190ZM199 241V242H198ZM231 241V242H230ZM12 242V243H11ZM26 242V243H25ZM27 242H30V244L29 243H27ZM38 242V243H37ZM54 243L55 242V246H53V244H52V246H53V248H52V246H49V244H51V243ZM79 242V243H78ZM107 244H106V243ZM152 244H151V243ZM180 242H182V243H180ZM230 242V243H229ZM232 242H233V244H232ZM20 243V244H19ZM43 243H44V245H43ZM47 243H49V244H47ZM60 243V244H59ZM65 244V246H64V244ZM73 244V245H69V246H67L68 244ZM128 243V244H127ZM140 244V245H138V244ZM149 245H148V244ZM186 243V244H185ZM191 243V244H190ZM236 243V244H235ZM22 244H23V246H22ZM29 244V245H28ZM31 244H33L32 246H34V247H31ZM98 244V245H97ZM105 246H104V245ZM190 244V245H189ZM192 244H194L193 246H192ZM206 244V245H205ZM253 244V245H252ZM14 245V246H13ZM82 245V246H81ZM90 245V246H89ZM103 245V246H102ZM122 245V246H121ZM128 245V246H127ZM142 245H143V248H142ZM146 245V246H145ZM224 245V246H223ZM255 245V246H254ZM21 248H20V247ZM42 246V247H41ZM59 246L60 247H62V248H59ZM76 246V247H75ZM101 246V248L99 249V247ZM109 246H110V248H109ZM147 246L149 247H151V248H149V250H151L152 249V251L151 252H149V250L148 249H146L147 248ZM154 246V247H153ZM185 246V247H184ZM192 247V249H191V247ZM207 246V247H206ZM208 246L210 247V248H208ZM12 247H13V251H12ZM23 247V248H22ZM32 249H31V248ZM39 247H41V248H39ZM66 248V249H63V248ZM75 247V248H74ZM114 247V248H113ZM223 247V248H222ZM248 247H251V248H248ZM254 247H256V248H258V251H256V249L254 250L253 248ZM24 248H26V249H24ZM71 248V250H69V249ZM113 250H112V249ZM118 248V249H117ZM132 248V249H131ZM141 248V249H140ZM37 249H39V250H37ZM54 249V250H53ZM73 249H74V251H73ZM115 249V250H114ZM123 249V250H122ZM139 249V250H138ZM189 249V250H188ZM241 250V251H239V250ZM253 249V250H252ZM21 250V251H20ZM57 250V251H56ZM97 250H99V251H97ZM110 250V251H109ZM129 251V253L130 254H127L128 253V251ZM148 250V251H147ZM243 250H244V252H243ZM250 250H252V251H250ZM44 251V252H43ZM49 251H51V252H49ZM66 251V252H65ZM69 251V252H68ZM73 251V252H72ZM100 251H101V253H100ZM104 251V252H103ZM133 251H136V252H133ZM197 251H198V253H199V251L200 252H202L203 253V255L200 253L199 255H201V256H199V255H197ZM214 251V252H213ZM216 251H218L217 253H216ZM234 251H236V252H234ZM8 252V253H7ZM18 252V253H17ZM34 252V253H33ZM36 252V253H35ZM72 252V253H71ZM99 253V255H98V253ZM106 252V253H105ZM122 252V253H121ZM127 252V253H126ZM131 252H133L134 254H132ZM193 252H195V254L193 253ZM21 253V256L19 255ZM37 253H38V257H37ZM103 253V254H102ZM118 253V254H117ZM192 253V254H191ZM234 253H235V255H234ZM237 253V254H236ZM239 253V254H238ZM243 253H245V254H243ZM7 254V255H6ZM69 254V255H68ZM109 254H110V256H109ZM117 254V255H116ZM191 254V255H190ZM194 254V255H193ZM3 255V256H2ZM11 255V256H10ZM14 255V256H13ZM22 255H24V258H26V259H22L21 257H22ZM26 255V256H25ZM36 255V256H35ZM57 255H58V257H57ZM95 255V257H97V258H95V257H93ZM102 255V256H101ZM177 257H176V256ZM204 255H209V257L210 258H208V256H204ZM211 255V256H210ZM231 255H233V256H231ZM241 255V256H240ZM261 255H262V257H261ZM2 256V257H1ZM20 256V257H19ZM53 256V257H52ZM69 256V257H68ZM76 256V257H75ZM82 256V257H81ZM105 256H106V258H105ZM143 256H145V257H143ZM199 256V257H198ZM239 257L238 258V260L236 259V257ZM245 256V257H244ZM6 257V258H5ZM74 257V258H73ZM93 257V258H92ZM104 257V258H103ZM138 257V258H137ZM139 257H140V259H139ZM149 259H148V258ZM205 257H207V259L205 260ZM235 257V258H234ZM243 257V259H242V261H240L239 262V260L241 259ZM256 257V256H255ZM16 258V259H15ZM31 258V259H30ZM37 258H39L38 259V261H37ZM68 258V259H67ZM71 258V259H70ZM75 258H77V259H75ZM92 258V259H91ZM143 258V259H142ZM176 258H178V259H176ZM202 260H201V259ZM7 259V260H6ZM9 259V260H8ZM10 259H12V260H10ZM18 259V260H17ZM43 259V260H42ZM47 259H49V260H47ZM67 259V260H66ZM90 259H91V261H90ZM103 259V260H102ZM142 259V260H141ZM145 259V260H144ZM220 259V260H219ZM227 261H226V260ZM235 259V260H234ZM247 259V260H246ZM261 259V260H260ZM24 260V261H23ZM35 260V261H34ZM47 260V261H46ZM60 260H62V263H61V261ZM66 260V261H65ZM79 260H80V262H79ZM146 260H148V263H146L147 261ZM170 260H172L173 261V263H171L170 262ZM212 260H213V258H212ZM232 260V261H231ZM7 261V262H6ZM18 261V262H17ZM57 261V262H56ZM70 261V262H69ZM102 263H101V262ZM205 261V262H204ZM211 261V260H210ZM219 261H222V263L220 262L219 263ZM225 263H224V262ZM231 263H230V262ZM3 262V263H2ZM12 262V263H11ZM25 262V263H24ZM28 262V263H27ZM66 262V263H65ZM86 262V263H85ZM200 262H198V263H200ZM233 262V263H232ZM236 262V263H235ZM243 262V263H242ZM248 262V263H247ZM195 264H196V262H194ZM193 263V264H194ZM208 264H210L209 263V261L207 262ZM138 264H141V263H138ZM176 264V263H175ZM191 264V263H190Z\"/></svg>",
	"mask_w": 264,
	"mask_h": 264
},
{
	"label": "bare ground",
	"instance_id": "bare-ground-1",
	"mask_svg": "<svg viewBox=\"0 0 264 264\" xmlns=\"http://www.w3.org/2000/svg\"><path fill=\"white\" fill-rule=\"evenodd\" d=\"M33 1H34V0H33ZM39 1H42V0H39ZM50 1H51V0H50ZM50 1H49V2H50ZM65 1H66V2L68 1V4H69V3L72 4V3H71V2H72L71 0H65ZM69 1H70V2H69ZM88 1L91 2V0H88ZM94 1H96V0H94ZM94 1H93V2H94ZM98 1L100 2V4H99L98 6H101V4H102L101 2H102V1H100V0H98ZM108 1H109V0H108ZM115 1H116V0H115ZM120 1H122V0H120ZM125 1H126V0H125ZM125 1L122 3L123 5H124V3H127V2H125ZM158 1H159V0H158ZM166 1H167V0H166ZM169 1H170V0H169ZM169 1H168V2H169ZM201 1L203 2V0H201ZM218 1H219V0H216L215 4H216ZM222 1H224V0H222ZM229 1H232V0H229ZM229 1H228V2H229ZM240 1L243 2L244 0H234V1H232V2H234V3L237 2V3H238V2H240ZM245 1H247V0H245ZM253 1H254V0H253ZM253 1H251V2H253ZM263 1H264V0H263ZM263 1H262V0H255V3L253 4V9H254L253 11H251V10H247V11H245V9H244L245 12L242 11L241 13H240V10H239L237 7H236V8H237L238 10H236V9L234 8V6L237 5L236 3H235L234 6H233L232 3L229 2L230 5L233 7V9L231 8L232 10H230L231 13H230V12H229V13L231 14V18H232V16H233L234 19H235V22H234L235 24H234V23L231 22L232 20L229 18V19L231 20L230 23H229V25L232 23V27H235V25H236L235 29H236V28H239V29H240V30H238V31L241 32V35H240L239 37H238V35H239L240 33L237 35V37H238L237 41H238L239 43H243V42L246 41L248 38H250V37L253 38L254 36H255V37H256V36L258 37L257 40H256V38H255V44H256V46H258V45H257V44H258V42H257L258 39L261 40V42H264V31H263V29H262L263 27H261L262 30L260 29V31H258L257 26L259 27V24L256 25V29H257V30L255 29V26L252 27L251 24H249V26H248V22H249L251 19H252V21H253V18H254L255 16L258 17L259 15H260L259 17L261 18L260 20H261V21L263 20L262 23L264 24V12H262L263 14H260V10H261L260 8L264 6V5H263L264 3L262 4ZM11 2H12V1H11ZM21 2H22V1H21ZM66 2L63 1V3H66ZM76 2H80V1H77V0H76ZM93 2H92V4H93ZM109 2H110V1H109ZM133 2L136 3L135 0H133ZM138 2H139V1L137 0V3H138ZM155 2H156V1H155ZM160 2H161V1H160ZM172 2H173V1H172ZM172 2H171V3H172ZM195 2H198V0L195 1ZM199 2H200V0H199ZM209 2H210V1H209ZM209 2H208V3H209ZM212 2H214V0H212ZM220 2H221V0H220ZM220 2H219V5H218V6H216V7L213 8V9H214L213 11H217V12H216V13H212V12H211V14H212L213 16H214V15L216 16V17L214 16L215 18H217V14L219 13V11H223V12H224V10H221L222 7H223V6H222L223 4L221 5ZM228 2H224V3H228ZM247 2H248V1H247ZM1 3H2V2H1ZM13 3H14V2H13ZM31 3H33V2H31ZM42 3H43V1H42ZM74 3H75V2H74ZM95 3H96V2H95ZM137 3H136V4H137ZM140 3H141V1H140ZM140 3H138L137 5L141 6ZM149 3H154V2H149ZM161 3H162V2H161ZM164 3H165V2H164ZM183 3H184V1H183ZM189 3H190V2H189ZM203 3H204V2H203ZM203 3H202V4H203ZM206 3H207V2H206ZM229 3H228V4H229ZM249 3H250V2H249ZM2 4H4V1H3ZM25 4H26V5H30V3H29V4L25 3ZM44 4H45V2H44ZM84 4H85V3H84ZM107 4H110V3H107ZM107 4H106V5H107ZM114 4H115V3H114ZM136 4H135V6H136ZM166 4H167V3H166ZM210 4H211V3H210ZM242 4H243V3H241V5H242ZM250 4H252V3H250ZM250 4H249V6H251ZM5 5L7 6L8 4H5ZM54 5H55V4H54ZM150 5H151V4H150ZM158 5H159V4H158ZM167 5H168V4H167ZM167 5H166V7H167ZM175 5H176V3H175ZM182 5H183V4H182ZM188 5H189V4H188ZM203 5H204V4H203ZM203 5H202V6H203ZM241 5H239V3H238L237 6L240 7ZM262 5H263V6H262ZM0 6H1V5H0ZM6 6H5V7H6ZM43 6H44V5H43ZM71 6H72V5H71ZM84 6H85V5H84ZM110 6L113 7V8H110V7L108 6V7H109V10H113V11H114V10H115V9H114V5L112 6V3H111ZM115 6H116V5H115ZM129 6H130V4H129ZM132 6H134V5H132ZM132 6H131V7H132ZM160 6H161V5H160ZM164 6H165V5H164ZM168 6H169V5H168ZM177 6L181 7L180 4L177 5ZM177 6H176V8H177ZM206 6H207V5H206ZM225 6H227V5H225ZM246 6H247V5H246ZM2 7H3V5H2ZM12 7H13V6H12ZM29 7H30V6H29ZM32 7H33V6H32ZM52 7H53V6H52ZM75 7H77V6H75ZM141 7H142V6H141ZM156 7H157V6H156ZM195 7H196V5H195ZM195 7H193V8H195ZM203 7H205V5H204ZM209 7H210V6H209ZM30 8H31V7H30ZM81 8H82V7H81ZM117 8H118V7H117ZM124 8H128V7H126V5H124ZM124 8H121L120 10H124ZM164 8H165V7H164ZM164 8H163V9H164ZM170 8H171V7H170ZM200 8H201V7H200ZM210 8H211V7H210ZM224 8H225V7H224ZM226 8H227V7H226ZM248 8H249V7H248ZM248 8H247V9H248ZM263 8H264V7H263ZM1 9H2V8H1ZM40 9H41V8H40ZM85 9H86V7H85ZM85 9H83V10H85ZM94 9L96 10V8L93 7L92 10H94ZM107 9H108V8H107ZM145 9H146V8H145ZM159 9H162V8L159 7ZM172 9H173V8H172ZM183 9H184V8H183ZM196 9H198V8H196ZM207 9H208V8H207ZM228 9H229V8H228ZM250 9H251V8H250ZM258 9H260V10L258 11L259 13H257V11H256V10H258ZM11 10H12V9H11ZM11 10H9V13H11ZM18 10H19V9H18ZM26 10H27V9H26ZM29 10H30V9H29ZM33 10H34V9H33ZM44 10H46V9H44ZM51 10H52V9H51ZM75 10H76V9H74V11H75ZM80 10H81V9L77 10L78 12H76V14H77V13H80V17H82L83 15H85V13H84V12H80ZM83 10H81V11H83ZM90 10H91V9H90ZM92 10H91V11H92ZM120 10H119V8H118V11H117V10H116V11L119 12ZM130 10H131V9H130ZM133 10H134V9H133ZM169 10H171V9H169ZM174 10L176 11L175 8H174ZM180 10H181V9H180ZM194 10H195V9H194ZM200 10H201V9H200ZM209 10H210V9H209ZM226 10H227V9H226ZM6 11H7V10H6ZM58 11H59V10H58ZM58 11H57V12H58ZM99 11H101V9H99ZM104 11H105V10H104ZM137 11H138V10H137ZM148 11H149V10H148ZM159 11H160V10H159ZM162 11H163V10H162ZM172 11H173V10H172ZM175 11H174V12H175ZM178 11H179V10H178ZM184 11L187 12L186 10H184ZM192 11H193V10H192ZM201 11H203V10H201ZM204 11H205V10H204ZM204 11H203V12H204ZM206 11H207V10H206ZM237 11H239V12H238L239 14L237 13ZM263 11H264V9H263ZM12 12H13V11H12ZM30 12H32V10H30ZM30 12H29V13H30ZM33 12H34V13H35V12L38 13V11H37L36 9H35V11H33ZM45 12H46V11H44L43 13H45ZM96 12H97V11H96ZM102 12H103V11H102ZM107 12H108V11H107ZM129 12H130V11H129ZM149 12H150V11H149ZM169 12H170V11H169ZM179 12H180V11H179ZM179 12L177 13V11H176L175 13H177V14L179 15ZM193 12L196 13L195 11H193ZM223 12H222V13L220 12L219 14H223V15H224ZM225 12H226V11H225ZM255 12H256L257 14H255ZM2 13H3V12H2ZM4 13H5V12H4ZM37 13H36V14H37ZM43 13H42V14H43ZM61 13H62V12H61ZM67 13L69 14L68 11H67ZM83 13H84V14H83ZM91 13H92V12H91ZM91 13H90V14H91ZM94 13H95V11H93L92 15H94ZM132 13H133V12H132ZM137 13H138V12H137ZM157 13H158V12H157ZM157 13H154L153 15H152V13H151V14H150L151 17H149L150 15L147 16V17H148V21H145V23L148 22V23L146 24L147 26H150V25H151L150 27H152V25H155L154 23L157 21V19H159L160 17H162L163 14H160V15H161V16H160V15H159L160 12H159L158 14H157ZM201 13H202V12H200L199 14H201ZM7 14H8V12H7ZM23 14H24V13H23ZM26 14H28V13H26ZM32 14H33V13H32ZM42 14H41V15H42ZM103 14H106V13H103ZM109 14H110V13H109ZM124 14H127V13H124ZM168 14H169V13H168ZM171 14H172V13H171ZM197 14H198V13H197ZM203 14H204V13H203ZM207 14H208V13H207ZM226 14H227V13H226ZM258 14H259V15H258ZM2 15H3V14H2ZM5 15H6V14H5ZM8 15H9V14H8ZM46 15H47V13H46ZM46 15H45V16H46ZM70 15L72 16L71 13H70ZM70 15H69V16H70ZM77 15H79V14H77ZM77 15H76V16H77ZM81 15H82V16H81ZM86 15H88V14H86ZM131 15H132V14H131ZM131 15H130V16H131ZM139 15H142V14H139ZM178 15H177V16H178ZM228 15H229V14H228ZM262 15H263V16H262ZM0 16H1V15H0ZM3 16H4V15H3ZM11 16H12V18L14 19L15 16L13 17V13L11 14ZM29 16H30V15H29ZM32 16H33V15H32ZM34 16H35V15H34ZM39 16H40V15H39ZM42 16H43V15H42ZM42 16H41V17H42ZM90 16H91V15H90ZM104 16H105V15H104ZM118 16H119V15H118ZM121 16H122V15H121ZM121 16H119V19H120ZM124 16H125V15H124ZM127 16L129 17L128 14H127ZM134 16H135V15H134ZM137 16H138V15H137ZM171 16H172V15H171ZM194 16L196 17V15H194ZM202 16H203V19H204V18H205L204 15H201V17H202ZM218 16L220 17V15H218ZM224 16H225V15H224ZM19 17H21V16H19ZM25 17H26V16H25ZM36 17H37V16H36ZM36 17H35V18H36ZM51 17L54 18V17H56V16H55V15H51ZM58 17H59V15H58ZM60 17H61V16H60ZM65 17H66V16H65ZM88 17H89V16H88ZM88 17H87V18H88ZM100 17H101V16H100ZM105 17H106V16H105ZM138 17H139V16H138ZM141 17H142V16H141ZM147 17H146V18H147ZM158 17H159V18H158ZM172 17H173V16H172ZM172 17L170 18V21H171ZM201 17H200V23H202V24H200V25H198V26L194 25V26H196V27H194L193 29L191 28V29H192L191 33H193V34H195V33H196V34H197V33L201 34V33L205 32V30H204L205 28H207V27L209 28L210 26L213 27L212 31L214 30V32H215L216 34H220V35H222V34H225V35H226V33H227L226 31L231 30V25H230L229 27L226 25V24H228V21H227V22L225 21L226 24H222V23H220V24L217 25V23H216V25H215V22H216V21L214 22V24L210 23V21L207 22L208 20H212V19H211L212 16H210V19L205 18V19H207V21H205V19H204V21H203V19H202ZM222 17H223V16H222ZM226 17H228V16H225L224 18H226ZM5 18H6V17H5ZM35 18L33 17L34 20H35ZM48 18H49V16H48ZM56 18H57V17H56ZM61 18H64V17H61ZM92 18H94V20H95V18H96V20H97L99 17H98V18H97V17H92ZM146 18H145L144 20H146ZM162 18H163V17H162ZM164 18H165V17H164ZM166 18H167V17H166ZM168 18H169V17H168ZM181 18H183V17H181ZM181 18L179 17V19H181ZM20 19H21V18H20ZM27 19H29V18H27ZM30 19H31V16H30ZM30 19H29V20H30ZM50 19H51V18H50ZM50 19H49V20H50ZM57 19L60 20V18H57ZM100 19H101V18H100ZM107 19H108V18H107ZM201 19H202V22H201ZM219 19H220V18H219ZM62 20H63V19H62ZM62 20H61V21H62ZM64 20H66V19L64 18ZM84 20H85V19H84ZM89 20H90V19H89ZM111 20L114 22V20H117V19H114V18H113V19H111ZM121 20H122V19H121ZM127 20H130V21H131V20H133V19L131 18V19H127ZM139 20H140V19H139ZM144 20H143V21H144ZM164 20H165V19H164ZM213 20H216V19H213ZM224 20H225V19H224ZM257 20H258V19H257ZM5 21H7V20H5ZM15 21L18 22L16 19H14V21H12V23L14 24ZM23 21H24V20L22 19V22H23ZM51 21H52V20H51ZM67 21H68V20H67ZM165 21H166V20H165ZM167 21H168V20H167ZM221 21H222V20H221ZM254 21H255V19H254ZM254 21H253V22H254ZM8 22H9V20H8ZM24 22H25V26H23V25H22V26H23L24 28H26V26H27V21H24ZM28 22H29V21H28ZM30 22H31V21H30ZM33 22H34V21H33ZM35 22H36V21H35ZM35 22H34V23H35ZM55 22H57V20H56ZM58 22H59V21H58ZM69 22H70V21H69ZM73 22H74V21H73ZM75 22H76V21H75ZM98 22H99V21H98ZM109 22H110V21H109ZM119 22H121V21H119ZM125 22H127V21H125ZM203 22H204V23H203ZM211 22H213V21H211ZM259 22H260V21H259ZM2 23H3V22H2ZM49 23H50V22H49ZM62 23H63V22H62ZM80 23H81V22H80ZM82 23H83V22H82ZM92 23H93V22H92ZM130 23H131V22H130ZM133 23H134V22H133ZM145 23H144V24H145ZM158 23H159V21H158ZM158 23H157V25H158ZM161 23H162V21H161ZM164 23H165V22H164ZM249 23H250V22H249ZM257 23H258V22H257ZM6 24H7V23H5L4 25H6ZM22 24H23V23H22ZM35 24H38V22H36ZM35 24H34V25H35ZM41 24H42V23H41ZM43 24H45V22H44ZM50 24H53V22L50 23ZM57 24H58V23H57ZM59 24H60V25H64V24H61V23H59ZM65 24H66V23H65ZM67 24H68V23H67ZM67 24H66V25H67ZM101 24H102V23H101ZM118 24H119V23H118ZM252 24L255 25V23H252ZM260 24H261V23H260ZM15 25H17V24H15ZM39 25H40V24H39ZM47 25H48V20H47ZM60 25H59V26H60ZM75 25H76V24H75ZM80 25H82V24H80ZM96 25H97V24H96ZM114 25H116V24H114ZM120 25H121V23H120ZM126 25H127V24H126ZM130 25H131V24H130ZM130 25H129V26H130ZM134 25H135V24H134ZM142 25H143V23H142ZM162 25H163V24H162ZM233 25H234V26H233ZM0 26H1V24H0ZM10 26H11V25H10ZM10 26H9V27H10ZM82 26H83V25H82ZM93 26H94V25H93ZM102 26H103V25H102ZM102 26H101V27H102ZM109 26L112 27V25H109ZM123 26H124V25H123ZM132 26H133V25H132ZM136 26H137V25H136ZM136 26H135V27H131V28L129 27L130 29H128V30H131L129 33H131V34L133 35V36L131 35L130 39H131V38L133 39V37H135V35H136V37L138 36V37L140 38V40H141V42H140L139 40H138V42H140V43H142V44L147 45V44H150L149 42H152V41L154 42V38H155L157 35H160L161 37H162L163 35H166V36H163V37H164V38H165V37H168V38L172 39V40H170V41H172V42L175 41L178 45H180L179 47L183 46V45L186 43V39H185L184 37H185V35H187L188 32H187L184 36H181V35H180L182 31H181L180 34H178V35H176V34H172L173 32H172V33L170 32L171 34H169V36H167L166 31L164 32V31L162 30V31H160V32L157 31V35H156L155 32H153V30H152V28H151L152 32L150 31V33L147 32V31H149V30H147L146 32H144V30H143L142 32H139V34H138V33H137L138 30H136V28H137ZM140 26H141V25H140ZM160 26H161V25H160ZM226 26L228 27V29H227ZM262 26H263V25H262ZM7 27H8V26H7ZM7 27L5 26V29H6ZM13 27H14V26H12L11 28H13ZM20 27H21V25H20L18 28H20ZM30 27H32V26H30ZM33 27H34V26H33ZM43 27H44V26H43ZM45 27H46V26H45ZM49 27H52V26H49V25H48L47 28H49ZM63 27L65 28V26H63ZM68 27H69V25H68ZM88 27H89V26H88ZM126 27H127V26H126ZM126 27H125V28H126ZM138 27H139V26H138ZM141 27H142V26H141ZM144 27H146V26H144ZM16 28H17V27H16ZM36 28H37V27H36ZM55 28H57V27H55ZM55 28H54V29H55ZM64 28H63V29H64ZM74 28H75V27H74ZM84 28H85V26H84ZM103 28H105V27H103ZM118 28H120V27H118ZM142 28H143V27H142ZM147 28H148V27H147ZM153 28H154V27H153ZM155 28H156V27H155ZM155 28H154V29H155ZM158 28H159V27H158ZM161 28L164 29V27H162V26H161ZM0 29H1V27H0ZM8 29H9V28H7L6 30H8ZM26 29L28 30V27H27ZM29 29H30V28H29ZM66 29H67V28H66ZM71 29H72V28H71ZM87 29H88V28H87ZM121 29H122V28H121ZM140 29H141V28H140ZM149 29H150V28H149ZM189 29H190V28H189ZM9 30H10V29H9ZM11 30H12V29H11ZM24 30H25V29H24ZM27 30H25V31L27 32ZM56 30H57V29H56ZM56 30H54V33H55ZM58 30H61V29L59 28ZM80 30H81V29H80ZM103 30H104V29H103ZM106 30H107V29H106ZM126 30H127V29H126ZM155 30H157V28H156ZM159 30H161V29L159 28ZM186 30H188V29H186ZM203 30H204V31H203ZM232 30H233V28H232ZM3 31H4V30L2 29L1 32L3 33ZM45 31H46V30H45ZM45 31H43V32H45ZM51 31H53V28H52ZM67 31H68V30H67ZM88 31H89V30H88ZM104 31H105V30H104ZM188 31H189V30H188ZM210 31H211V29H210ZM17 32H18V31H17ZM26 32H25V33H26ZM38 32H39V30L37 31V33H38ZM48 32H50V31H48ZM48 32H46V33L48 34ZM58 32H59V31H58ZM61 32L63 33V31H61ZM68 32H69V31H68ZM70 32H71V31H70ZM75 32H76V31H75ZM102 32H103V31H102ZM108 32H110V31H108ZM123 32H124V31H123ZM158 32H159V33H158ZM184 32H186V31H184ZM207 32H208V30H207ZM231 32H232V31H231ZM10 33L13 34V32H10ZM65 33H66V32H65ZM73 33H74V32H73ZM88 33H90V32H88ZM110 33H111V32H110ZM152 33H154V34H152ZM164 33H165V34H164ZM167 33H168V32H167ZM209 33H210V32H209ZM209 33H206V34H209ZM31 34H32V33H31ZM38 34H40V32H39ZM44 34H45V33H44ZM57 34H58V33H57ZM63 34H64V33H63ZM78 34H79V33H78ZM81 34H82V33H81ZM115 34H116V33H115ZM199 34H197V36H198ZM216 34H215L214 36H216ZM227 34H228V33H227ZM0 35H1V33H0ZM2 35H3V34H2ZM2 35H1V36H2ZM4 35H5V34H4ZM4 35H3V36H4ZM7 35H8V34H7ZM10 35H11V34H10ZM13 35H14V34H13ZM28 35H29V34H27V36H28ZM48 35H50V34H48ZM52 35H53V34H52ZM54 35H56V33H55ZM69 35H70V33H69ZM76 35H77V32H76ZM87 35H88V34H87ZM105 35H106V34H105ZM108 35H109V34H108ZM155 35H156V36H155ZM170 35H171V36H170ZM182 35H183V33H182ZM188 35H190L189 39L192 38V36H191L190 33H189ZM202 35H203V34H202ZM204 35H205V33H204ZM23 36H24V35H23ZM23 36H22V37L20 36V38H21L22 41L19 40V36H17V37L15 36V39H12V40H15V41H12L13 44H15V45H12V44H11V47L14 46V47H15V51H16L17 49H19L18 47H17V49H16V46H17L19 43H22V44L24 43V44H28V45H29V43H27L28 41H27L26 39H27V38H30V37H27L26 35H25L26 37H25V36L23 37ZM29 36H30V35H29ZM35 36H36V35H35ZM65 36H66V35H65ZM65 36H64V37H65ZM90 36H91V34H90ZM90 36H89V37H90ZM209 36L211 37L212 35L209 34ZM223 36H224V35H223ZM226 36H228V35H226ZM5 37H6V36H5ZM12 37H13V36H12ZM44 37H45V36H44ZM48 37H49V36H48ZM50 37H52V36H50ZM56 37H58V36H56ZM59 37H61V36L59 35ZM68 37H69V36H68ZM71 37H72V36H71ZM77 37H78V36H77ZM77 37H76V38H77ZM97 37H98V36H97ZM104 37H105V36H104ZM198 37H199V36H198ZM210 37H208V35H207L206 38H204V37H203V38H204V39H207V38L210 39ZM216 37H217V36H216ZM218 37L220 38V36H218ZM23 38H24V39H23ZM33 38H34V37H31L32 40H33ZM74 38H75V37H74ZM108 38H110V37L108 36ZM112 38H113V37H112ZM158 38H159V37H158ZM196 38H197V37H196ZM203 38H202V39L199 38V40H202V41H200V44L202 43V44H204V46H206V43L203 42V41H204ZM221 38H222V37H221ZM9 39H11V38H9ZM17 39H18L20 42L16 41ZM50 39H51V38H50ZM61 39H63V36H62ZM80 39H81V36H80ZM80 39H78V40H80ZM89 39H90V38H89ZM101 39H102V38H101ZM113 39H114V38H113ZM113 39H111V40H113ZM155 39H156V38H155ZM160 39H161V38H160ZM162 39H163V38H162ZM197 39H198V38H197ZM197 39H195V40L197 41ZM211 39H212V37H211ZM211 39H210V40H211ZM213 39H216V38H213ZM213 39H212V40H213ZM223 39H224V38H222V40H223ZM230 39H231V38H230ZM29 40H30V39H29ZM35 40H36V39L34 38L33 42H34ZM38 40H39V39H38ZM46 40H47V39H46ZM76 40H77V39H76ZM134 40L136 41V39H133V41H134ZM165 40H166V39H165ZM212 40H211V42H212ZM217 40H218V39H217ZM217 40H213V41H214V44H211V45H212V48L215 47V49H217V50H215V49L213 48V50L218 51V52L221 50L220 53H218V52L216 53V54H220V55H221V54H223V53H222V52H223L222 50L224 49V47H227L228 45H226L227 43H226V44L223 43L225 46H222L223 44L221 45V44H218V43H217V45H216V44H215V41L217 42ZM228 40H229V39H228ZM228 40H227V41H228ZM248 40H251V38L248 39ZM0 41H1V40H0ZM5 41H7V40L5 39ZM9 41H10V40H8V42H9ZM25 41H27V42H25ZM53 41H54V38H53ZM71 41H72V40H71ZM83 41H84V40H83ZM109 41H110V40H109ZM155 41H156V40H155ZM157 41H158V40H157ZM159 41H160L161 43L165 42V41H163V40H162V41L159 40ZM189 41H191V43H193V42L195 43V41H194V37L192 38V40L190 39ZM189 41H188V42H189ZM192 41H193V42H192ZM206 41H207V40H205V42H206ZM220 41H221V40H220ZM223 41H224V40H223ZM225 41H226V40H225ZM237 41H236V43H237ZM12 42H11V43H12ZM46 42H47V41H46ZM49 42H50V41H49ZM51 42H52V41H51ZM61 42H62V40H61ZM65 42H66V41H65ZM175 42H174V43H175ZM246 42L248 43V41H246ZM246 42H245V44H246ZM256 42H257V43H256ZM43 43H44V42H43ZM56 43H57V42H56ZM83 43H84V42H83ZM87 43H88V45H87L86 47H88L87 49H89V50H90V53H92V54H86V55H91L92 57L94 56V57L96 58V59H93V60H95V62H96L97 60H99V59L103 61L102 63L106 62L107 65H108V66H106V69H105V70L103 69L104 71H102L100 68H98V66H97L96 64H97L99 61H97L96 64H95V62H92V60H87L88 62H87V61H86V62H85V61H84V62H83V61H80V58H81V57L79 58V55H77V54H75V53H73V55L71 56V59H73V60H78V59H79L80 62H78V64L76 65L77 67L75 66L76 68L74 67V71H75V72L72 73V69H70L69 67H68V68H69V70H70L69 72H71L72 77L76 76V80H77V78H78V80L80 81V84L84 83V81L87 82V79H88V78H90V79L93 78V79H94V77L97 76V75H98L97 77H99L100 80H101L100 75H101L102 72H103V75H104V76L102 75V79H103V82L101 81L102 85H100V86L97 85L99 89H96V88L94 87V89H96V90H95L96 93H94L95 95L92 94V98H93V100L95 101L94 103L97 104V105L99 106V105L102 104V102H101L102 99H103V100L106 99V98L104 97V96L107 95L106 93H108L109 96H110V93H109V91H108V90H110V89L107 90L106 87H107V85L109 84V83H108V81H109V80H108V77L111 75V73H112V74L114 73V72H112V70L114 71L113 66H115V64H118V63H116L117 60H118V58L123 57L124 55H125V57H126V54L128 53V51L125 50V52H123V50H121V49L124 48V47L121 45V47H122V48H121V47H120V44H119V46H118V42H117L116 45H113L112 47H110V46H111V45H110L107 49H105L106 51H105L103 54H100V55H102V56H101L102 59L100 58V56H99V59H98V55L95 54V53H94L95 55H93V52H91V51L94 50V48H93V45H94V44L92 45V42H88V41H87ZM87 43L85 42V44H87ZM110 43H111V42H110ZM140 43H139V44H140ZM155 43H156V42H155ZM194 43H193V44H194ZM196 43H198V42H196ZM208 43H209V42H208ZM250 43H251V41H249V44H250ZM252 43H253V42H252ZM16 44H17V45H16ZM24 44H23V45H24ZM34 44H37V41H35ZM39 44H40V43H39ZM39 44H38V45H39ZM53 44H54V42H53ZM63 44H64V43H63ZM69 44H70V43H68V45H69ZM163 44H166V43H163ZM167 44H168V43H167ZM200 44H198V45H200ZM243 44H244V43H243ZM20 45H21V44H20ZM20 45H18V46L20 47ZM23 45H21V46H23ZM42 45H44V44L41 43V46H42ZM48 45H49V44H48ZM51 45H52V44H51ZM56 45H57V44H56ZM65 45H66V44H65ZM73 45H74V44H73ZM73 45H72V48H73ZM78 45H79V44H78ZM150 45H151V44H150ZM152 45H153V44H152ZM178 45H177V46H178ZM211 45H210V46H211ZM261 45H263V48H264V44H261ZM3 46H4V45H3ZM25 46H26V45H25ZM60 46H61V45H60ZM201 46H202V45H201ZM204 46H202V47L205 48L204 51H206V53H207V49H206V48H210V51H211V47H210L209 45H208L209 47H207V46L204 47ZM221 46H222V47H221ZM14 47H13V48H14ZM23 47H24V46H23ZM31 47H32V46H31ZM43 47H44V46H43ZM43 47H42V49H44ZM79 47H80V46H79ZM95 47H96V46H95ZM105 47H107V46H105ZM147 47H148V46H147ZM174 47H175V46H174ZM186 47H188V45H187ZM189 47L191 48V46H189ZM196 47H197V46H196ZM202 47H200V48H202ZM5 48H6V47H5ZM21 48H22V47H21ZM37 48H38V47H37ZM56 48H57V47H56ZM61 48H62V47H61ZM96 48H97V47H96ZM138 48H139V47H138ZM140 48H143V46L140 47ZM181 48L183 49V47H181ZM190 48H189V49H190ZM254 48H255V46H254ZM260 48H261V47H260ZM2 49H4V48H2ZM11 49H12V48H11ZM51 49H52V48H51ZM81 49H82V48H81ZM125 49H126V48H125ZM192 49H194V48H192ZM196 49H197V48H196ZM228 49H229V47H228ZM6 50H7V49H6ZM6 50H5V51H6ZM26 50H27V49H26ZM28 50H29V49H28ZM28 50H27V51H28ZM32 50H34V49H32ZM44 50H46V49H44ZM58 50H59V49H58ZM70 50H71V49H70ZM99 50H100V49H99ZM101 50H102V48H101ZM128 50H129V49H128ZM137 50H138V49H137ZM174 50H175V48H174ZM174 50H172V51H174ZM213 50H212V51H213ZM257 50H258V49H257ZM259 50H261V49H259ZM2 51H3V50H2ZM13 51H14V49H13ZM15 51H14V52H15ZM46 51H47V50H46ZM51 51H52V50H51ZM54 51H55V50H54ZM74 51H75V50H74ZM86 51L88 52V50H86ZM94 51H95V50H94ZM132 51H134V50H132ZM172 51H171V52H172ZM179 51H180V50H179ZM190 51H191V50H190ZM226 51H227V48H226ZM228 51H229V50H228ZM228 51H227V52H228ZM261 51H262V50H261ZM261 51H260V52H261ZM11 52H12V51H11ZM11 52H10V53L8 52V54H11ZM18 52H19V51H18ZM18 52H17L16 54L21 55V54H19ZM30 52H32V51H30ZM30 52L28 51V53H30ZM76 52H77V51H76ZM84 52H85V51H84ZM126 52H127V53H126ZM129 52H130V51H129ZM134 52H135V51H134ZM171 52H170V54H167V56H168V55H171ZM177 52H178V51H177ZM194 52H195V51H194ZM208 52H209V51H208ZM230 52H231V51H230ZM256 52H257V51H256ZM260 52H259V53H260ZM262 52L264 53V50H263ZM262 52H261V53H262ZM6 53H7V52H6ZM12 53H13V52H12ZM33 53H34V51L32 52V54H33ZM55 53H56V52H55ZM79 53H80V52H79V50H78V54H79ZM81 53H82V52H81ZM81 53H80V54H81ZM97 53H99V51H98ZM100 53H101V52H100ZM135 53H136V52H135ZM173 53H175V52H173ZM181 53H183V51H182ZM214 53H215V52H214ZM254 53H255V52H254ZM257 53H258V52H257ZM263 53H262V54H263ZM0 54L2 55V56H1V59H2L3 56H4L3 58H5L6 56H8V55L5 56V55L2 54V53H0ZM57 54H58V53H57ZM59 54H60V53H59ZM82 54H83V53H82ZM131 54H132V53H131ZM186 54H187V55H188V54L191 55V54H193V53H192V52H191V53H190V52H188V53L185 52V54H182V55H186ZM209 54H210V53H209ZM212 54H213V53H212ZM212 54H211V55H212ZM229 54H232V52L229 53ZM229 54L227 55L228 57H229ZM14 55H15V53L9 55V57H8L7 59H9V60H13V61H15V60L17 61V58H16L17 55H16V57H15ZM24 55H26V54H23V56H18V57H19V58L22 57L21 60H22V59L25 60V58H23ZM28 55H30V54H28ZM96 55H97V56H96ZM136 55H137V53H136ZM151 55H152V54H151ZM190 55H189V56H190ZM196 55L198 56L199 54L197 53ZM196 55H195V56H196ZM203 55H205V54H203ZM211 55H210V56H207V57H209V58H207V59H208L210 62H211V60H212V63H210V64H212V66L215 65L214 68H212V66H211V67H207L208 62L200 63L201 59H199L198 64H197V63H194V64H195V65H194L195 68H196V65H197V68H196V71H195V72H197L196 75L198 76V77H197L198 79L200 78L201 74H206V72H207L206 69H207V68H208L207 70H210L209 68H212L214 73H216V71L219 69L220 66L218 67V65L221 64V62L217 65V64H216V61H215V60H217V59H213V56L216 58L215 54H213V56H211ZM256 55H257V54H253V56H256ZM12 56H14L16 59L14 60V58H13ZM128 56H129V53L127 54V57H128ZM131 56H132V55H131ZM137 56H138V55H137ZM137 56H136V57H137ZM148 56H149V55H148ZM172 56H173V54H172ZM179 56L181 57V55H179ZM235 56H236V55H235ZM259 56H261V55L259 54ZM259 56H258V57H259ZM10 57H11V58H10ZM25 57H26V56H25ZM31 57H32V56H31ZM68 57H69V56H68ZM86 57H89V56H86ZM103 57L106 58V61H105V59H104ZM129 57H130V56H129ZM136 57H135V58H136ZM142 57L144 58L143 61H145V62H143V63L139 62L138 64H136V66H134V67L132 68L133 71H136L137 69H140L141 66H143V65H144V66H145V65H147V66L150 65L149 61H147L148 63L146 64L145 57H144V56H142ZM151 57H152V56H151ZM151 57H150V58H151ZM156 57H158V56H156ZM165 57H166V56H165ZM174 57H175V58L177 57V58H176V59H173ZM174 57H172V58L169 57V59L166 58L167 60H165V59H164V60L167 61V63H169V61H173V60H175L174 63H176V61H177V63H178V60H179V59H178V56L176 55V56H174ZM182 57H183V56H182ZM202 57H203V56H202ZM218 57H219V56H217V58H218ZM222 57H223V56H222ZM261 57H262V56H261ZM261 57H260V59H259V60H261L260 63L262 62ZM19 58H18V59H19ZM65 58H67V57H65ZM137 58H138V57H137ZM146 58H147V57H146ZM148 58H149V57H148ZM150 58H149V59H150ZM158 58H159V57H158ZM163 58H164V57H163ZM163 58H162V59H163ZM191 58H194V57L191 56ZM204 58L206 59V57H203L202 59H204ZM211 58H212V59H211ZM223 58H225V57H223ZM236 58H238V57H236ZM253 58L256 59L255 57H253ZM33 59H36V60H37V58H36V54H35V56H34ZM33 59L27 56V58H26L25 61L28 62L29 64L33 63V64H32V66H33V65H34V62H31ZM39 59H41V58H39ZM44 59L46 60V58H44ZM60 59H61V58H60ZM68 59H70V58H68ZM103 59H104V60H103ZM138 59H139V58H138ZM141 59H142V58H141ZM155 59H156V58L154 57V60L151 61V62H152L151 65H153V61L155 62ZM177 59H178V60H177ZM186 59H188V57H187ZM195 59H197V58H194V62H197L198 60L195 61ZM210 59H211V60H210ZM230 59H231L232 63L234 64V62H233L234 60H233L232 58H230ZM230 59L227 58V60L229 61V63H231V62H230ZM246 59H247V58H246ZM4 60H6V59H4ZM23 60H22V62H23ZM36 60H35V62H37ZM49 60H50V59H49ZM57 60H58V59H57ZM81 60H82V59H81ZM157 60H159V59H157ZM168 60H169V61H168ZM180 60H181V64H182V65L180 66V65H179L180 63H178V65L180 66V68H182V66H184V65H185V67L188 66V65H192L191 63H189V62H190L189 60H191L190 58H189L187 61L185 60V58H184V60H182V58H180ZM180 60H179V62H180ZM192 60H193V59H192ZM208 60H205V61H208ZM225 60H226V59H225ZM239 60H240V59H239ZM247 60H248V59H247ZM249 60H250V59H249ZM259 60L257 59V61H259ZM6 61H7V60H6ZM40 61H41V60H40ZM47 61H48V60H47ZM62 61H65V60H63V58H62ZM90 61H91V62H90ZM107 61H108V62H107ZM118 61H121V59L118 60ZM159 61H160V60H159ZM165 61H161V62H165ZM188 61H189V62H188ZM213 61H214L215 63H213ZM217 61H218V60H217ZM219 61H220V60H219ZM219 61H218V62H219ZM228 61H226V64L228 63ZM244 61H246V60H244ZM244 61H243V62H244ZM254 61H255V60H254ZM254 61H251V63H252V62H253V63L256 62V61H255V62H254ZM8 62L11 63V61H8ZM19 62H20V61H19ZM41 62H42V61H41ZM72 62H73V61H72ZM191 62H192V61H191ZM236 62H237V60L235 61V63H236ZM10 63H9V66H10ZM15 63H16V62H15ZM23 63H24V62H23ZM28 63H27V64L24 63V64L28 66ZM47 63H49V61H48ZM50 63H51V62H50ZM68 63H69V62H68ZM76 63H77V62H75V64H76ZM106 63H104V65H105ZM120 63H121V62H120ZM134 63H136V62H134ZM167 63H166V64H167ZM170 63H171V62H170ZM172 63H173V62H172ZM174 63H173V66L171 65L172 68L175 67V66L178 67L176 64H175V66H174ZM187 63H188V64H187ZM192 63H193V62H192ZM222 63H223V60H222ZM239 63H241V62H237L236 64H234V66H236V65L238 66V65H239V67H241L240 65H241L242 63H241V64H239ZM248 63H249V62H248ZM248 63H247V65H248ZM251 63H249V64H251ZM253 63H252V65H253ZM260 63H257V64H258V65H261V64L263 65L264 61H263L261 64H260ZM2 64H4V62H3ZM11 64H12V63H11ZM19 64H21V63H19ZM19 64H18V66H20ZM38 64L41 65L40 62H39ZM44 64H45V63H44ZM99 64L101 65V62L98 63V65H99ZM155 64H156V66H158L159 62H158V63L156 62ZM160 64H161V63H160ZM186 64H187V65H186ZM210 64H209V65H210ZM224 64H225V62H224ZM14 65H15V64H13V66H14ZM35 65H36V64H35ZM47 65H48V64H47ZM47 65H46V66H47ZM133 65H135V64H132V66H133ZM151 65H150V66H151ZM222 65H223V64H222ZM222 65H221V66H222ZM231 65H232V64H231ZM252 65H250V66H251L250 68H253ZM258 65H257V66H258ZM262 65L259 66V67L261 68ZM1 66H2V65H1ZM68 66H69V65H68ZM102 66H103V65H101L100 67L102 68ZM156 66L153 65L152 68L154 69V67H156ZM164 66H165V65H164ZM167 66H168V65H167ZM227 66H228V64L225 66L227 69L230 68V67L232 68V66H230V64H229L228 67H227ZM237 66H236V67H237ZM255 66H256V65H255ZM3 67H4V65H3ZM20 67H21V66H20ZM23 67H24V65H23ZM23 67H22V68H23ZM42 67H43V66H42ZM44 67H45V66H44ZM44 67H43V68H44ZM55 67H56L57 69H55ZM55 67H54V69H55V72H57V73H52V76H56V77H53L54 79L51 78V77H49L50 75H48V79H47V76H46L47 74H46V75H45L46 77L44 76V78H46L48 81H46V80H40V79H44L43 77L41 78V76L43 75V73H42L41 76L39 75V77H40L39 80L36 79V80H35V83L32 81V82H33V85H32V83H30L32 79H33V80L35 79V75H34V78H32V77H33V73H32V75L30 74V73H31V72H30V71H31L30 69H32V67L28 66V68H26V66H25V67H24L25 70L23 69L24 73H23V71H22V73H20V71H19L20 74H18V73L16 72L17 75H20V77L23 75V76H22L23 78L21 77V78H22V81L25 79L24 77L27 78L28 75L31 76V77H30V79H29V77H28L29 81H26V82L24 81L25 84H26L25 86H24V82H23V86H24V87L22 86L23 89H22L21 87H19V88H21V89H19V91H20V90H23L22 92L20 91V93H19V91H16V93H15V92L10 91V92L14 93L15 95L19 94L18 96H16L17 99H16V97H15V98L12 97L11 102H13V99H14L15 102H13V104H16V107H18V104H20V106H19L18 108H20L21 105H23V107L26 106L27 108L24 107V108L26 109V112L28 111V110H27L28 107H31V109H30L29 111H31V114H33V111H34V114H33V115L35 116V118H36V116H37L38 113H39V114H43L42 112H39V110L42 109L43 106H44V105H43V103H44L43 100L46 101V100L44 99V98H45L44 91H45V92L49 91L48 94L51 93L50 95H52V96H56V98L59 97V96H61V95L64 96V95H63L64 92H63V89H62V88H64V87L61 86V84H63V83L60 82L59 78H60V75H61V74H62V75L64 74V73H63L64 71L67 72V71H66V67H65L64 63L61 64V65H60V64H59V65H56ZM103 67H104V66H103ZM158 67H159V66H158ZM160 67H162V66H160ZM206 67H207V68H206ZM217 67H218V69H217ZM225 67H224V68H225ZM239 67H238V68H239ZM242 67H243V66H242ZM242 67L239 68V69H237V70H235V69H234V70L237 71V72H239V70H240V71H241V70H244V71L247 70V69L245 70L244 67H243V69H242ZM1 68H2V67H1ZM5 68H7V67H5ZM10 68L13 70L12 66H10L9 69H10ZM14 68H15V66H14ZM22 68H20V69L22 70ZM29 68H30V69H29ZM36 68H37V67H34V70H35ZM46 68H47V67H46ZM49 68H50V67H49ZM52 68H53V67H52ZM52 68H51V69H52ZM72 68H73V66H72ZM104 68H105V67H104ZM134 68H137V69H134ZM148 68H150V67H147V69H148ZM156 68H157V67H156ZM178 68H179V67H178ZM188 68H189V67H188ZM220 68H222V67H220ZM224 68H222V72H223L224 74H226L227 72L230 71V69H228V70H229V71H228V70L225 68V72H224V70H223ZM254 68H256V67H254ZM39 69H40V68H39ZM161 69H162V68H161ZM166 69H169V68L166 67ZM170 69H171V68H170ZM186 69H187V68H186ZM212 69L210 70V73H211ZM5 70H6V69H5ZM15 70L18 71V69H14V71H15ZM28 70H29V72H28ZM43 70H44L43 72H46L45 69H43ZM100 70H101V71H100ZM143 70H144V69H143ZM157 70H158V69H157ZM172 70H173V69H171L170 71L172 72ZM183 70H184V67H183ZM215 70H216V71H215ZM248 70H249V72L251 71L250 69H248ZM254 70H255V69H254ZM258 70H259V68H258ZM10 71H11V70H10ZM35 71H36V70H35ZM39 71H40V70H39ZM47 71H48V70H47ZM138 71H141V69L138 70ZM138 71H137V72H138ZM148 71H150V70H148ZM158 71H159V70H158ZM186 71H187V70H186ZM220 71H221V69H220ZM259 71H260V70H259ZM33 72H34V71H33ZM52 72H53V70H52ZM100 72H101V74H99ZM141 72H142V71H141ZM173 72H174V70H173ZM191 72H192V71H191ZM191 72L188 71V73H191ZM213 72H212V73H213ZM222 72H221V73H222ZM242 72H243V71H242ZM242 72H239V73H242ZM260 72H261V71H260ZM7 73H8V72H7ZM35 73H36V72H35ZM47 73H48V72H47ZM104 73H105V74H104ZM130 73H131V72H130ZM135 73H136V72H135ZM174 73H176V71H175ZM178 73H179V72H178ZM188 73H187V75H189V76H190V75H191V76H192V75L195 76V74H194V70H193V73H191V74H188ZM214 73H213V74H214ZM217 73H218V72H217ZM245 73H247V71L244 72V74H245ZM10 74H11V72H10ZM12 74L15 75V73H12ZM12 74H11V76H12ZM21 74H22V75H21ZM26 74H27V76H25ZM37 74H38V70H37L36 76H37ZM53 74H55V75H53ZM56 74H57V75H56ZM74 74H75V75H74ZM76 74H77V75H76ZM133 74H134V73H133ZM136 74H137V73H136ZM161 74L164 75L165 73H161ZM161 74H159V75H161ZM181 74H182V70H181ZM207 74H209V73L207 72ZM250 74H251V73H250ZM255 74H256V71H254V73L251 74V75L253 76V78H254L253 81H256V79H258V78H255V77L257 76V75L255 76ZM17 75L13 76L14 78H13V77H11V78H13V80H14L16 77H18ZM62 75H61V76H62ZM131 75H132V74H131ZM131 75H130V76H127V75H126V76H124L123 78L121 77V76H123V75H121V76H120L121 78H119L120 80H118V81H117V78L115 77V78H116V82H117V83H116L117 85L115 86L116 89H118L119 87H121V88H119V89H122V87H127V88H128V86H133L134 83H135V81H138V80H136V78H135V81H134V79L132 78ZM170 75H171V74H170ZM170 75H168V76H170ZM172 75L175 76V74H172ZM172 75H171V76H172ZM239 75H240V74H239ZM248 75H249V74H248ZM260 75L262 76V74H260ZM260 75H259V77H260ZM1 76H2V75H1ZM4 76H5V75H4ZM6 76H7V79H8V76H9V75H6ZM134 76H135V75H134ZM168 76L166 75L164 78H162V76H161L162 79H161V78H160V80L158 79L159 81H158V80H156V81L153 80V81H155V82H152V83L159 82L160 84H159V83H158V84L156 83V84H155L154 86H152V87H157V86H158V87L161 88V87H162V83H164L163 85H165V84L168 83L169 81L171 82L172 80H169V77H168ZM183 76H184V74H183ZM202 76H203V75H202ZM224 76H225V75H223V77H224ZM242 76H243V75H242ZM37 77H38V76H37ZM112 77H113V76H112ZM112 77H111V78H112ZM118 77H119V76H118ZM166 77H168V78L166 79ZM175 77H176V76H175ZM175 77H174V78H175ZM184 77H185V76H184ZM195 77H196V76H195ZM212 77H213V76H210L209 79L212 78ZM243 77H244V76H243ZM246 77L248 78L247 75H246ZM31 78H32V79H31ZM74 78H75V77H74ZM109 78H110V77H109ZM115 78H114V79H115ZM157 78H158V77H157ZM192 78H193V77H192ZM203 78H204V80H205L207 77H206V78L203 77ZM236 78H238V77H236ZM241 78H242V77H241ZM241 78H240V80H241ZM249 78H251V77L249 76ZM261 78H264V77H261ZM1 79H3V78H1ZM51 79H52V80H51ZM170 79H171V78H170ZM172 79H173V78H172ZM175 79H176V78H175ZM175 79H174V80H175ZM207 79H208V78H207ZM207 79H206V80H207ZM213 79H215V78H213ZM213 79H212V80H213ZM233 79H234L235 81H237V79H235V78H233ZM233 79H232V81H234ZM13 80H12V81H13ZM16 80H17V78H16ZM16 80L14 81V83H18ZM20 80H21V79H20ZM100 80H99V81H100ZM110 80H111V79H110ZM174 80H173V83H175ZM188 80H189V79H188ZM191 80H192V79H191ZM191 80H189V81H191ZM201 80H202V79H201ZM210 80H211V79H210ZM222 80H223V79H222ZM258 80H259V79H258ZM22 81H21V82H22ZM114 81H115V80H114ZM167 81H168V82H167ZM178 81H179V79H178ZM189 81H188V82H189ZM219 81H220V80H219ZM243 81H244V80L242 79V82H243ZM261 81H262V80H261ZM1 82H2V81H1ZM4 82H5V80H4ZM176 82H177V81H176ZM179 82H181V81H179ZM182 82H183V81H182ZM186 82H187V81H186ZM215 82H216V81H215ZM215 82H214V83H215ZM217 82H218V81H217ZM237 82H238V81H237ZM258 82H259V81H258ZM258 82H257V83H258ZM263 82H264V81H263ZM10 83H11V81H10ZM12 83H13V82H12ZM14 83H13V84H14ZM27 83H28V84H27ZM60 83H61V84H60ZM74 83H75V82L72 83V86L74 85ZM77 83H78V81H77ZM143 83H144V82H143ZM203 83H206V82H203ZM211 83L213 84L212 81H211ZM240 83H241V82H239V84H240ZM249 83H250V82H249ZM257 83L255 82V84H257ZM259 83H260V82H259ZM47 84H50V86H47ZM85 84H86V83H85ZM106 84H107V85H106ZM139 84H140V83H139ZM145 84H146V82H145ZM147 84H148V83H147ZM177 84H179V83H177ZM195 84H196V83H195ZM233 84H234V83H232V85H233ZM236 84H237V83H236ZM236 84H234V85L236 86ZM1 85H2V84H1ZM9 85H10V84H9ZM136 85H138V84H136ZM142 85H143V84H142ZM150 85H152V84H150ZM156 85H157V86H156ZM166 85H167V84H166ZM166 85H165V86H166ZM173 85H175V84H173ZM173 85H172V87H173ZM179 85H180V84H179ZM181 85L183 86V84H181ZM188 85H189V84H188ZM193 85H194V84H193ZM237 85H238V84H237ZM250 85H251V84H250ZM250 85H249V86H250ZM252 85H253V84H252ZM259 85L262 86V84H259ZM11 86H12V85H11ZM14 86H15L14 88L17 90L15 84H14ZM75 86L77 87V85H75ZM81 86H82V85H81ZM81 86H78V88L81 87ZM83 86H84V85H83ZM83 86H82V87H83ZM110 86H111V85H109L108 88H109ZM117 86H118V88H117ZM143 86H144V85H143ZM146 86H149V85H146ZM175 86H176V85H175ZM189 86H190V85H189ZM197 86H198V84H197ZM200 86H201V85H200ZM200 86H199V87H200ZM206 86H208V84H206ZM206 86H205V84H204V87H206ZM224 86H225V85H224ZM235 86H234V87H235ZM254 86H255V85H254ZM263 86H264V85H263ZM139 87H141V88L143 89V87H142L141 85H140ZM183 87H184V86H183ZM225 87H226V86H225ZM225 87H224V88L221 87L220 89H221V90H222V89H225ZM234 87H233V88H234ZM250 87L252 88L253 86H250ZM256 87H257V86H256ZM256 87H255V88H256ZM11 88H12V87H11ZM71 88L73 89L74 87H71ZM83 88H84V87H83ZM110 88H111V87H110ZM113 88H114V86H113ZM145 88L148 89V87H145ZM145 88H144L143 92H142V91L140 92V94H141V93H142V94H141L139 97H140V98H143V100H146V102H147V101L149 102V101L153 100L152 95H154L155 93L151 95L150 92L152 93V91L149 92V90H146ZM166 88H167V87H166ZM166 88H165V89H166ZM176 88H179V87L176 86ZM184 88H185V87H184ZM191 88H192V86H191ZM191 88H190V90H191ZM193 88H194V87H193ZM193 88H192V89H193ZM201 88H203V87H201ZM201 88L198 89V87H197V90H196V86H195V88L193 89V90L197 91L198 96H199V95H203V94H202V93H203V90H204V91H208V87L206 88V90H205V88H204V89H201ZM255 88L253 87V89H255ZM260 88H261V87H260ZM6 89H7V87H6ZM15 89H12V90H15ZM45 89H46V90H45ZM47 89H48V90H47ZM49 89H50V90H49ZM74 89H76V88H74ZM80 89H81V88H80ZM124 89H125V88H124ZM124 89H122L121 91L123 92ZM149 89H150V88H149ZM167 89H168V88H167ZM167 89H166V91H167ZM253 89H252V91H253ZM262 89H264V87H263ZM1 90H2V88H1ZM7 90H8V89H7ZM87 90H88V89H87ZM98 90H99V91H98ZM140 90H141V89H140ZM153 90H154V89H153ZM160 90H161V89H160ZM186 90H187V89H186ZM193 90H191V92H192ZM200 90H202V91H200ZM221 90H220V91H221ZM225 90H227V89H225ZM225 90H224V91H225ZM249 90H250V89H249ZM255 90H256V89H255ZM8 91H9V90H8ZM83 91H84L83 89L79 91V96H80L79 98L85 96V92H83ZM156 91H157V90H156ZM164 91H165V90H164ZM164 91L162 90V92H164ZM188 91H189V90H188ZM195 91H194V93H195ZM199 91H200V92H199ZM222 91H223V90H222ZM232 91H233V89H232ZM232 91H231V92H232ZM2 92H4V91H2ZM10 92H9V93H10ZM87 92H88V91H87ZM111 92H113V91H111ZM153 92H154V91H153ZM157 92L159 93V96H162V94H160L161 91H157ZM201 92H202V93H201ZM228 92H229V91H228ZM246 92H247V91H246ZM61 93H63V94H61ZM65 93H66V92H65ZM67 93H69V92H67ZM77 93H78V92H77ZM114 93H116V92L114 91ZM114 93H112V94L115 95ZM171 93L174 94V91L172 90ZM171 93H170V94H171ZM199 93H200V94H199ZM218 93H219V92H218ZM225 93L228 94L227 92H225ZM244 93H245V92H244ZM256 93H257V90H256ZM14 94H13V95H14ZM59 94H61V95H59ZM88 94L90 95V90H89V93H88ZM88 94H86V95H88ZM170 94H168V92H164L162 97H164V96L166 95L167 97H166V96H165V97L168 98V96H169ZM206 94H209V93L206 92ZM222 94H223V93H222ZM229 94H230V92H229ZM229 94H228V95H229ZM250 94H251V92H250ZM10 95L12 96V94H10ZM43 95H44V96H43ZM138 95H139V94H138ZM185 95H186V94H185ZM215 95H216V94H215ZM217 95H218V94H217ZM248 95H249V94H248ZM252 95H253V94H252ZM257 95H258V94H257ZM2 96H3V95H2ZM11 96H10V97H11ZM62 96H61V97H62ZM120 96H121V95H120ZM155 96H156V94L154 95V97H155ZM159 96H157V97L159 98ZM171 96H173V95H171ZM174 96H175V94H174ZM196 96H197V95H196ZM221 96H222V98H223V96H225V94H223V95H221ZM239 96H240V95H239ZM246 96H247V95H246ZM249 96H250V95H249ZM253 96H254V95H253ZM43 97H44V98H43ZM107 97H108V96H107ZM116 97H119V96H118V93H117ZM139 97H138V98H139ZM165 97H164V98H165ZM169 97H170V96H169ZM185 97H186V96H185ZM205 97H207V98L209 99V96H205ZM217 97H218V96H217ZM225 97L227 98V96H225ZM225 97L223 98L224 100H225ZM247 97H248V96H247ZM251 97H252V96H251ZM254 97H255V96H254ZM254 97H253V99H254ZM8 98H9V97H8ZM75 98H76V96H75ZM87 98H88V97H87ZM90 98H91V95H90ZM92 98H91V101H93ZM121 98H122V97H121ZM136 98H137V97H136ZM138 98H137V100H139ZM144 98H145V99H144ZM158 98H157V99H158ZM196 98H197V97H196ZM200 98H202V96H200ZM207 98H206V99H207ZM210 98H211V97H210ZM212 98H213V97H212ZM238 98H239V97H238ZM243 98H244V97H243ZM15 99H16L17 101H16ZM81 99H82V98H81ZM81 99H80V100H81ZM88 99H89V98H88ZM110 99L112 100V98H110ZM110 99H109V100H110ZM119 99H120V97H119ZM150 99H151V100H150ZM155 99H156V98H155ZM157 99H156V100H157ZM160 99H161V100L158 99V101H162V102H163V100H165V101L168 102V100H169V98H168V99H163V100H162V98H160ZM170 99H171V98H170ZM175 99H177V98L175 97ZM178 99H179V98H178ZM202 99H204V97H203ZM214 99H216V98H214ZM218 99H219V98H218ZM228 99H231V98H228ZM228 99H227V102L229 103ZM248 99L250 100V97H249ZM248 99H246V101H247ZM251 99H252V98H251ZM0 100H1V99H0ZM3 100H4V99H3ZM3 100H1V102H2ZM77 100H79V99H77ZM80 100H79V101H80ZM84 100H85V99H84ZM114 100H115V99H114ZM114 100H113V101H114ZM141 100H142V99H141ZM179 100L181 101L182 98L179 99ZM179 100H178V101H179ZM185 100H188V99L185 98ZM185 100H184V102H185ZM200 100H201V99H200ZM220 100H221V99H220ZM220 100L217 101V102L219 103L218 105L221 104ZM239 100H240V99H239ZM9 101H10V100H9ZM9 101H8V102H9ZM107 101H108V100H106L105 103H106ZM113 101H112V102H113ZM165 101H164L163 103H166ZM175 101H176V100H175ZM180 101H179V102H180ZM206 101H207V100H206ZM206 101H205V102H206ZM251 101H252V100H251ZM1 102H0V104H1ZM11 102H9V104L6 103L7 106L9 105L8 107L6 106V108H5V106H4V107H3V106H0V107H3L4 109H2V110H4V112L7 114V117L5 116V118H8L7 120H10L9 118H11L10 121H12V120L14 121L15 118H16V116L18 115V111H20V110H18V108H16V107H15L16 109H13V110H12V108H14V107H13L14 105L12 106V103H11ZM99 102H100L101 104H100ZM103 102H104V101H103ZM109 102H110V101H109ZM109 102H108V103H109ZM202 102H203V101H202ZM202 102H201V104H202ZM224 102H225V101H224ZM235 102H237V101H235ZM243 102H245V101H243ZM4 103H5V102H4ZM4 103H2V104H4ZM84 103H85V102H84ZM84 103H82V104H84ZM94 103H93V104H94ZM98 103H99V104H98ZM110 103H111V102H110ZM117 103H118V102H117ZM117 103H116V104H117ZM172 103H173V102H172ZM181 103H183V100H182ZM241 103H242V101H241ZM252 103H254V102H252ZM82 104H81V107H82V109H83ZM95 104H94V105H95ZM106 104H107V103H106ZM113 104H114V103H113ZM113 104H112V105H113ZM166 104H168V103H166ZM170 104H171V102H170ZM192 104H194V103H192ZM230 104H231V103H230ZM242 104H243V103H242ZM55 105H56V104H55ZM114 105H115V104H114ZM209 105H210V104H209ZM213 105H214V104H213ZM221 105H222V104H221ZM237 105H238V104H237ZM250 105H251V103H250ZM50 106H51V105H50ZM59 106H60V105H59ZM168 106H169V105H168ZM171 106L173 107L174 104H172ZM175 106H176V103H175ZM175 106H174V107H175ZM179 106H180V108L182 107L181 105H179ZM184 106H185V105H184ZM184 106H183V108H184ZM202 106H204V105L202 104ZM238 106H240V105H238ZM241 106L245 109V108L247 107V103H245V106H246V107H244V105H241ZM11 107H12V108H11ZM23 107L21 108V110L23 109ZM45 107H47V106H45ZM56 107H57V106H56ZM62 107H63V106H62ZM96 107H97V106H96ZM108 107H110V105H109ZM172 107H171V108H172ZM186 107L189 108V105L186 106ZM205 107H206V106H205ZM225 107H226V106H225ZM254 107H255V106H254ZM254 107H253V108H254ZM7 108H8V109L11 108V109L8 110ZM54 108H55V106H54ZM68 108H69V107H66V109H68ZM79 108H80V107H79ZM89 108H90V107H88L87 109H89ZM91 108H92V106H91ZM167 108H168V107H167ZM180 108H179V109H180ZM192 108H193V107H192ZM209 108H210V106H209ZM232 108H233V107H232ZM253 108H252V112H253ZM261 108H263V107H261ZM261 108H260V109H261ZM0 109H1V108H0ZM32 109H33V110H32ZM52 109H53V107H52ZM61 109H62V108H61ZM63 109H64V107H63ZM66 109H65V110H66ZM172 109H174V108H172ZM172 109H171V113H170V114H172V116H174L173 114L175 113V110H173L174 113H172ZM179 109H178V110H179ZM196 109H197V108H196ZM225 109H226L225 112H227V113L229 114V112L227 111L228 108H225ZM225 109H224V110H225ZM238 109H239V108H238ZM23 110H24V109H23ZM71 110H72V112L70 111L71 113L69 112V114H71V115H73V116L70 115V117H72V118H73V117H74V118L79 117V118H77L79 121L82 119L81 116L84 115V113H85V112H84V113L82 112V113H81L82 115L80 116V114H78V112H79V110H81V109H79V110L76 109V111H77V115H75V114H73V113H74V112H73L74 110H73V109H71ZM110 110H112V109H110ZM140 110H141V109H140ZM169 110H170V108H169ZM188 110H189V109H188ZM221 110L224 111L223 109H221ZM242 110H243V109H242ZM246 110H247V109H246ZM246 110H245V111H246ZM256 110L258 111L257 108L255 109V111H256ZM261 110H262V109H261ZM40 111H42V110H40ZM61 111H63V110H61ZM68 111H69V110H68ZM81 111H82V110H81ZM141 111H142V110H141ZM189 111H190V110H189ZM203 111H204V110H203ZM238 111H239V110H238ZM247 111H249V110H247ZM247 111H246V112H247ZM255 111H254V113H255ZM4 112H3V113H4ZM35 112H36L37 114H35ZM92 112H93V111H92ZM138 112H139V109H138V111H136V113L133 111V114H136V115H137ZM184 112H185V110H184ZM206 112H209V110L206 111ZM220 112H221V111H220ZM220 112H219V113H220ZM233 112H234V110H233ZM233 112H231V114H232ZM246 112H245V113H246ZM64 113H66V111H64ZM79 113H80V112H79ZM86 113H88V110H87ZM94 113H96V111H95ZM140 113H141V112H140ZM190 113H192V112H190ZM195 113H197V112H195ZM209 113H210V112H209ZM240 113H241V112H240ZM250 113H251V110H250ZM256 113H258V112H256ZM261 113H264V112L262 111ZM261 113H260V114H261ZM26 114H27L26 116H29L28 113H26ZM39 114H38V115H39ZM66 114H67V113H66ZM66 114H64V115H66ZM126 114H127V113H126ZM141 114H142V113H141ZM192 114H193V113H192ZM202 114H203V113H202ZM213 114H216L215 116H217V117H216V119H215L214 121L217 122L216 120H218V119H217V118H218V115H217L218 112H217V113H213ZM233 114H234V113H233ZM4 115H5V114H4ZM4 115H3V117H4ZM19 115H20V113H19ZM74 115H75L76 117H75ZM86 115H88V114H85L84 116H86ZM108 115H109V114H108ZM138 115H139V114H138ZM177 115H178V114H177ZM179 115H180V117H179V119H180V118H182L183 113H182V114L180 113ZM181 115H182V116H181ZM193 115H194V114H193ZM210 115H211V114H210ZM221 115H222V114H221ZM239 115H240V114H239ZM20 116L22 117V115H20ZM34 116H32V117H34ZM66 116H67L68 118H70L68 115H66ZM123 116H124V118H125V120H126L127 118L125 117V114H124ZM172 116H171L170 118H172ZM175 116H176V115H175ZM198 116H199V114H198ZM208 116H209V115H208ZM215 116H214V118H215ZM232 116L235 117V115H232ZM241 116H242V114H241ZM247 116H249V115L247 114ZM255 116H256V115H255ZM258 116H259V115H258ZM37 117H38V116H37ZM43 117H44V116H43ZM50 117H51V116H50ZM67 117H66V118H67ZM86 117H87V116H86ZM92 117H94V115H93ZM108 117H109V116H108ZM113 117H114V115H113ZM120 117H121V118H120V121H123V120H122V116H120ZM139 117H143V116H140V115H139ZM139 117L135 116L133 119H137V118H139ZM177 117H178V116H177ZM177 117H176V118H177ZM190 117L193 118L192 116H190ZM225 117H227V116H225ZM234 117H232V118L235 119ZM237 117H238V116H237V114H236V118H237ZM245 117H246V116H245ZM25 118H27V117H25ZM29 118H31V116L28 117V119H29ZM40 118H41V117H40ZM45 118H46V116H45ZM45 118H44V119H45ZM57 118H58V117H57ZM59 118H60V117H59ZM72 118H70V119H72ZM74 118H73V121H72V120H68V121H69V122H68V121L66 120L67 123H68V126L66 127V129H65V127L62 126L63 124L61 125L62 122L59 123V120H57L58 122H56V119H55V121H53V122H50V120H49V124H48V123L46 124V122L48 121V119H46L47 121H45V120L43 121V120H41V119H38V121H39V120L43 121V123H45V125H44L42 122L40 123V121H39L38 123H37V122L35 123V119H34V120H33V121H34L33 123H35V126H34L33 123H32V124L30 123L29 125H30L31 127H28L29 125H26V126H27V129L30 128L29 130H27V129L24 130V128H23L22 130H23L24 132H23L22 130H18V131H19L18 133H21V131H22V136L25 137V136L28 134L27 132L30 131L29 134L31 133V135H32L33 138L29 139V136H28L27 140H28V139H29V140H32V139H33L32 142L34 141V142H36V144H39V143H42V144H43V143H45V142H43V141L40 139V136H41V138H42L43 135H44L43 132H46V137L48 136L47 134H49V135L51 134L52 136L55 137L56 135L58 136V135L63 134V133H64V135L67 134V135H69V136L72 134L73 136L71 135V137H76V136H74V135H77V134H79V133L81 132V130H82V131L84 130V128H82L81 130H79V129H80L81 127H83V124H85V123L87 124L88 121H89V119H87V118H84V120L82 119L80 123L83 122V124H81V126H80V124H78L79 121L76 120V121L78 122V123H76V121H75ZM89 118H90V117H89ZM94 118H95V117H94ZM96 118H98V117H96ZM110 118H112V115H111ZM129 118H130V117H129ZM129 118H128V119H129ZM155 118H156V117H155ZM155 118H154V119H155ZM158 118H159V117H158ZM162 118L164 119V120L162 119V121H165L164 116H163ZM173 118H174L173 120H175V117H173ZM194 118H195V117H194ZM229 118H230V119H229ZM229 118H228L229 121L233 122V121L231 120L232 118H231V117H229ZM252 118H254V116H253ZM28 119H27V120H28ZM86 119H87V120H86ZM90 119H91V118H90ZM114 119H115V118H114ZM114 119H113V121H114ZM139 119H140V121L138 120L137 123H138V122H141V120L144 121L143 118H142V119L139 118ZM160 119H161V118H160ZM160 119H159V120H160ZM199 119H200V118H199ZM201 119H202V118H201ZM211 119H213V118H211ZM219 119H220V118H219ZM239 119H240V118H239ZM16 120H17V119H16ZM51 120H52V119H51ZM93 120H94V119H93ZM93 120H91V121L93 122ZM181 120H182V119H181ZM188 120H189V119H188ZM220 120H222V119H220ZM237 120H238V119H237ZM242 120H243V119H242ZM242 120H241V122H242ZM250 120H251V118H250ZM253 120H254V119H253ZM3 121H4V120L1 121V122H2L1 125H4V126H2V129H1V127H0V136H1V138H0V162H1V159H2V158H3L2 160H4L5 157H6V159H7L8 157H11L10 155L12 154L13 151H10V150H11V149H10V146H11V145L9 146V142H10V140H11L10 138H11L12 136H13V137L22 138V137L20 136L21 134H17V133H16V132H17L16 129L13 130V128H12V129L10 128V125H11V126L13 125L12 122L5 121V122H6V125H5V123H3ZM60 121H64V120H62V118H61ZM71 121H72V122L75 121L76 124L72 123ZM95 121H96V120H94V122H95ZM120 121H118V123H117L118 126H119V122H120ZM127 121H129V120H127ZM145 121H146V120H145ZM166 121H167V120H166ZM175 121H177V120H175ZM191 121H192V120H191ZM198 121H199V120H198ZM212 121H213V120H212ZM246 121H247V119H246ZM246 121H244V122H246ZM256 121H257V120H256ZM259 121H260V120H259ZM7 122H8V123H7ZM28 122H29V120H28ZM28 122H27V123H28ZM92 122H91L90 124H92ZM125 122H126V121H125ZM167 122H168V121H167ZM182 122H183V120H182ZM188 122H189V121H188ZM188 122H187V123H188ZM209 122H211V120H209ZM220 122H221V121H220ZM235 122H236V120H235ZM13 123H14V122H13ZM15 123H16V122H15ZM64 123H65V121H64ZM69 123H72V125L70 124V125H71V126H70ZM96 123H97V122H96ZM103 123L105 124L106 122H103ZM103 123H102V124H103ZM114 123H115V121H114ZM134 123H135V122H134ZM137 123H136V124H137ZM156 123H157V122H155V124H156ZM174 123H176V122H174ZM178 123H179V122H178ZM185 123H186V122H185ZM189 123H190V122H189ZM198 123H200V122H198ZM198 123L195 121V124H197V126L199 125ZM204 123H205V121H204ZM204 123H203V124H204ZM224 123H225V120H224ZM233 123H234V122H233ZM236 123H237V122H236ZM239 123H240V122H239ZM249 123H250V122H249ZM252 123H253V122H252ZM8 124H10V125H8ZM86 124H85V125H86ZM102 124H101V125H102ZM122 124H123V123H122ZM122 124H121V127H122ZM127 124H128V123H127ZM140 124H141V123H139V125H140ZM157 124H158V123H157ZM157 124H156V126H155L156 128L158 127V125H160V124H158V125H157ZM176 124H177V123H176ZM206 124H207V123H206ZM219 124H221V123H219ZM246 124H247V123H246ZM261 124H263V123L261 122ZM14 125H16V124H14ZM32 125H33L34 127H33ZM85 125H84V127H86ZM88 125H89V124H88ZM107 125H108V123H107ZM184 125H185V124H184ZM191 125H192V124H191ZM191 125H190V126H191ZM209 125H210V124H209ZM214 125H217V123H216V124L214 123ZM222 125H223V124H222ZM224 125H226V124H224ZM227 125H229V124H227ZM26 126H25V127H26ZM48 126H50V127H48ZM79 126H80V127H79ZM103 126H104V127H103L102 129L104 130L105 125H103ZM124 126H125V128H129V127H126L127 125H124ZM130 126H131V125H130ZM165 126H166V127H169V126H167L166 122H165ZM176 126H177V125H176ZM178 126H180V125L178 124ZM178 126H177V128H178ZM201 126H202V125H201ZM218 126H219V125H218ZM230 126H231V125H230ZM235 126H236V125H235ZM239 126H241V125H239ZM247 126H248V125H247ZM250 126H251V125H250ZM252 126H253V125H252ZM252 126H251V127H252ZM8 127H9L13 132H12L11 130H8ZM68 127H69V128H68ZM101 127H102V126H101ZM140 127H141V126H140ZM184 127H185V126H184ZM194 127H195V126H194ZM199 127H200V125H199ZM212 127H213V126H212ZM231 127H232V128H236V127H234V124H233V126H231ZM14 128H15V126H14ZM67 128H68V129L71 128V129H70V130H67ZM116 128L118 129V132H119V130L121 129V128L119 129V127H116ZM134 128H135V127H134ZM137 128H138V127H137ZM160 128H161V127H160ZM191 128H193V127L191 126ZM202 128H203V127H202ZM202 128H201V129H202ZM226 128H227V127H226ZM228 128H230V127H228ZM237 128H238V127H237ZM237 128H236V129H237ZM240 128H241V127H240ZM254 128H255V126H254ZM261 128H262V127H261ZM18 129H19V128H18ZM72 129H73L74 131H78V130H79V131H78L76 134H74V132H73ZM77 129H78V130H77ZM108 129H109V127H108ZM117 129H116V130H117ZM140 129H141V128H140ZM170 129H172V128H170ZM181 129H182V128H181ZM186 129H187V128H186ZM216 129H217V128H216ZM221 129H222V128H221ZM230 129H231V128H230ZM236 129H235V130H236ZM241 129H242V128H241ZM105 130H106V128H105ZM109 130H110V129H109ZM122 130H123V128L121 129V131H122ZM129 130H130V129H129ZM133 130H136V129H133ZM158 130H159V132H160L159 127H158ZM162 130H163V129H162ZM178 130H180V129H178ZM193 130H196V129H193ZM210 130H211V129H210ZM226 130H229V129H225V132H224V133H227V132H228V131L226 132ZM258 130H260V129H258ZM14 131H16L15 133H16L17 135L14 133ZM32 131H33V133H32ZM65 131H67V132H65ZM68 131H69V132H68ZM71 131H72V132H71ZM125 131H126V130H125ZM154 131H155V130H154ZM163 131H164V130H163ZM163 131H162V132H163ZM171 131H172V130H171ZM175 131H176V130H175ZM187 131H188V130H187ZM200 131H201V130H200ZM251 131H252V129H251ZM254 131H255V130H254ZM261 131H262V130H261ZM10 132H12L13 134H11ZM47 132H48V133H47ZM111 132H112V131H111ZM126 132L128 133V131H126ZM131 132H132V130H131ZM155 132H156V131H155ZM155 132H154L153 134H156ZM164 132H165V131H164ZM208 132H209V131H208ZM208 132H207V133H208ZM233 132H234V131H233ZM244 132H245V131H244ZM247 132H248V131H247ZM26 133H27V134H26ZM65 133H66V134H65ZM82 133H83V132H82ZM82 133H81V134H82ZM103 133L105 134V132L102 131V134H103ZM160 133H161V132H160ZM191 133H192V132H191ZM191 133H189V134H191ZM195 133H196V132H195ZM215 133H216V132H215ZM218 133H219V132H218ZM235 133H236V132H235ZM258 133H259V132H258ZM258 133H257V134H258ZM25 134H26V135H25ZM29 134H28V135H29ZM110 134H111V133H110ZM134 134H135V133H134ZM140 134H141V133H140ZM143 134L145 135V133H143ZM146 134H147V133H146ZM161 134H162V133H161ZM164 134H165V133H164ZM187 134H188V132H187ZM192 134H193V133H192ZM203 134L205 135V133H203ZM253 134H254V133H253ZM121 135H122V134H121ZM126 135H127V134H126ZM147 135H148V134H147ZM157 135H158V134H156V137H157ZM170 135H171V134H170ZM184 135H185V133H184ZM184 135H183V136H184ZM218 135H219V134H218ZM218 135H217V136H218ZM226 135H227V134H226ZM230 135H233L232 132H230ZM241 135H242V133H241ZM254 135H255V134H254ZM254 135H253V136H254ZM44 136H45V135H44ZM78 136H81V135H78ZM78 136H77V138H78ZM104 136H105V135H104ZM104 136H103V137H104ZM118 136H119V138H120V134H119ZM122 136H123V135H122ZM122 136H121V137H122ZM127 136H128V135H127ZM148 136H149V135H148ZM171 136H173V135H171ZM193 136H194V135H193ZM242 136H243V135H242ZM245 136H246V135H245ZM256 136H258V135H256ZM261 136H262V135H261ZM261 136H259V137H261ZM13 137H12V138H13ZM46 137H45V138H46ZM96 137L99 138V136H96ZM105 137H106V136H105ZM123 137H124V136H123ZM123 137H122V138H123ZM136 137H137V136H136ZM143 137H144V136H143ZM164 137H165V135L163 136V134H162V138H163V139H164ZM184 137H185V136H184ZM239 137H240V136H239ZM251 137H252V136H251ZM251 137H250V138H251ZM262 137H263V136H262ZM18 138H16V139L18 140ZM47 138H48V137H47ZM47 138H46V140H47ZM114 138H115V136H113V139H114ZM127 138L129 139V137H127ZM138 138H139V136H138ZM138 138H137V139H138ZM152 138H155V137H152ZM158 138H159V136H158ZM173 138H174V137H173ZM173 138H172V139H173ZM191 138H192V137H191ZM205 138H206V137H205ZM212 138H213V135H212ZM233 138H234V137H233ZM237 138H238V137H237ZM247 138H248V137H247ZM22 139H23V138H22ZM22 139H21V140H22ZM25 139H26V138H25ZM78 139H79V138H78ZM94 139H96V138L94 137V138L92 139L93 142H95ZM108 139H109V138H108ZM117 139H118V138H117ZM117 139L115 138V140H117ZM120 139H121V138H120ZM120 139H119V140H120ZM149 139H150V138H149ZM156 139H157V138H156ZM174 139H175V138H174ZM174 139H173V140H174ZM206 139H207V138H206ZM219 139H222L221 136H220ZM225 139H226V138H225ZM238 139H239V138H238ZM257 139H258V138H257ZM257 139H255L256 142H257ZM43 140H45V139H43ZM74 140H75V139L73 138V139H72V143H73ZM99 140H100V139H99ZM115 140H114V141H115ZM186 140H187V139H186ZM207 140H208V139H207ZM215 140L217 141V139H215ZM227 140H228V138H227ZM235 140H236V138H235ZM40 141H42V142H40ZM76 141H77V140H76ZM80 141H81V139H80ZM86 141H87V140H86ZM102 141H103V140H102ZM122 141H123V140H122ZM124 141H125V140H124ZM124 141H123V143H124ZM126 141H127V140H126ZM129 141H130V140H129ZM134 141H135V140H134ZM139 141H140V140H139ZM152 141H153V140H152ZM155 141H156V140H155ZM157 141H158V140H157ZM162 141H163V140H162ZM203 141H204V140H202L201 143H202ZM216 141H215V143H216ZM241 141H242V140H241ZM241 141H239V142H241ZM250 141H251V140H250ZM11 142H12V141H11ZM11 142H10V144H11ZM29 142H30V141H29ZM87 142H88V141H87ZM97 142L100 144L99 141H97ZM104 142H105V141H104ZM106 142H107V138H106ZM132 142H133V141H132ZM135 142H136V141H135ZM144 142H145V141H144ZM149 142H150V141H149ZM159 142H160V141H159ZM165 142H166V141H165ZM174 142H176V141H174ZM180 142H181V141H180ZM223 142H225V141H223ZM46 143H48V142L46 141ZM79 143H80V142H79ZM90 143H91V142H90ZM95 143H96V142H95ZM119 143H120V142H119ZM119 143H118V144H119ZM121 143H122V142H121ZM121 143H120L119 146L124 145V144H121ZM126 143H127V142H126ZM133 143H134V142H133ZM140 143H143V142L141 141ZM147 143H148V142H147V140H146V144H147ZM163 143H164V142H163ZM166 143H167V142H166ZM166 143H165V145H166ZM168 143H170V145H171V142H168ZM208 143H209V142H208ZM217 143L220 144V142H217ZM231 143H232V141H231ZM233 143H234V142H233ZM233 143L231 144L232 147H233ZM260 143H261V142H260ZM262 143H263V141H262ZM13 144H14V142H13ZM42 144H41V145L39 144V145L42 147V146L44 145V144H43V145H42ZM87 144H89V143H87ZM96 144H97V143H96ZM99 144H98V145H99ZM136 144H138V143H136ZM153 144H154V143H153ZM156 144H157V143H156ZM161 144H162V143H161ZM182 144H184V143H182ZM185 144H186V142H185ZM188 144H189V143H188ZM195 144H198V143H195ZM209 144H210V143H209ZM225 144H226V143H225ZM247 144H248V142H247ZM249 144H250V143H249ZM34 145H35V144H34ZM46 145H47V144H46ZM74 145H75V143H74ZM127 145H128V143H127ZM129 145H130V144H129ZM147 145H148V144H147ZM157 145H158V144H157ZM216 145H217V144H216ZM216 145H215V146H216ZM221 145H223V144H221ZM240 145H241V144H240ZM240 145H239V146H240ZM244 145H245V144H244ZM72 146H73V145H72ZM99 146H100V145H99ZM102 146H103V145H102ZM110 146H112V145H110ZM117 146H118V145H117ZM124 146H125V145H124ZM132 146H133V145H132ZM135 146H136V145H135ZM143 146L146 147L145 145H143ZM154 146H155V144H154ZM166 146H167V145H166ZM166 146H164V147H166ZM179 146H180V145H179ZM215 146H214V147H215ZM226 146L228 147V145H226ZM236 146H237V148H239L238 145H236ZM241 146H242V145H241ZM44 147H45V145H44ZM47 147H48V146H47ZM70 147H71V145H70ZM175 147H176V146H175ZM181 147H182V146H181ZM216 147H217V146H216ZM216 147H215V148H216ZM230 147H231V146H230ZM75 148H76V147L73 146V150H74ZM88 148L90 149V147H88ZM88 148H85V149H88ZM97 148L99 149L100 147L97 146ZM104 148H108V145H107V146H104ZM122 148H123V146H122ZM122 148H121V147H120V148H119V147L117 148V151L119 150L118 153H120V151H122V150H121ZM137 148H138V147L136 146V151L138 150ZM147 148H149V147H146V149H147ZM203 148H204V147H203ZM210 148H211V147H210ZM210 148H209V149H210ZM228 148H229V147H228ZM243 148H244V147H243ZM38 149H39V148H38ZM45 149H46V147L44 148V153H45V151H46ZM129 149H130V148H129ZM146 149L144 148L145 151L143 150L145 154H146V151H147ZM153 149H154V148H153ZM161 149H162V147H161ZM179 149H180V148H179ZM179 149H178V151H180ZM194 149H195V148H194ZM194 149H193V150H194ZM221 149H222V148H221ZM235 149H236V148H235ZM240 149H241V148H240ZM247 149H248V147H247ZM256 149H258V148L256 147ZM27 150L29 151L30 149H27ZM31 150H34V148H32ZM31 150H30V151H31ZM47 150H48V149H47ZM90 150H92V149H90ZM90 150H87V152L90 151ZM95 150H96V149H95ZM105 150H108V149H105ZM130 150H131V149H130ZM149 150H150V148H149ZM162 150H164V149H162ZM197 150H198V149H197ZM213 150H214V149H213ZM14 151H16V150H14ZM36 151H37V150H36ZM74 151H75V150H74ZM77 151L79 152V150H77ZM100 151H101V149H100ZM128 151H129V150H128ZM172 151H173V150H172ZM201 151H202V150H201ZM207 151H208V150H207ZM217 151H220V150H217ZM232 151H233V150H232ZM234 151H235V150H234ZM241 151H242V150H241ZM245 151H246V150H245ZM253 151H254V149H253ZM9 152H10V154H9ZM17 152H18V150H17ZM25 152H27V151L25 150ZM37 152H38V151H37ZM37 152H36L35 155H40L39 153L37 154ZM40 152H41V151H40ZM85 152H86V151H85ZM85 152H84V153H85ZM105 152H106V151H105ZM110 152L112 153V151H110ZM115 152H116V151H115ZM123 152H124V151H122V153H123ZM132 152H133V151H132ZM153 152H154V150H153ZM155 152H156V151H155ZM159 152H160V151H159ZM204 152H205V150H204ZM220 152H221V151H220ZM228 152H230V150H229ZM243 152H244V151H243ZM247 152H248V151H246V154H248ZM29 153H30V152H29ZM31 153H32V152H31ZM42 153H43V152H42ZM48 153H49V152H48ZM129 153H130V152H129ZM133 153H134V152H133ZM150 153H151V152H150ZM167 153H168V152H167ZM188 153H189V152H188ZM205 153H206V155H207V152H205ZM239 153H240V152H239ZM259 153H260V152H259ZM20 154H21V153H20ZM32 154H33V153H32ZM58 154H59V153H58ZM64 154H65V153H64ZM85 154L88 155V153H85ZM89 154H90V152H89ZM96 154H97V153H96ZM100 154H102V153H100ZM109 154H110V153H109ZM112 154H114V153H112ZM120 154H121V153H120ZM120 154H119V155H120ZM127 154H128V153H127ZM135 154L138 155V153H136V152H135ZM152 154H153V153H152ZM192 154L195 155V151H194V153H192ZM216 154H217V153H216ZM237 154H238V153H237ZM244 154H245V153H244ZM255 154H256V153H255ZM13 155H14V154H13ZM46 155H47V154H46ZM65 155H66V154H65ZM78 155H79V154H78ZM114 155H116V154H114ZM128 155L130 156V154H128ZM148 155H150V154H147V155H145V156H148ZM170 155H171V154H170ZM194 155H193V156H194ZM222 155H223V154H222ZM229 155H231V154H229ZM252 155H254V153H252ZM256 155H257V154H256ZM261 155H262V154H261ZM21 156H22V155H21ZM24 156L26 157V155H24ZM28 156H29V155H28ZM74 156H76V153L74 154ZM91 156H92V155H91ZM95 156H96V155H95ZM95 156H94V157H95ZM190 156H191V155H190ZM193 156H192V158H193ZM220 156H221V155H220ZM233 156L235 157V155H233ZM233 156H232V157H233ZM239 156H240V155H239ZM259 156H260V155H259ZM259 156H257V157L259 158ZM30 157H31V156H30ZM66 157H69V156H66ZM82 157H83L84 159L86 158L85 156H82ZM88 157H89V156H88ZM88 157L86 158L87 161L90 159V158L88 159ZM98 157L101 158V156H99V155H98ZM102 157H103V156H102ZM131 157H132V156H131ZM133 157H135V156H133ZM137 157H139V155H138ZM140 157H141V156H140ZM171 157H172V156H171ZM199 157H201L200 154H199ZM211 157H212V156H211ZM234 157H233V158H234ZM241 157H242V156H241ZM18 158H19V157H18ZM22 158H24V157L22 156ZM34 158L36 159V157H34ZM37 158H38V157H37ZM39 158H40V157H39ZM69 158H71V157H69ZM75 158H77V156H76ZM78 158H79V156H78ZM78 158H77V159H78ZM83 158H82V159H83ZM107 158H108V157H107ZM116 158H117V156H116ZM116 158H115V159H116ZM122 158H124V156H122ZM177 158H178V157H177ZM221 158H222V157H221ZM246 158H248V157H246ZM246 158L243 157V159H246ZM251 158L253 159V157H251ZM8 159H9V158H8ZM20 159H21V158H20ZM20 159L18 160V163H19V161H21ZM25 159H27V161L29 160L28 158H24L23 161H24ZM58 159H59V158H58ZM138 159H139V158H138ZM162 159H163V158H162ZM165 159H166V158H165ZM172 159H173V158H172ZM180 159H181V158H180ZM195 159H196V158H195ZM218 159H219V158H218ZM226 159H227V158H226ZM234 159H236V158H234ZM64 160H65V159H64ZM74 160H75V159H74ZM78 160L82 161L81 159H78ZM78 160H76V162H78ZM102 160H103V159H102ZM111 160H112V158H111ZM116 160H117V159H116ZM123 160H124V159H123ZM131 160H132V158H131ZM188 160H189V158H188ZM212 160H213V159H212ZM216 160H217V159H216ZM237 160H238V159H237ZM246 160H247V159H246ZM246 160H245V161H246ZM25 161H26V160H25ZM54 161H55V160H54ZM68 161L71 162L70 159H68ZM68 161H67V162H68ZM72 161H73V160H72ZM80 161H79V162H80ZM83 161H84V160H83ZM104 161H105V160H104ZM129 161H130V159H129ZM139 161H140V159H139ZM152 161H153V160H152ZM162 161H163V160H162ZM172 161H173V160H172ZM196 161H197V160H196ZM199 161H200V158H199ZM217 161H218V160H217ZM228 161H229V160H228ZM247 161H248V160H247ZM249 161H250V160H249ZM261 161H262V159H261ZM261 161H260V162H261ZM62 162H63V161H62ZM62 162H61V163H62ZM108 162H110V161H108ZM114 162H115V161H114ZM118 162H119V161H118ZM163 162H164V161H163ZM179 162H180V161H179ZM189 162H190V160H189ZM192 162H193V161H192ZM205 162H206V161H205ZM237 162H238V161H237ZM251 162H253V161H251ZM255 162H256V161H255ZM61 163L59 164L58 169H59V168L62 169L61 167H63V169L66 170L67 168L64 166V164H61ZM63 163H64V162H63ZM73 163H75V162H72V164H73ZM97 163H98V162H97ZM104 163H105V162H104ZM116 163H117V162H116ZM127 163H128V161L125 162V164H127ZM132 163H134V162H132ZM164 163H166V162H164ZM175 163H176V162H175ZM175 163H174V164H175ZM181 163H183V162H181ZM239 163H240V161H239ZM30 164H31V163H30ZM77 164H78V163H77ZM77 164L75 163L76 166H77ZM95 164H96V163H95ZM107 164H108V163H107ZM113 164H114V163H113ZM120 164H121V162H120ZM122 164H123V163H122ZM130 164H131V163H130ZM183 164H184V163H183ZM196 164H197V163H196ZM196 164H195V165H196ZM199 164H202V163L199 162ZM207 164H209V162H208ZM210 164H211V163H210ZM220 164H221V163H220ZM251 164H252V163H250V166H251ZM15 165H16V164H15ZM17 165H21V164L19 163V164H17ZM31 165H32V164H31ZM33 165H34V164H33ZM61 165H63V166H61ZM75 165L73 164V166H75ZM78 165H79V164H78ZM82 165H83V164H82ZM88 165H89V163H88ZM96 165H97V164H96ZM105 165H106V163H105ZM109 165H110V164H109ZM115 165H117V164H115ZM147 165H148V164H147ZM147 165H146V166H147ZM149 165H150V164H149ZM152 165H153V164H152ZM161 165H162V164H161ZM164 165H165V164H164ZM167 165H168V163H167ZM187 165H188V164H187ZM192 165H193V164H192ZM211 165H212V164H211ZM217 165H218V164H217ZM232 165H234V164H232ZM236 165H238V164H236ZM241 165H242V164H241ZM259 165H260V164H259ZM261 165H262V164H261ZM43 166H44V165H43ZM46 166H47V165H46ZM60 166H61V167H60ZM91 166H92V165H90V167H91ZM98 166H99V167H98V170H99V169H100V165L98 164ZM103 166H104V165H103ZM131 166H132V164H131ZM133 166H134V165H133ZM156 166H157V165H156ZM184 166H185V165H184ZM199 166H200V165H199ZM208 166L211 168L210 165H208ZM219 166H222V165H219ZM242 166H243V165H242ZM256 166H257V162H256ZM262 166H263V165H262ZM21 167H22V166H21ZM23 167H24V169H22V168L20 169V167H18V169L23 170V171H26V170H25V166H23ZM34 167L36 168V166H34ZM34 167H33V168H34ZM90 167H89V168H90ZM139 167H140V166H139ZM142 167H143V166H142ZM173 167H174V166H173ZM179 167H180V165H179ZM192 167H193V166H192ZM205 167H206V165H205ZM205 167H203V168H205ZM209 167H208V168H209ZM227 167H228V166H227ZM230 167H231V166H230ZM233 167H234V166H233ZM252 167H253V165H252ZM37 168H38V167H37ZM37 168H36L35 171L40 172V169L38 170ZM65 168H66V169H65ZM76 168H77V167H76ZM76 168H75V169H76ZM108 168H109V167H108ZM112 168H113V167H112ZM137 168H138V166H137ZM137 168H136V169H137ZM152 168H153V167H152ZM152 168H151V169H152ZM165 168H166V167H165ZM167 168H168V167H167ZM187 168H188V167H187ZM199 168H200V167H199ZM199 168H198V169H199ZM221 168H223V167H221ZM221 168L219 167V169H221ZM231 168H232V167H231ZM236 168H237V167H236ZM0 169H1V167H0ZM53 169H56V166H55ZM60 169H59L58 172H63V170H60ZM90 169H91V168H90ZM113 169H114V168H113ZM117 169H118V168H117ZM131 169H132V168H131ZM139 169H140V168H139ZM159 169H160V168H159ZM162 169H163V168H162ZM194 169H195V168H194ZM211 169H212V168H211ZM219 169H218V170H219ZM245 169H247V168H245ZM256 169H257V168H255V170H254V172H255L256 174H254V172L252 171V173H253L252 176L259 175V174H258L259 172H256ZM261 169L264 170L263 168H260L259 170L261 171ZM2 170H4V168H2ZM6 170H7V169H6ZM10 170H11V169H10ZM13 170H14V169H13ZM13 170H12V171H13ZM15 170H17V169H15ZM56 170H57V169H56ZM76 170H77V169H76ZM123 170H124V169H123ZM145 170H147V169H145ZM152 170H153V169H152ZM188 170H189V169H188ZM201 170H202V169H201ZM206 170H207V169H206ZM212 170H214V169H212ZM226 170H227V169H226ZM226 170H225V171H226ZM229 170H230V168H229ZM229 170H228V171H229ZM238 170H239V169H238ZM242 170H243V169H242ZM242 170H241V172H242ZM251 170H252V169H251ZM259 170H258V171H259ZM17 171H19V170H17ZM48 171H50V170L45 169V172H47V174H48ZM53 171H54V170H53ZM93 171H94V170H92V173L94 174ZM116 171L118 172V170H116ZM131 171H133V170H131ZM131 171H129L130 174H132ZM136 171H137V170H136ZM157 171H158V170H157ZM163 171H165V170H163ZM174 171H176V169H174ZM180 171H181V170H180ZM180 171H179V172H180ZM194 171H196V170H194ZM199 171H200V169H199ZM199 171L197 170L196 172H199ZM222 171H223V169L220 170V172H222ZM228 171H227V172H228ZM230 171H231V170H230ZM239 171H240V170H239ZM243 171H244V170H243ZM8 172H9V171H8ZM14 172H15V171H14ZM38 172H37V173H38ZM43 172H44V171H43ZM127 172H128V171H127ZM177 172H178V170H177ZM201 172H202V171H201ZM205 172H206V171H205ZM249 172H250V170H249ZM75 173H77V171H76ZM96 173H97V172H96ZM105 173H106V172H105ZM123 173H124V172H123ZM138 173H139V172H138ZM138 173H137V174H138ZM156 173H157V172H156ZM169 173H170V172H169ZM184 173H185V172H184ZM188 173H189V171H188ZM217 173H218V172H217ZM222 173H223V172H222ZM222 173H221V174H222ZM224 173H225V172H224ZM224 173H223V174H224ZM231 173H233V172H231ZM234 173H237V172L234 171ZM239 173H240V172H239ZM1 174H2V172H1ZM1 174H0V177H2ZM4 174H5V173H4ZM12 174H13V173H12ZM17 174H18V173H17ZM23 174H24V173H23ZM78 174H79V173H78ZM108 174H109V173H108ZM118 174H119V172H118ZM153 174H154V170H153ZM175 174H176V173H175ZM177 174L179 175V173H177ZM194 174H195V173H194ZM201 174H202V176L204 175L203 173H201ZM201 174H200V175H201ZM212 174H214V173L212 172ZM219 174H220V173H219ZM223 174H222V175H223ZM225 174H226V173H225ZM227 174H228V173H227ZM227 174H226V175H227ZM229 174H230V173H229ZM249 174H250V173H247V175H249ZM260 174L264 175V173H262V172H261ZM6 175H7V174H6ZM55 175H56V174H55ZM55 175H53V176H55ZM80 175H81V174H80ZM80 175H79V176H80ZM98 175H99V174H98ZM125 175H126V174H125ZM160 175H161V174H160ZM168 175H170V174H168ZM181 175H182V174H181ZM186 175H187V174H186ZM191 175H192V174H191ZM205 175H206V174H205ZM208 175H209V174H208ZM210 175H211V174H210ZM237 175H239V174H237ZM240 175H241V174H240ZM242 175H243V174H242ZM8 176H9V175H8ZM14 176H15V175H14ZM19 176H20V175H19ZM38 176H39V174H38ZM103 176H104V175H103ZM109 176H110V175H109ZM137 176H138V175H137ZM161 176H163V175H161ZM188 176H189V175H188ZM194 176H195V175H194ZM244 176H245V175H244ZM3 177H4V175H3ZM31 177H34V178H35V176H31ZM48 177H49V175H48ZM48 177H47V178H48ZM99 177H100V176H99ZM155 177H156V175H155ZM199 177H200V176H199ZM209 177H210V176H209ZM211 177H213V176H211ZM231 177L234 178L233 175H232ZM246 177H247V176H246ZM18 178H19V177H18ZM26 178H27V177H26ZM36 178H37V177H36ZM38 178H39V177H38ZM85 178H86V177H85ZM85 178H84V179H85ZM151 178H152V177H151ZM157 178H158V177H157ZM165 178H166V176H165ZM213 178H214V177H213ZM215 178H217V177H215ZM219 178H221V177L219 176ZM254 178H256V177H254ZM260 178H261V177H260ZM260 178H259V180H260ZM14 179H15V178H14ZM20 179H21V178H20ZM24 179H25V177H24ZM72 179H73V178H72ZM87 179H88V178H87ZM87 179H86L85 181H87ZM97 179H98V178H97ZM105 179H106V178H105ZM118 179H119V175H118ZM178 179H179V178H178ZM181 179H182V178H181ZM183 179H184V178H183ZM187 179H188V178H187ZM193 179H194V178H193ZM193 179H192V180H193ZM207 179H208V178H207ZM207 179H206V181H207ZM228 179H230V177H229ZM228 179H227V181H228ZM242 179H243V178H242ZM245 179H246V178H245ZM32 180H33V179H32ZM63 180L65 181L64 178H63ZM112 180H113V179H112ZM122 180H123V179H122ZM129 180H130V179H129ZM144 180H145V179H144ZM147 180H148V179H147ZM204 180H205V179H204ZM208 180H209V179H208ZM211 180H212V179H211ZM213 180H214V179H213ZM213 180H212V181H213ZM218 180H219V179H218ZM230 180H231V179H230ZM254 180H255V179H254ZM259 180L256 179V182H257V183L259 182V184H260V181H261V180H260V181H259ZM45 181H46V183H47V182L51 183L49 179H48V181H47V180H45ZM45 181H44L43 183H45ZM113 181H115V180H113ZM134 181H135V180H134ZM139 181H140V179H139ZM152 181H153V180H152ZM160 181H162V180H160ZM170 181H171V180H170ZM195 181H196V178H195ZM202 181H203V178H202ZM202 181H201L200 183H198V182H197V183L202 185ZM214 181H215V180H214ZM16 182H17V180H16ZM25 182H26V181H25ZM25 182H24V181L21 182V183H22V187H25V184H26ZM27 182H28V181H27ZM39 182H40V181H39ZM57 182H58V181H57ZM74 182H75V181H74ZM78 182H79V181H78ZM91 182H92V181H91ZM93 182H94V181H93ZM119 182H120V180H119ZM132 182H133V181H132ZM178 182H179V181H178ZM183 182H184V180H183ZM186 182H187V181H186ZM240 182H241L240 184H243V181H240ZM247 182H248V181H247ZM251 182H252V180H251ZM251 182H250V183H251ZM261 182H262V181H261ZM3 183H4V182H3ZM64 183H65V182H64ZM101 183H102V181H101ZM108 183H109V182H108ZM114 183H115V182H114ZM116 183H117V182H116ZM136 183H137V182H136ZM145 183H146V182H145ZM165 183H166V180H165ZM208 183H209V182H208ZM216 183H217V182L215 181V184H216ZM220 183H221V182H220ZM230 183H231V182H230ZM58 184H59V183H58ZM65 184H66V183H65ZM68 184H69V183H68ZM82 184H83V183H82ZM90 184H91V183H90ZM102 184H103V183H102ZM125 184H126V182H125ZM146 184H148V183H146ZM156 184H157V182H156ZM161 184H162V183H161ZM170 184H171V183H170ZM204 184H205V183H204ZM210 184H211V183H210ZM223 184H225V183H223ZM238 184H239V183H238ZM4 185H5V184H4ZM4 185H3V187H4ZM8 185H9V184H8ZM45 185H47V184H45ZM55 185H56V184H55ZM76 185H77V184H76ZM95 185H96V184H95ZM103 185H106V184H103ZM117 185H118V184H117ZM127 185H128V184H127ZM127 185H126V186H127ZM136 185H137V184H136ZM152 185H153V184H152ZM173 185H175V184H173ZM180 185H181V183H180ZM184 185H185V183H184ZM219 185H220V184H219ZM219 185H218V186H219ZM231 185H232V184H231ZM246 185H248V184H246ZM261 185L264 186L262 183H261ZM17 186H18V185L16 184V187H17ZM19 186H20V185H19ZM40 186H41V184H40ZM62 186H64V185H62ZM67 186H68V185H67ZM67 186H66V187H67ZM132 186H133V184H132ZM134 186H135V185H134ZM147 186H148V185H147ZM163 186H164V187H167V186H165V185H163ZM169 186H170V185H169ZM169 186H168V188H169ZM178 186H179V185H178ZM186 186H187V185H186ZM190 186H191V185H190ZM193 186H194V185H193ZM193 186H192V187H193ZM203 186H204V185H203ZM224 186H225V185H224ZM234 186H235V185H234ZM237 186H238V185H237ZM237 186H236L234 189H236ZM243 186H244V185H243ZM243 186H242V187H243ZM20 187H21V186H20ZM30 187H32V186L30 185ZM45 187L47 188V186H45ZM138 187H139V186H138ZM157 187H158V185H157ZM172 187H173V186H172ZM181 187H182V186H181ZM198 187H200V186H198ZM205 187H206V186H204V188H205ZM220 187H221V186H220ZM225 187H226V186H225ZM229 187H231V186H229ZM248 187H249V186H248ZM248 187H246V188L248 189ZM9 188H10V187H9ZM18 188H19V187H18ZM18 188H17V189H18ZM48 188H49V186H48ZM61 188H62V187H61ZM75 188H76V187H75ZM112 188H113V187H112ZM120 188H121V189H124V188H122V187H120ZM139 188H141V187H139ZM173 188H174V187H173ZM187 188H189V187H187ZM195 188H196V187H195ZM195 188H192V189H195ZM204 188H203V189H204ZM213 188H214V186H213ZM213 188L211 187V190H213ZM216 188H217V187H216ZM226 188H227V187H226ZM244 188H245V187H244ZM246 188H245V190H246ZM251 188H253V187H251ZM251 188H249V189H250L249 191H251ZM261 188H262V187H261ZM261 188H260V189H261ZM263 188H264V187H263ZM1 189H2V188H1ZM7 189H8V188H7ZM21 189H22V188H21ZM32 189H33V188H32ZM54 189H55V188H54ZM64 189H65V188H64ZM84 189H85V188H84ZM91 189H93V188L91 187ZM104 189H105V188H104ZM107 189H108V188H107ZM114 189H115V188H114ZM132 189H133V191H134L135 188H132ZM132 189H131V190H132ZM149 189H152V188H149ZM199 189H200V188H199ZM209 189H210V188H209ZM209 189H208V190H209ZM222 189H223V188H221V190H222ZM231 189H232V188H231ZM239 189H240V188H239ZM19 190H20V189H19ZM33 190H34V189H33ZM33 190H32V191H33ZM37 190H38V188H37ZM97 190H98V188H97ZM124 190H125V189H124ZM124 190H123V192H125ZM163 190H164V189H163ZM170 190L172 191V188H171ZM224 190H225V189H224ZM224 190H223V191H224ZM240 190H242V189H240ZM243 190H244V189H243ZM253 190H255V189H253ZM9 191H10V190H9ZM56 191H57V188H56ZM56 191H55V192H56ZM80 191H81V190H79V192H80ZM102 191H103V190H102ZM102 191H101V192H102ZM110 191H111V190H110ZM117 191H118V190H117ZM143 191H145V189H143ZM153 191H154V190H153ZM159 191H160V190H159ZM164 191H165V190H164ZM177 191H178V190H177ZM183 191L185 192V190H183ZM189 191H191V189H189ZM197 191H199V190H197ZM197 191H196V192H197ZM202 191H203V190H202ZM223 191H222V192H223ZM226 191H228V188L226 189ZM229 191H230V190H229ZM229 191H228V192H229ZM246 191H248V190H246ZM263 191H264V190H263ZM0 192H1V191H0ZM42 192H44V191H42ZM42 192H40L41 195H44V194H42ZM57 192H58V191H57ZM62 192H63V191H62ZM77 192H78V191H77ZM146 192H148V191H146ZM187 192H188V191H187ZM204 192H205V191H204ZM209 192H210V191H209ZM209 192H208V193H209ZM211 192H213V191H211ZM234 192H235V190H234ZM253 192L255 193V191H253ZM10 193H12V191H11ZM10 193H9V194H10ZM47 193H48V192H47ZM64 193H65V192H64ZM92 193H94V192H92ZM97 193H98V192H97ZM125 193H126V192H125ZM130 193H131V192H130ZM178 193H179V192H178ZM192 193H193V195H192V199H193V196H196V195H194V194H195L194 192H192ZM226 193H227V192H226ZM231 193H232V192H231ZM244 193H245V192H244ZM244 193H243V194H244ZM248 193H249V192H248ZM248 193H247V194H248ZM0 194H2V192H1ZM9 194L7 193L6 196L9 195ZM35 194H36V193H35ZM52 194H54V193H52ZM58 194H59V193H58ZM133 194H134V192L132 193V197H133ZM139 194H140V193H139ZM154 194H156V193H154ZM168 194H169V193H168ZM179 194H181V192H180ZM179 194H178V195H179ZM198 194H199V192H198ZM227 194H228V193H227ZM250 194L252 195L253 193L250 192ZM28 195H29V193H28ZM45 195H46V194H45ZM78 195H79V194H78ZM78 195H77V196H78ZM89 195H90V194H89ZM95 195H96V194H95ZM99 195H101V194H99ZM114 195H115V194H114ZM116 195H117V194H116ZM135 195H136V194H135ZM140 195H141V194H140ZM158 195H159V194H158ZM171 195H174V193H173V194L171 193ZM181 195H182V194H181ZM200 195H201V194H199V196H200ZM217 195H218V194H217ZM228 195H229V194H228ZM255 195H257V194H255ZM2 196H3V194H2ZM4 196H5V194H4ZM4 196L1 197V195H0L1 198H4ZM38 196H39V195H38ZM48 196H49V195H48ZM51 196H52V195H51ZM60 196H61V195H60ZM66 196H67V195H66ZM142 196H143V194H142ZM145 196H146V195H145ZM147 196H148V195H147ZM149 196H150V193H149ZM185 196H187V195H185ZM207 196H208V195H207ZM222 196H223V195H222ZM225 196H227V195L225 194ZM231 196H232V195H231ZM236 196H237V194H236ZM243 196H244V195H243ZM8 197H9V196H8ZM13 197H14V196H13ZM55 197H56V196H55ZM70 197H72V196H70ZM153 197H154V196H153ZM164 197H165V196H164ZM168 197H169V196H168ZM168 197H167V198H168ZM179 197H180V196H179ZM179 197H178V199H179ZM181 197H182V196H181ZM189 197H190V196H189ZM205 197H206V196H205ZM228 197H229V196H227V198H228ZM255 197H257V199H260V198H259L260 196H258V195H257V196H254V194H253V199H254L255 201H257V199H255ZM1 198H0V199H1ZM29 198H30V197H29ZM51 198H52V197H51ZM51 198H50V199H51ZM88 198L90 199L89 196H88ZM94 198H97V197H94ZM98 198L100 199V197H98ZM101 198H102V196H101ZM103 198H104V197H103ZM103 198H102V199H103ZM110 198H111V196H110ZM117 198H119V195H118ZM139 198H140V197H139ZM139 198H138V199H139ZM169 198H170V197H169ZM194 198H195V197H194ZM198 198H199V197H198ZM210 198H211V197H210ZM230 198H231V197H230ZM230 198H229V199H230ZM239 198H240V197H239ZM15 199H16V198H15ZM35 199H36V198H35ZM64 199H65V198H64ZM64 199H63V200H64ZM69 199H72V198H69ZM76 199H77V198H76ZM78 199H79V198H78ZM105 199L107 200V198L105 197L103 201H105ZM120 199H121V198H120ZM127 199H129V198H127ZM134 199H135V198H134ZM152 199H154V198H152ZM152 199H151V201H152ZM170 199H171V198H170ZM173 199H174V198H173ZM175 199H176V198H175ZM178 199H177V201H178ZM192 199H191V200H192ZM195 199H196V198H195ZM199 199H200V198H199ZM199 199H196V200H194V201H197V200H199ZM201 199H202V198H201ZM205 199H206V198H205ZM207 199H208V198H207ZM234 199H235V200H238V198H234ZM242 199H243V198H242ZM249 199H251V198H248V202L251 201V200H249ZM261 199H262V196H261ZM261 199H260V200H261ZM7 200H8V199H7ZM40 200H41V199H40ZM67 200H68V199H67ZM85 200H86V198H85ZM85 200H84V201H85ZM111 200H112V199H111ZM111 200H109V201H111ZM145 200H146V197H145ZM155 200H156V199H154V201H155ZM171 200H172V199H171ZM189 200H190V199H189ZM215 200H216V199H215ZM232 200H233V199H232ZM243 200L246 201L247 199H243ZM243 200H242V201H243ZM5 201H6V200H5ZM46 201L48 202V200H46ZM50 201H51V200H50ZM89 201H90V200H89ZM101 201H102V200H101ZM124 201H125V200H124ZM124 201H123V202H124ZM154 201H153V202H154ZM156 201H157V200H156ZM239 201L241 202V200H239ZM47 202H46V203H47ZM59 202H60V201H59ZM72 202H73V201H72ZM87 202H88V201H87ZM111 202H112V201H111ZM125 202H126V201H125ZM128 202H129V201H128ZM141 202H144V200H142ZM149 202H150V201H149ZM159 202H160V201H159ZM172 202H174V201H172ZM175 202H176V201H175ZM175 202H174V203H175ZM181 202H182V201H181ZM191 202H192V201H191ZM197 202H198V201H197ZM203 202H204V201H203ZM205 202H207V201H205ZM208 202H209V201H208ZM248 202H247V203H248ZM258 202H259V200H258ZM38 203H39V202H38ZM62 203H63V202H62ZM88 203H89V202H88ZM91 203H93V201H92ZM113 203H114V202H113ZM113 203H112V204H113ZM126 203H127V202H126ZM126 203H125V205L122 206V207H125V206H126ZM131 203H132V202H131ZM131 203H130V204H131ZM137 203H139V202H137ZM183 203H184V202H183ZM189 203H190V201L187 202V204H189ZM247 203H246L245 205L248 206ZM252 203H253V202H252ZM259 203H261V204H259ZM259 203H258L259 205H262V204L264 203V201H263V203H262V202H259ZM27 204H28V203H27ZM41 204H42V203H41ZM49 204H50V203H49ZM52 204H53V203H52ZM52 204H51V205H52ZM57 204H58V203H57ZM68 204H69V203H68ZM68 204H67V205H68ZM71 204H72V203H71ZM82 204H83V203H82ZM112 204H111V205H112ZM130 204H129V205H130ZM132 204H133V203H132ZM139 204H140V203H139ZM161 204H162V203H161ZM161 204H160V205H161ZM171 204H172V203H171ZM184 204H185V203H184ZM191 204H193V203H191ZM215 204H216V203H215ZM250 204H251V203H250ZM255 204H256V203H255ZM255 204H254V205H255ZM31 205H33V204H31ZM65 205H66V204H65ZM65 205H64V206H65ZM89 205H90V204H89ZM89 205H88V206H89ZM96 205H97V204H96ZM96 205H95V206H96ZM107 205H108V204H107ZM145 205H146V204H145ZM153 205H154V204H153ZM156 205H157V204H156ZM172 205H174V204H172ZM241 205H242V204H241ZM251 205H252V204H251ZM259 205H257V206L260 208ZM10 206H11V205H10ZM21 206H22V205H21ZM43 206H44V205H43ZM52 206H53V205H52ZM52 206H51V207H52ZM101 206H102V205H101ZM119 206H120V204H119ZM143 206H144V204H143ZM147 206H150V205L147 204ZM169 206H170V205H169ZM198 206H200V204H198ZM206 206H207V204H206ZM211 206H212V205H211ZM234 206H236V205L234 204ZM257 206L255 205L256 208H257ZM62 207H63V206H62ZM83 207H84V206H83ZM102 207H103V206H102ZM130 207H131V206H130ZM139 207H140V206H139ZM139 207H138V209L143 210V207H140V208H139ZM156 207H157V206H156ZM163 207H164V204H163ZM181 207H182V206H181ZM189 207H191V205H190ZM193 207H195V206H193ZM207 207H209V206H207ZM35 208H36V207H35ZM56 208H57V207H56ZM56 208H55V209H56ZM63 208L65 209V207H63ZM79 208H80V207H79ZM95 208H96V207H95ZM97 208H98V207H97ZM148 208H149V207H148ZM150 208H153V207L151 206ZM179 208H180V207H179ZM191 208H192V207H191ZM196 208H197V207H196ZM201 208H202V207H201ZM203 208H204V207H203ZM210 208H211V207H210ZM212 208H213V206H212ZM214 208H215V207H214ZM234 208H235V207H234ZM242 208H243V207H242ZM250 208H252V207H250ZM256 208H255V209H256ZM0 209H1V208H0ZM13 209H14V208H13ZM57 209H58V208H57ZM90 209H91V208H90ZM98 209H99V208H98ZM119 209H120V208H119ZM128 209H129V208H128ZM131 209H132V208H131ZM135 209L137 210V205H136ZM154 209H155V208H154ZM154 209H153V210H154ZM157 209L160 210V207H159V208L157 207ZM157 209H155V210L158 211ZM161 209H162V208H161ZM186 209H187V207H186ZM232 209H233V208H232ZM245 209H246V208H245ZM260 209H261V208H260ZM6 210H7V209H6ZM14 210H15V209H14ZM68 210H69V209H68ZM76 210H77V209H76ZM84 210H85V209H84ZM93 210H94V209H93ZM123 210H124V209H123ZM123 210H122V211H123ZM129 210H130V209H129ZM145 210H146V209H145ZM147 210H148V209H147ZM147 210H146V211H147ZM151 210H152V209H151ZM155 210H154V212H155ZM169 210H170V209H169ZM175 210H176V209H175ZM179 210H180V209H179ZM189 210H190V208H189ZM189 210H188V211H189ZM196 210H197V209H196ZM201 210H202V209H201ZM235 210H236V209H235ZM235 210H234V212H236ZM253 210H254V207H253ZM253 210H249V211H251V214H253V212H252ZM8 211H9V210H8ZM48 211H49V210H48ZM52 211L54 212V209H52ZM52 211H51V212H52ZM57 211H59V210H57ZM79 211H81V210H79ZM94 211H95V210H94ZM131 211H132V210H131ZM133 211H134V209H133ZM138 211H139V210H138ZM148 211H149V210H148ZM160 211H161V210H160ZM160 211H158V213L161 215V214H162V211H161V212H160ZM166 211H167V210H166ZM171 211H173V210L171 209ZM180 211H182V209H181ZM180 211H178V212H180ZM213 211H214V210H213ZM222 211H223V210H222ZM222 211H221V213H222ZM256 211H257V210H256ZM26 212H28V211H26ZM89 212H90V211H89ZM98 212H99V211H98ZM144 212H145V211H144ZM173 212H174V211H173ZM175 212H176V211H175ZM183 212H184V211H183ZM185 212H186V211H185ZM197 212H198V211H197ZM207 212H208V211H207ZM215 212H217V211H215ZM226 212H227V211H226ZM226 212H225V213H226ZM257 212H258V211H257ZM257 212H256V213H257ZM259 212H260V210H259ZM261 212L263 213V211H261ZM261 212H260V213H261ZM19 213H20V212H19ZM37 213H38V212H37ZM59 213H61V212H59ZM62 213H63V212H62ZM68 213H69V212H68ZM90 213H91V212H90ZM117 213H119V212H117ZM117 213H116V214H117ZM127 213H128V212H127ZM133 213H134V212H133ZM138 213H139V212H138ZM146 213H147V212H146ZM152 213H153V212H152ZM156 213H157V212H156ZM156 213H155V214H156ZM158 213H157V214H158ZM198 213H200V212H198ZM198 213H197V215H199ZM203 213H204V212H203ZM217 213H218V212H217ZM236 213H237V212H236ZM20 214H21V213H20ZM38 214H39V213H38ZM80 214H81V213H80ZM106 214H107V213H106ZM116 214H114V215H116ZM121 214H122V213H121ZM144 214H145V213H144ZM164 214H165V213H164ZM177 214H178V213H177ZM177 214H176V215H177ZM184 214H186V213H184ZM191 214L193 215V213H191ZM205 214H206V213H205ZM227 214H230V212L227 213ZM237 214H238V213H237ZM237 214H236V217H238V215H240V214H238V215H237ZM242 214H243V213H242ZM242 214H241V215H242ZM251 214H249V217H252V219H251V218H248V217H246V216H243V217L241 216L240 219H239V218H236L237 221H234V220H233L235 224H234L233 222H232V223L234 224V226H238L237 228H239V227H240V228H241V227L244 228V227H245V229H246V226L248 227V226H251V225H255L256 222H254V224H252V223H253V216H251ZM28 215H29V213H28ZM28 215H27V216H28ZM41 215H42V214H41ZM60 215H61V214H60ZM76 215H77V212H76ZM76 215H75V216H76ZM78 215H79V214H78ZM93 215H94V213H93ZM100 215H102V214H100ZM122 215L126 216L125 213H123ZM127 215L129 216V213H128ZM140 215H143V214L141 213ZM151 215H152V214H151ZM151 215H150V216H151ZM169 215L171 216V213H169ZM200 215H201V214H200ZM213 215H214V212H213ZM11 216H12V215H11ZM37 216L40 217V215H37ZM97 216H98V215H97ZM102 216H103V215H102ZM131 216H132V212H131ZM136 216H139V215H136ZM145 216H146V215H145ZM148 216H149V215H148ZM152 216H153V215H152ZM178 216H179V215H178ZM178 216H177V217H178ZM232 216H234V215H232ZM232 216L230 215V218H232ZM261 216H262V217H261ZM261 216L258 215V217H257V215H256V217H254V218H255V219H256V218L258 219V218L260 217V219L262 218V219H261V221H262L264 215H261ZM0 217H1V216H0ZM35 217H36V215H35ZM47 217H48V216H47ZM62 217H63V215H62ZM73 217H74V215H73ZM89 217H90V216H89ZM95 217H96V216H95ZM99 217H100V216H99ZM108 217H111V216H109V213H108ZM126 217H127V216H126ZM129 217H130V216H129ZM133 217H135V216H132L131 218H133ZM140 217H141V216H140ZM160 217H161V216H160ZM163 217H164V216H163ZM172 217H174V216H172ZM175 217H176V216H175ZM177 217H176L175 220H177ZM180 217H181V216H180ZM180 217H178V218H180ZM184 217H185V216H184ZM201 217H202V216H201ZM204 217H206V215H205ZM216 217H217V216H216ZM222 217L224 218L223 213H222ZM226 217H227V216H226ZM226 217H225V218H226ZM63 218H64V217H63ZM75 218L78 219V217H75ZM79 218H80V217H79ZM84 218H85V217H84ZM90 218H92V217H90ZM90 218H89L88 220H90ZM106 218H107V216H106ZM115 218H117V217H115ZM115 218H114V219H115ZM121 218H122V217H121ZM127 218H128V217H127ZM136 218H137V217H136ZM143 218H144V216H143ZM185 218H186V217H185ZM188 218H190V217H188ZM195 218H196V217H195ZM199 218H200V217H199ZM207 218H208V217H207ZM214 218H215V216H214ZM30 219H31V218H30ZM37 219H38V217H37ZM40 219H41V218H40ZM52 219H53V218H52ZM55 219H56V218H55ZM70 219H71V218H70ZM92 219H93V218H92ZM97 219H98V218H96L95 221H96ZM109 219H110V218H109ZM109 219H108V220H109ZM118 219H119V216H118ZM144 219H145V218H144ZM144 219H141V220H144ZM146 219H148V217H146ZM146 219H145V220H146ZM156 219H157V218H156ZM168 219H169V218H168ZM168 219H167V223L169 222ZM181 219H182V217H181ZM191 219H193V218H191ZM200 219H201V218H200ZM205 219H206V218H205ZM209 219H210V218H209ZM217 219H218V218H217ZM232 219H233V218H232ZM236 219H235V220H236ZM238 219H239V220H238ZM4 220H5V219H4ZM4 220H3V221H4ZM18 220H19V219H18ZM35 220H36V219H35ZM38 220H39V219H38ZM42 220H44V219H42ZM42 220H41V221H42ZM53 220H54V219H53ZM98 220H100V219H98ZM101 220L103 221V219H101ZM130 220L133 221L132 219H130ZM139 220H140V219H139ZM139 220H138V221H139ZM152 220H153V219H152ZM154 220H155V219H154ZM175 220H174V221H175ZM196 220H197V219H196ZM214 220H215V219H214ZM222 220H223V222H225L226 219H222ZM3 221H2V222H3ZM21 221H22V220H21ZM36 221H37V220H36ZM61 221H62V220H61ZM67 221H68V220H67ZM73 221L76 222L75 219H73ZM90 221H91V220H90ZM105 221H106V219H105ZM119 221H120V219H119ZM122 221H123V220H122ZM125 221H127V223L129 222L127 219H126ZM135 221H136V219H135ZM138 221H137V223H138ZM163 221H164V220H163ZM174 221H173V222H174ZM178 221H179V220H178ZM180 221H181V220H180ZM192 221H193V220H192ZM199 221H200V220H199ZM219 221H220V220H219ZM257 221L259 222L260 220H257ZM11 222H12V221H11ZM68 222H69V221H68ZM86 222H87V221H86ZM92 222H94V221H92ZM96 222H97V221H96ZM99 222H101V221H99ZM123 222H124V221H123ZM143 222H144V221H142V223H143ZM160 222H162V221H161V218H160ZM182 222H183V220L181 221V223H182ZM194 222H195V221H194ZM194 222H193V226L196 225ZM201 222H202V221H200V223H201ZM209 222H210V221H209ZM19 223H20V222H19ZM48 223L50 224V222H48ZM51 223H52V222H51ZM53 223H55V221H53ZM69 223H70V222H69ZM87 223H88V222H87ZM94 223H95V222H94ZM102 223H103V222H102ZM124 223H125V222H124ZM127 223H126V225H127ZM142 223H141V224H142ZM145 223H146V222H145ZM163 223H164V222H162V224H163ZM165 223H166V222H165ZM188 223H189V222H188ZM200 223H199V224H200ZM205 223H207V222H205ZM210 223H211V222H210ZM219 223H220V222H219ZM221 223H222V222H221ZM221 223H220L218 226H216V225L218 224V222L216 221L215 226H214V227H216V229H217V230L215 231L216 234H214V236L211 235V237H210V235H209V236L206 235V237L208 236L207 238L205 237V239H206L207 241L204 239L206 242H208V245L210 244V247L212 246V247H214L215 249H216V247H219V248H220V246H219L220 243H223V242H224V241H223V239H224L223 235L225 234V232H228V231H227L228 228H225L224 225L221 224ZM228 223H230V222H228ZM262 223H263V222H262ZM29 224H30V223H29ZM59 224H60V223H59ZM67 224H68V223H67ZM73 224H74V223H73ZM75 224H77V225H76V226H77L76 229H77V228L79 229V227H78V223H75ZM81 224H82V223H81ZM97 224H98V223H97ZM110 224H111V223H110ZM143 224H144V223H143ZM147 224H148V223H147ZM153 224H154V223H153ZM155 224H156V223H155ZM168 224H170V223H168ZM179 224H180V222H179ZM183 224H184V223H183ZM186 224H187V222H186ZM203 224H204V220H203ZM224 224L226 225L227 223L225 222ZM250 224H251V225H250ZM30 225H31V224H30ZM52 225H53V224H52ZM56 225H57V224H56ZM63 225H65V224H63ZM100 225L102 226V224H100ZM103 225H104V223H103ZM112 225H113L114 228H117V226H114L115 224H112ZM112 225H111V226H112ZM120 225H121V221H120ZM129 225H130V224H129ZM148 225H150V224H148ZM163 225H164V224H163ZM173 225H174V223H173ZM176 225H177V224H176ZM191 225H192V223H191ZM197 225H198V223H197ZM207 225H208V224H207ZM227 225H228V227H229V224H227ZM231 225H232V224H231ZM262 225L264 226V223H263ZM12 226H13V225H12ZM19 226H20V225H19ZM43 226H44V225H43ZM45 226H46V225H45ZM54 226H55V225H54ZM59 226H61V225H59ZM97 226H98V225H97ZM101 226H100V227H101ZM106 226H107V224H106ZM106 226H103V227L105 228ZM124 226H125V225H123L121 228H122V231H123V232H124V230L126 231V232H125V233H126L125 235L127 236V234H128L127 232H128L129 230L127 231L126 226H125V228H124ZM130 226H131V225H130ZM136 226H137V225H136ZM140 226H141V225H140ZM142 226H143V225H142ZM171 226H172V223H171ZM188 226H189V225H188ZM202 226H203V225H202ZM211 226H212V225H211ZM232 226H233V225H232ZM21 227H22V226H21ZM61 227H62V226H61ZM81 227L83 228L82 225H81ZM119 227H120V226H119ZM128 227H129V226H128ZM132 227H133V225H132ZM145 227H146V226H145ZM145 227H144V228H145ZM167 227H170V226L168 225ZM178 227H179V226H178ZM196 227H197V226H196ZM199 227H200V226H199ZM217 227H218V228H217ZM37 228H38V227H37ZM64 228H65V227H64ZM98 228H99V227H98ZM98 228H97V230H98ZM101 228H102V227H101ZM137 228H138V227H137ZM155 228H156V227H155ZM165 228H166V226H165ZM165 228H164V231H166ZM189 228H190V226H189ZM231 228H233V227H231ZM237 228H236V229H237ZM263 228H264V227H263ZM9 229H10V228H9ZM16 229H18V228H16ZM20 229H21V228H20ZM24 229H25V228H24ZM46 229H47V228H46ZM54 229H55V228H54ZM87 229H88V227H87ZM105 229L107 230V227H106ZM105 229H104V230H105ZM128 229H129V228H128ZM152 229H154V228L152 227ZM169 229H171V228H169ZM183 229H184V228H183ZM198 229H199V228H198ZM212 229H213V228H212ZM226 229H227V230H226ZM233 229H235V228H233ZM7 230H8V229H7ZM10 230H11V229H10ZM50 230H51V229H50ZM55 230H57V229H55ZM66 230H67V229H66ZM70 230H71V229H70ZM70 230H69V231H70ZM119 230H120V229H119ZM119 230H118V231H119ZM154 230H155V229H154ZM156 230H157V229H156ZM172 230H173V229H172ZM177 230H179V229H177ZM185 230H186V227H185ZM207 230H208V229H207ZM225 230H226V231H225ZM229 230H230V228H229ZM238 230H240L239 232L242 231L241 229H238ZM238 230H236V231H238ZM11 231H12V230H11ZM58 231H59V230H58ZM63 231H64V230H63ZM75 231H76V230H75ZM89 231H90V230H89ZM93 231H94V229H93ZM111 231H112V230H111ZM132 231H133V230H132ZM174 231H176V227H175V230H173V233H174ZM182 231H183V230H182ZM188 231H189V230H188ZM191 231H194V230H191ZM195 231H196V230H195ZM200 231H201V230H200ZM208 231H211V230H208ZM230 231L232 232V230H230ZM26 232H27V231H26ZM64 232H65V231H64ZM66 232H67V231H66ZM87 232H88V231H87ZM108 232H109V229H108ZM123 232H122V234H123ZM133 232H134V231H133ZM133 232H131V233L134 234ZM139 232H141V230H139ZM148 232H149V231H148ZM151 232H152V231H151ZM153 232H154V231H153ZM153 232H152V233H153ZM158 232H159V231H157V233H158ZM162 232H163V231H162ZM177 232H178V231H177ZM185 232H186V231H185ZM201 232H202V231H201ZM201 232H200V234H201ZM231 232H228V234L231 233ZM243 232H244V231H243ZM33 233H34V232H33ZM45 233H46V232H45ZM47 233H48V232H47ZM50 233H51V231H50ZM54 233H55V232H54ZM97 233H98V231H97ZM105 233H107V231H106ZM105 233H104L103 235H101V237H98V238H102V236H104V237L102 238L101 241H103V240L105 241V240L107 239V238L105 237ZM149 233H150V232H149ZM154 233H155V232H154ZM157 233L154 234V235H157ZM195 233H196V232H195ZM197 233H198V232H197ZM213 233H214V232H213ZM213 233H211V234H213ZM241 233H242V232H241ZM28 234H29V233H28ZM68 234H69V233H68ZM76 234H77V233H76ZM80 234H81V232H80ZM90 234H91V233H90ZM107 234H108V233H107ZM115 234H116V232H115ZM115 234H114V235H115ZM118 234H119V233H118ZM141 234H142V233H141ZM141 234H140V235H141ZM144 234H145V233H144ZM144 234H142V235L145 236ZM150 234H151V233H150ZM182 234H183V233H182ZM189 234H190V233H189ZM192 234H193V233H192ZM205 234H207V232H206ZM208 234H209V233H208ZM231 234H232V233H231ZM237 234H238V232H237ZM34 235H35V234H34ZM48 235H49V234H48ZM52 235H53V234H52ZM59 235H60V234H59ZM64 235H65V238H66V234H65V233H64L62 236H64ZM74 235H75V234H74ZM81 235H82V234H81ZM88 235H89V233H88ZM95 235H96V234H95ZM95 235H94V236H95ZM98 235H100V233H99ZM111 235H112V234H111ZM151 235H152V234H151ZM158 235H159V234H158ZM194 235H195V234H194ZM198 235H199V234H198ZM203 235H204V234H203ZM232 235H233V234H232ZM245 235H246V234H245ZM30 236H31V235H30ZM39 236H40V235H39ZM45 236H47V234H46ZM54 236H57V233H56V235H54ZM68 236H70V235H68ZM90 236H91V235H90ZM92 236H93V235H92ZM96 236H97V235H96ZM106 236H107V235H106ZM121 236H122V235H121ZM143 236H142V237H143ZM146 236H147V235H146ZM152 236H153V235H152ZM188 236H189V235H188ZM190 236H191V235H190ZM196 236H197V235H196ZM225 236H226V235H225ZM230 236H231V235H230ZM230 236H229V237H230ZM11 237H12V236H11ZM57 237H58V236H57ZM70 237H71V236H70ZM73 237H74V236H73ZM118 237H120V236H118ZM132 237H134V236H132ZM136 237H137V236H136ZM182 237H183V236H182ZM182 237H180V238H182ZM198 237H199V236H198ZM232 237H233V236H232ZM86 238H87V237H86ZM90 238H91V237H90ZM104 238H106V239H104ZM120 238H121V237H120ZM129 238L131 239V237H129ZM139 238H140V237H139ZM139 238H138V239H139ZM152 238H155V237H152ZM183 238H184V237H183ZM190 238H192V237H190ZM190 238H189V240H191ZM226 238H227V236H226ZM8 239H10V238H8ZM8 239H7V240H8ZM13 239H14V238H13ZM15 239H16V238H15ZM22 239H23V237H22ZM45 239H47V238L45 237ZM92 239H93V238H91V240H92ZM96 239H97V238H96ZM112 239H113V238L111 237V240H112ZM136 239H137V238H136ZM196 239L198 240V238H196ZM196 239L194 240V242H196ZM202 239H203V237H202ZM232 239H234V238H232ZM29 240H31V239H29ZM53 240H54V239H53ZM53 240H52V241H53ZM65 240H66V239H65ZM68 240H69V239H68ZM74 240H75V239H74ZM83 240H84V238H83ZM91 240H90V241H91ZM121 240H124V239H121ZM150 240H151V239H150ZM181 240H182V239H181ZM224 240H225V239H224ZM226 240H227V239H226ZM226 240H225V243H226L225 246L227 245V247H230V246L232 247V246L234 245L233 242H232L233 245H230V246H229V244H227ZM17 241H18V240H17ZM25 241H26V240H25ZM60 241H62V240H60ZM77 241H78V240H77ZM84 241H85V240H84ZM87 241H88V240H87ZM127 241H129V240L127 239ZM147 241H149V239H147ZM152 241H153V240H152ZM184 241H186V240H184ZM184 241H183V242H184ZM233 241H234V240H233ZM235 241L237 242L236 239H235ZM235 241H234V242H235ZM47 242H48V241H47ZM66 242H67V241H66ZM71 242H72V241H71ZM88 242H89V241H88ZM92 242H93V241H92ZM119 242H120V241H119ZM122 242H123V241H122ZM129 242H130V241H129ZM187 242H188V241H187ZM190 242H191V241H190ZM198 242H199V241H198ZM230 242H231V241H230ZM230 242H229V243H230ZM11 243H12V242H11ZM25 243H26V242H25ZM27 243L30 244V242H27ZM37 243H38V242H37ZM50 243H51V242H50ZM78 243H79V242H78ZM90 243H91V242H89V244H90ZM105 243H106V242H105ZM111 243H112V241H111ZM150 243H151V242H150ZM153 243H154V241H153ZM155 243H156V241H155ZM180 243H182V242H180ZM19 244H20V243H19ZM29 244H28V245H29ZM47 244H49V243H47ZM52 244H53V246H55V242L49 244V246H52ZM59 244H60V243H59ZM63 244H64V243H63ZM106 244H107V243H106ZM127 244H128V243H127ZM137 244H138V243H137ZM147 244H148V243H147ZM151 244H152V243H151ZM185 244H186V243H185ZM190 244H191V243H190ZM190 244H189V245H190ZM235 244H236V243H235ZM32 245H33V244H31V247H34V246H32ZM43 245H44V243H43ZM69 245H73V244L71 243V244H68L67 246H69ZM92 245H94V244L91 243V246H92ZM97 245H98V244H97ZM103 245H104V244H103ZM103 245H102V246H103ZM138 245H140V244H138ZM148 245H149V244H148ZM193 245H194V244H192V246H193ZM205 245H206V244H205ZM252 245H253V244H252ZM13 246H14V245H13ZM22 246H23V244H22ZM53 246H52V248H53ZM64 246H65V244H64ZM81 246H82V245H81ZM89 246H90V245H89ZM104 246H105V245H104ZM121 246H122V245H121ZM127 246H128V245H127ZM145 246H146V245H145ZM223 246H224V245H223ZM234 246H235V245H234ZM254 246H255V245H254ZM19 247H20V246H19ZM31 247H30V248H31ZM41 247H42V246H41ZM41 247H39V248H41ZM75 247H76V246H75ZM75 247H74V248H75ZM153 247H154V246H153ZM184 247H185V246H184ZM190 247H191V246H190ZM206 247H207V246H206ZM210 247L208 246V248H210ZM212 247H211V248H212ZM20 248H21V247H20ZM22 248H23V247H22ZM59 248H62V247L59 246ZM100 248H101V246L99 247V249H100ZM109 248H110V246H109ZM113 248H114V247H113ZM142 248H143V245H142ZM149 248H151V247H150V246H149V247L147 246L146 249L149 250ZM222 248H223V247H222ZM248 248H251V247H248ZM24 249H26V248H24ZM31 249H32V248H31ZM63 249H66V248L64 247ZM68 249H69V248H68ZM111 249H112V248H111ZM117 249H118V248H117ZM131 249H132V248H131ZM140 249H141V248H140ZM143 249H144V248H143ZM191 249H192V247H191ZM212 249H213V248H212ZM253 249H254V250L256 249V251H258V248H256V247H254ZM253 249H252V250H253ZM260 249H261V247H260ZM260 249H259V251H260ZM37 250H39V249H37ZM53 250H54V249H53ZM69 250H71V248H70ZM112 250H113V249H112ZM114 250H115V249H114ZM122 250H123V249H122ZM138 250H139V249H138ZM148 250H147V251H148ZM188 250H189V249H188ZM216 250H218V249H216ZM238 250H239V249H238ZM252 250H250V251H252ZM12 251H13V247H12ZM20 251H21V250H20ZM39 251H40V250H39ZM56 251H57V250H56ZM73 251H74V249H73ZM73 251H72V252H73ZM97 251H99V250H97ZM109 251H110V250H109ZM127 251H128V250H127ZM129 251H130V250H129ZM129 251H128V253H127V252H126V253H127V254H130ZM151 251H152V249L149 250V252H151ZM218 251H219V250H218ZM218 251H216V253H217ZM239 251H241V250H239ZM259 251H258V252H259ZM261 251H262V254H263L264 251H263V250H261ZM43 252H44V251H43ZM49 252H51V251H49ZM65 252H66V251H65ZM68 252H69V251H68ZM72 252H71V253H72ZM74 252H75V251H74ZM103 252H104V251H103ZM133 252H136V251H133ZM133 252H131V253L134 254ZM213 252H214V251H213ZM234 252H236V251H234ZM241 252H242V251H241ZM243 252H244V250H243ZM254 252H255V251H254ZM254 252H253V254H250V252L248 253V254H249V256H248V261H249L250 264H257V262H258V260H259V259H258L259 256L256 255L258 252H257L256 254H255ZM1 253H2V252H0V254H1ZM7 253H8V252H7ZM17 253H18V252H17ZM33 253H34V252H33ZM35 253H36V252H35ZM97 253H98V252H97ZM100 253H101V251H100ZM105 253H106V252H105ZM121 253H122V252H121ZM193 253L195 254V252H193ZM200 253L203 255L202 252L199 251V253H198V251H197V255H199ZM102 254H103V253H102ZM117 254H118V253H117ZM117 254H116V255H117ZM191 254H192V253H191ZM191 254H190V255H191ZM194 254H193V255H194ZM236 254H237V253H236ZM238 254H239V253H238ZM243 254H245V253H243ZM6 255H7V254H6ZM19 255L21 256V253H20ZM68 255H69V254H68ZM98 255H99V253H98ZM211 255H212L211 259H208V261H209L210 264H212L213 261H215V259H217V261H218V258H219V257L214 259V257H216V256H218V255H216V256L213 255V254H211ZM211 255H210V256H211ZM234 255H235V253H234ZM258 255H259V253H258ZM2 256H3V255H2ZM2 256H1V257H2ZM10 256H11V255H10ZM13 256H14V255H13ZM20 256H19V257H20ZM25 256H26V255H25ZM35 256H36V255H35ZM101 256H102V255H101ZM109 256H110V254H109ZM175 256H176V255H175ZM199 256H201V255H199ZM199 256H198V257H199ZM204 256H208V258H210L209 255H204ZM213 256H214V257H213ZM231 256H233V255H231ZM240 256H241V255H240ZM255 256H256V257H255ZM37 257H38V253H37ZM52 257H53V256H52ZM57 257H58V255H57ZM68 257H69V256H68ZM75 257H76V256H75ZM81 257H82V256H81ZM93 257H95V255H94ZM93 257H92V258H93ZM143 257H145V256H143ZM176 257H177V256H176ZM244 257H245V256H244ZM261 257H262V255H261ZM5 258H6V257H5ZM21 258H22V259H26V258H24V255H22ZM73 258H74V257H73ZM92 258H91V259H92ZM95 258H97V257H95ZM103 258H104V257H103ZM105 258H106V256H105ZM137 258H138V257H137ZM145 258H146V257H145ZM147 258H148V257H147ZM212 258H213V260H212ZM234 258H235V257H234ZM238 258H239V257L237 256L236 259L238 260ZM15 259H16V258H15ZM30 259H31V258H30ZM38 259H39V258H37V261H38ZM67 259H68V258H67ZM67 259H66V260H67ZM70 259H71V258H70ZM75 259H77V258H75ZM91 259H90V261H91ZM139 259H140V257H139ZM142 259H143V258H142ZM142 259H141V260H142ZM148 259H149V258H148ZM176 259H178V258H176ZM180 259H182L183 261H181V260L178 261V262H179L178 264H190V263L193 264L194 262H196V264H202V261L200 262V260H199L197 257H195V256L192 258V255H191V256H188V255L185 256V259H183L182 255H181ZM200 259H201V258H200ZM206 259H207V257H205V260H206ZM242 259H243V257L239 260V262L242 261ZM6 260H7V259H6ZM8 260H9V259H8ZM10 260H12V259H10ZM17 260H18V259H17ZM42 260H43V259H42ZM47 260H49V259H47ZM47 260H46V261H47ZM66 260H65V261H66ZM102 260H103V259H102ZM144 260H145V259H144ZM201 260H202V259H201ZM210 260H211V261H210ZM219 260H220V259H219ZM225 260H226V259H225ZM234 260H235V259H234ZM246 260H247V259H246ZM260 260H261V259H260ZM0 261H1V260H0ZM23 261H24V260H23ZM34 261H35V260H34ZM60 261H61V263H62V260H60ZM146 261H147L146 263H148V260H146ZM171 261H172V260H170V262H171ZM208 261H207V260H206V262L204 261L205 264H208V263H207ZM226 261H227V260H226ZM231 261H232V260H231ZM6 262H7V261H6ZM17 262H18V261H17ZM56 262H57V261H56ZM69 262H70V261H69ZM79 262H80V260H79ZM100 262H101V261H100ZM144 262H145V261H144ZM144 262L139 261L138 263H141V264H142V263H144ZM198 262H200V263H198ZM211 262H212V263H211ZM215 262H216V261H215ZM215 262H214V264H215ZM220 262L222 263V261H219V263H220ZM223 262H224V261H223ZM229 262H230V261H229ZM2 263H3V262H2ZM11 263H12V262H11ZM24 263H25V262H24ZM27 263H28V262H27ZM65 263H66V262H65ZM82 263L84 264V262H82ZM85 263H86V262H85ZM89 263H92V262H88V264H89ZM101 263H102V262H101ZM138 263H136V264H138ZM168 263H169V262H168ZM168 263H167V264H168ZM171 263H173V261H172ZM175 263L177 264V261H174L173 264H175ZM224 263H225V262H224ZM230 263H231V262H230ZM232 263H233V262H232ZM235 263H236V262H235ZM237 263H238V261H237ZM237 263H236V264H237ZM242 263H243V262H242ZM247 263H248V262H247ZM258 263H260V262H258ZM5 264H6V263H5ZM9 264H10V263H9ZM53 264H55V263H53ZM68 264H70V263H68ZM94 264H95V263H94ZM102 264H104V263H102ZM132 264H133V263H132ZM148 264H150V263H148ZM194 264H195V263H194ZM216 264H217V263H216ZM227 264H228V262H227ZM262 264H264V263L262 262Z\"/></svg>",
	"mask_w": 264,
	"mask_h": 264
}]
</instances>
